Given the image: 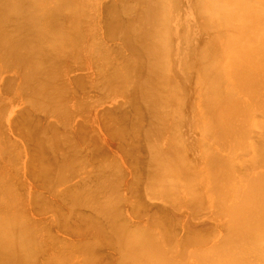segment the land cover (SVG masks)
<instances>
[{
  "label": "bare ground",
  "instance_id": "6f19581e",
  "mask_svg": "<svg viewBox=\"0 0 264 264\" xmlns=\"http://www.w3.org/2000/svg\"><path fill=\"white\" fill-rule=\"evenodd\" d=\"M84 1V0H83ZM104 1H108V0H104ZM120 1V0H119ZM122 2H123V0H121ZM143 2V4H142V2L141 3H137V2ZM243 2H244V0H242ZM248 1H250V0H246V4H243L240 0H239V2L238 3H236V0H138L137 2H136V4H139V6L138 7H140V9L139 8H137V10H139L140 12H134V14L135 13H137L136 15H134L133 16V14H131V13H133V11H134V9H136L135 8V4H134V6H132L133 4L130 2V0L128 1V0H126V1H124L125 3V5L122 3V2H118L117 3V5L116 4H114L113 3V5H115V6H117V7H119V5H120V8H116V9H120V10H123V12H121V16H122V18L121 19H123L124 18V21L123 22H121L122 20H120L119 18L121 17L119 14H118V12H115V11H118V10H116L115 8H113V7H111V8H113V10L115 9V11H113L112 13L111 12H108V11H110V10H107L106 8H104V10L102 11L103 12V14H105V12L107 11V14H105V15H107L106 16V18L109 16V13H110V15L111 16H109V21H108V18L107 19H105V20H107V21H105V23H106V27L102 30V32H104L105 31V29H106V31H105V33H102L103 35L105 34L106 35V33H107V31L110 33H107V35H108V37H111L110 35H113V34H111L112 33V31L113 30H117L116 32H118L119 30V32L118 33H121L120 34V36L122 35V37H123V42H124V44H123V46H124V49H125V47H127L126 49L128 50V52H130V53H128L127 51H125V53L122 51H120L119 50V48H121L120 46H119V44H115V46L117 45V47H115V48H118V50H119V54L118 55H116V56H121L122 57V60L119 62L121 65H122V67H121V65L119 66L118 64H115L114 65V63L113 64H111L112 65V70H111V65H110V63H112V62H109L110 60H109V58H107L106 57V55L109 57V55L107 54V52L105 53V52H103V54H104V56H105V58L103 59L104 61V63L103 62H100L99 63V65H102L101 67H103V66H105V65H103V64H106V68H108L109 69V67H110V69L109 70H107V73H105L104 72V67H103V71L102 72H104L105 74L103 75V77L105 78V79H108V77L107 76H109V79H108V81H109V85H111V88H112V86H116L119 90H121V91H124V89H125V86H127V84H125V82L124 81H126L127 79H125V74L127 75V77L126 78H128L131 74H132V76H130L129 77V79H130V82H131V87L130 88H128V87H126V88H128V89H130V92H128L129 90H127V93H125V94H129V96L131 97L130 99H133L134 101V105L136 104V105H141V109L140 110H137V108L135 109L137 112H135V113H133V115H134V119H136L137 120V118H136V114H138V112H139V114L141 113H144V112H146V115L147 114H149L150 116H149V118H150V121H148L150 124L145 128L146 129V131H145V129H144V125L142 126L143 128L142 129H144V131H145V134H144V136L146 135V136H149V138L150 137H152L154 134L155 135H157V133L161 136V132H160V130L162 129V133L163 132H165L166 131V135L170 132V135L173 133V128L171 129V131H170V129L168 128V126H167V122L166 123H164L165 122V120H167V117H169L168 116V114H169V112L168 111H166L165 109H167L168 107H167V105H169V110L172 112V113H174L172 116H170L171 118L170 119H175L176 120V122H180V124L181 125H183L184 126V128H182L181 130H182V135H184L185 134V136H186V138L184 139V143L182 144L181 142H180V139H178V134H175V132L173 133V134H175L174 135V137L177 135V141L176 142H178V140H179V144L177 145L178 147H179V145H182L183 147H180V149H179V154H178V151H176L177 149L176 148H174V146H173V149H172V147H170L171 145H170V143L169 142H167V140L169 141V139H165L164 138V142H165V140H166V142H165V144L167 143H169L168 145H169V149H167L166 150V148H164L165 149V151H163V150H161V153L163 154H161V155H156L155 156V154H160V150H157L159 153H154V152H151L150 151V149H148L149 147H150V145L149 144H147V142H151L150 144H152V145H155V146H152V147H155L156 148V144L157 143H159L160 141H158V140H156V141H154V139L155 138H157V136H155V138H154V136L152 137V138H154L153 139V141H150V140H145L146 139V137H145V139H143V142L145 143V141H146V143H145V147H147V149L145 148V151L147 150H149V156H150V152H151V154L153 153V155L152 156H150L149 157V159L151 160V162L153 163V166H152V164H149L148 165V167H146L147 166V164L148 163H145V169L147 168V169H149L150 168V170H148V172H147V175H145L146 174V172L145 173H143L146 177H148V178H145L144 180H147V181H150V179L152 180V181H150L149 183L147 182L146 183V187H145V185H144V187L145 188H147V189H149L150 191H149V193H151V195L149 196L147 193V200H151L152 201V199L151 198H155V195H153L152 196V194L154 193V194H156L157 196H160L161 194H159V192H157V193H155V191H153V190H155V186L157 185V183H156V181L160 184V182L161 183H164L165 185H162L163 187H165L164 189H166L167 187H166V184L168 185L169 183L170 184H172L173 186H174V188H177V187H185V188H187V192L189 193V195H190V199L192 198L193 200H189V198L187 199V198H185L183 201H185L186 199L187 200H189V201H193L194 203H195V201H200L201 199H202V201L203 200H205V194L206 193H208L209 192V195L211 194V197H209V198H211V201H208L209 203L207 204L208 206H211V203H212V201L213 200H215V197H216V207L217 208H219L220 209V211H221V214L225 217L224 219H223V227L225 228V230H224V234L221 232V234H222V236H220V238L218 239V240H212L211 242H212V244H211V246L207 249V251H199V249H201V250H203V249H205V247L203 248V247H201V240H202V238L200 237V234H199V238L201 239V240H199L200 241V244L199 243H197V242H199V241H195L196 242V244H199L198 246L199 247H201V248H199V247H195L196 248V250H197V252L196 253H193V251L195 250V248H193L192 247V245H191V249L193 248L194 250L192 251V250H189L188 251V254H190V255H187V256H189V257H191L192 255L193 256H195V254H197L198 252H200L201 253V257L203 258V256H204V254H205V260H204V264H264V129L262 128V126L264 127V114H262V112L264 113V104H262L263 102V98L262 99H260V101L258 100V98L257 97H264V95H261L262 94V92H263V94H264V87L262 88V87H260L261 85H263V83H264V81L261 79V77H259L258 75V73L256 72V73H254L256 76H254L253 77V71H257V69H258V67L260 68H263L264 69V64H261V65H259L260 63H262V59H263V57H264V41L262 42V44L260 43V39L262 38V37H258V39L256 40V43L258 42V44L257 45H263L262 47H260V46H255V49L258 51V54H260L259 56L258 55H256V50H253V48H254V45H253V41H254V44L256 45V43H255V40H251L252 42L251 43H249V41L248 40H245V45H244V47L247 45V47H245V48H248V51L249 52H246L247 51V49L244 51V49H243V51L242 50H240V49H242L241 47H239V46H241L242 45V43L244 42V40H242V38L245 36V35H247V38L246 37H244L245 39H248V37H249V40H250V36H251V32H253L254 30H253V28L251 27L252 26V23L254 22V20H253V22L251 23V21H252V19H251V17H249L248 18V13H247V15L246 14H244L245 16H247L246 18H248L247 20H245L246 18H244V15H243V13H242V10H243V6L246 8V6H247V8L250 6V5H252L251 3H249ZM252 1V3H253V5L252 6H254L255 4H257L260 0H251ZM258 1V2H257ZM261 1H263V3L262 4H264V0H261ZM73 2H77V5H78V7L76 8V7H73L74 5H72V4H74ZM86 2V1H85ZM94 1H92V3H93ZM97 2V1H96ZM95 2V3H96ZM103 2V1H102ZM111 2H113V1H110V3ZM79 3V4H78ZM109 3V2H108ZM109 3V4H110ZM123 4V6L122 7H124V8H121V5ZM134 3H135V1H134ZM260 3V4H261ZM88 3H86V5H87ZM91 3L89 2V5H90ZM94 4V3H93ZM127 4V5H126ZM131 6V7H134V8H132L133 9V11L131 10V7H129L128 8V6L129 5ZM132 4V5H131ZM142 4V5H141ZM76 4H75V6H77ZM84 8V7H86L84 4H82V2H80V1H77V0H0V60L1 61H3L4 59V61H6L7 63H8V65H7V63H5V64H3L4 62H0L1 64H0V66H1V68H2V66L3 65H5V66H8V68H9V64H13V66L11 65L10 67L12 68V67H14V65L16 66V68L19 66V67H21V69L20 68H17V70H16V68H14L15 69V71H17V73H19V72H21V73H23V75H24V73H26L25 75L26 76H21V73H19L20 74V76H19V81L18 82H20L22 79H23V81H21V82H28V81H30L29 79H32L31 81H35V84H37L39 81H47V80H49L50 79V77H52V75H53V72L55 71V70H57V69H62L59 65L57 66V64H56V66L58 67H56L55 66V64L54 63H52L54 60H53V57H55L54 59H55V63H58L59 62V64H61V66L63 65V60L65 59V60H69L70 59V57L69 58H67L68 56L65 54V53H67V54H72V53H77V52H81L82 50H81V47L78 49V47L79 46H81V44L79 45L78 44V47H77V44H75L74 42L75 41H77V43L79 42L78 41V39H79V37L83 34H85L84 32H86V31H88L87 29L90 27L87 23H86V25L87 26H89V27H87V28H85L84 29V27L83 26H86L85 25V22L87 21V16H85V22H84V24L82 23H79V20H77L78 21V23H76L75 21H74V16L75 15H78L79 13H77V12H79V10L82 8L81 6ZM98 5V4H97ZM112 5V6H113ZM141 5V6H140ZM258 5V4H257ZM257 5L256 6H254L255 8L257 7ZM71 6V7H70ZM110 6H111V4H110ZM114 6V7H115ZM79 7H81V8H79ZM97 7V9H98V6H96ZM95 7V8H96ZM125 7H126V9H129V11L127 10V11H125L126 9H125ZM251 7V6H250ZM79 8V9H78ZM81 9V10H88L87 8L85 9ZM93 8V7H92ZM246 8V9H247ZM253 7H251V9H252ZM259 8V7H258ZM89 9H91V8H89ZM96 9V10H97ZM257 9V8H256ZM256 9L254 10V13H255V11H256ZM68 10V11H67ZM112 10V9H111ZM120 10H119V12H120ZM253 10V9H252ZM251 10V11H252ZM65 11H67L68 12V14L70 15V16H68V14H66V12ZM132 11V12H131ZM136 11V10H135ZM251 11H249V12H251ZM64 12H65V16H66V21H67V19H68V17H69V20H70V23H68V22H66V24H67V28H64L63 26V24H65V23H63V22H60V20H62V16H64V15H62V13L64 14ZM100 12H101V10H100ZM100 12H99V14H100ZM114 12L116 13L115 15H117L116 17L114 16ZM126 12V13H125ZM130 12V14H131V17H128V15H130V14H128ZM125 13V14H124ZM138 13H139V18H138ZM262 13H264V12H262ZM81 14V13H80ZM123 14H124V16H123ZM128 14V15H127ZM260 14V16L262 17V15H261V12L260 13H258V15ZM60 15H62V16H60ZM82 15V14H81ZM101 15V14H100ZM119 15V16H118ZM257 15V14H256ZM83 16V15H82ZM103 16V15H102ZM126 16H127V18H130V19H128V21H129V23L127 22V23H125L127 20L125 19L126 18ZM136 17L137 16V18H134L133 19V17ZM249 16H252V14L250 13V15ZM259 16V17H260ZM61 17V18H60ZM100 17V16H99ZM103 17H105V16H103ZM115 17V18H114ZM119 17V18H118ZM59 18H60V20H59ZM77 18L79 19V18H82V17H80V16H77ZM88 18H89V16H88ZM118 18V19H117ZM253 18V17H252ZM258 17H256V19H257ZM263 19H264V17H262ZM100 19H101V17H100ZM100 19H98V20H100ZM113 19V20H112ZM132 19V20H131ZM135 19L137 20V21H135ZM250 19V21H248ZM260 19V18H259ZM12 20V21H11ZM64 20H65V18H64ZM97 20V21H98ZM131 20V21H130ZM134 20V21H133ZM83 21V20H82ZM81 21V19H80V22H82ZM101 21H103V19L101 20ZM256 21V23H258L257 22V20H255ZM8 22V23H7ZM12 22L13 23H15V25H16V29L15 28H13V27H10V25L12 24ZM75 22V23H74ZM89 22V21H88ZM136 22V23H135ZM5 23V24H4ZM90 23V22H89ZM122 23H125V24H122ZM262 23H264L263 21H262ZM4 24V25H3ZM9 26H8V25ZM62 24V25H61ZM66 24H65V27H66ZM83 25L82 27L79 25L77 28L79 29V27L80 28H82V29H84V31H83V33H81L82 32V30H78L77 28H75L74 26L75 25ZM104 24V23H103ZM247 24H251L250 26H248V27H251V29H249L248 27V30H244V26H246ZM69 25V26H68ZM102 25V24H101ZM8 26V30L7 31H5L3 28L4 27H7ZM103 26L104 25H102V28H103ZM253 26H254V24H253ZM257 26V25H256ZM259 26V25H258ZM262 26H264L263 24H262ZM92 27V26H91ZM10 28V29H9ZM14 30H16L17 32H16V34H14V32L15 31H13V29ZM242 28H243V30H242ZM258 28H260V27H258ZM12 29V31L10 32L9 30H11ZM90 29V28H89ZM119 29V30H118ZM256 29V28H255ZM95 30H97L98 31V29H94L93 30V34H94V32H95ZM251 30V31H250ZM253 30V31H252ZM260 30V29H259ZM48 31H50L51 33H48ZM78 31H80V33L78 32ZM96 31V32H97ZM246 32L247 34H244V32H243V36L240 34V32ZM247 31H250V35L248 34L249 32H247ZM115 32V31H114ZM12 33V34H11ZM19 33H22L21 35H19ZM97 33H99V32H97ZM253 33H256V32H253ZM92 34V32L90 31V35ZM82 35V36H83ZM89 35V36H90ZM102 35V36H103ZM106 35V36H107ZM236 35H241L242 36V38H239V37H237V38H239V39H241V41H243V42H240V44L239 45H237L236 44V47L238 48V49H234V47L232 46V45H235L234 44V41L237 39V38H234V36L236 37ZM249 35V36H248ZM261 35V34H260ZM82 36L80 37V38H82ZM88 36V35H87ZM98 36H100V34L98 35ZM114 36V35H113ZM112 36V37H113ZM232 36H233V39H232ZM240 36V37H241ZM263 36V35H262ZM84 37H85V35L83 36V39H84ZM91 37V36H90ZM95 37V36H94ZM122 37H120V38H122ZM254 37H255V34H254ZM89 38V37H88ZM106 38V37H105ZM115 38V37H114ZM114 38H112L113 40H114ZM119 38V39H120ZM251 38H253V37H251ZM260 38V39H259ZM83 39H81V40H83ZM93 39L94 38H92V41H93ZM97 39H100L101 40V38H97ZM104 39V38H103ZM109 39V38H108ZM111 39V38H110ZM111 39V40H112ZM239 39H237V40H239ZM255 39V38H254ZM264 39V38H263ZM81 40H80V42H81ZM100 40H98V42H97V44H100V45H98V48H95L96 50L97 49H101L102 50V47H101V41ZM232 40H234V41H232ZM260 40V41H259ZM71 41V42H70ZM106 41V40H105ZM247 41H248V43H247ZM114 42V41H113ZM235 42H237V41H235ZM95 43V42H94ZM106 43V42H105ZM118 43V42H117ZM120 43H122V41L120 42ZM97 44H94V46L95 45H97ZM110 44V43H109ZM244 44V43H243ZM74 45H76V46H74ZM103 45V44H102ZM105 45H107V44H105ZM253 46V48H251L250 46ZM72 46H73V49H72ZM92 47H93V45H91ZM108 46V45H107ZM113 46V45H112ZM119 46V47H118ZM250 48H249V47ZM91 47V48H92ZM97 47V46H96ZM109 48H110V46H108ZM114 47V46H113ZM112 47V48H113ZM232 47H233V49H232ZM243 47V46H242ZM69 48V49H68ZM77 48V51L75 50ZM94 48V47H93ZM110 49V50H112L113 52H115L114 51V49L115 48H113V49ZM258 48H260V49H258ZM231 49H232V51H235V50H237V53L236 52H234L236 55H232L231 53H232V51H231ZM251 49V50H250ZM80 50V51H79ZM88 50H90V48L88 49ZM96 50H94V52H96ZM101 50H100V52H101ZM104 50V49H103ZM121 50H123V49H121ZM241 52V56L243 57L244 56V58H246V59H244V58H242L241 56H239L240 55V52ZM91 51V50H90ZM90 51H88V52H90ZM99 51V50H98ZM97 51V52H98ZM231 51V53H230V55L231 56H235V57H233V59H231V57L229 58V56H228V58H229V60L230 61H226L225 60V62H227L228 63V65L229 64H232L233 66L235 65V63L237 62V61H239L238 59V57H240L241 59H242V61H239V63H241V64H239L238 62V64L241 66H239V65H235L234 66V68H233V66H230L231 67V70H229V72L230 71H232V72H230V74H228V75H230V76H232L233 77V75H234V78L236 79H234V78H232V82H235V81H237V82H235V84L233 83H231V82H229V83H227V82H225V80L223 79L224 78V76H223V73L225 74V72H226V70L223 72V70L224 69H226L225 67H226V65H225V67H223L222 68V65H220V62L221 61H223L222 59L224 58L223 57V55H225L226 56V58H227V53L228 52H230ZM252 51V52H251ZM254 51V52H253ZM262 52V53H260V52ZM121 52V53H120ZM238 52H239V54H238ZM243 52V53H242ZM248 53V54H246V53ZM116 53H117V51H116ZM116 53H114L113 55L115 56V54ZM233 53V54H234ZM244 53H245V55H244ZM250 53H255V55H256V57L254 56V54L252 55V54H250ZM56 54V55H55ZM60 54V55H59ZM67 56V57H64L65 55ZM74 54H73V57H74ZM82 54V53H81ZM100 53H98L97 55H98V57L99 56H101V55H99ZM101 54H102V52H101ZM102 54V55H103ZM120 54H130V55H120ZM131 54H133V56L131 55ZM62 55V56H61ZM77 55H79V54H77ZM94 55V54H93ZM248 55V56H247ZM252 55V56H251ZM9 58H8V57ZM53 56V57H52ZM76 56V55H75ZM80 56H82V55H80ZM96 56V55H95ZM132 57V58H130V57ZM260 56H262V57H260ZM60 57H61V59H62V57H63V60H61V63H60V61H58V60H60ZM124 57V58H123ZM220 57H223V58H220ZM249 57V59H247ZM252 57V58H251ZM257 58L255 61L253 60V58ZM259 57H260V59L261 60H258L259 59ZM7 58V59H6ZM28 58V60H26ZM34 58H36V60H33ZM52 58V59H51ZM57 58H59V59H57ZM67 58V59H66ZM71 58H72V56H71ZM77 58H80V57H77ZM103 58V57H102ZM101 58V59H102ZM114 58H116V57H114ZM235 58L237 59V61L235 60ZM3 59V60H2ZM8 59H11L12 60V62H11V60H9L10 61V63H9V61H8ZM33 60L32 62H37V61H39V62H37L36 63V67H35V69L33 70V64H32V62H29L30 60ZM38 59V60H37ZM82 59V58H81ZM97 59V58H96ZM108 59V61L107 62H109V64H107V62H106V60ZM118 59H119V57H118ZM252 59V60H251ZM26 61V63L27 62H29L28 63V65H25L24 64V62L23 61ZM50 60L52 61V62H50ZM56 60H57V62H56ZM80 60V59H79ZM84 60V59H83ZM94 60V59H93ZM232 60H233V63H231L232 62ZM259 61V64H258V61ZM73 61V60H72ZM74 61H75V59H74ZM100 61V60H99ZM236 61V62H235ZM244 61V62H243ZM245 61L247 62V63H245ZM252 61H254V62H252ZM261 61V62H260ZM43 62H46V65H45V63H43ZM47 62H49V63H47ZM69 62H71V61H69ZM76 62L77 63H79V61H77L76 60ZM75 62V63H76ZM80 62H81V60H80ZM83 62V61H82ZM82 62L80 63V64H82ZM85 62V61H84ZM83 62V63H84ZM22 63H23V65H24V67H23V65H22ZM30 63H31V65H30ZM38 63H39V65H38ZM44 64V66H43V64ZM76 63V64H77ZM95 63V62H94ZM93 63V64H94ZM96 63H98L97 61H96ZM95 63V65L97 66V64ZM221 63H224V62H221ZM245 63V64H244ZM248 63L250 64V63H252V64H250V65H253V67H254V65H255V63H256V67H254V68H252V69H256V70H252V71H250L249 72V69L252 67V66H250V65H248ZM254 63V64H253ZM264 63V62H263ZM40 64H42V65H40ZM50 64V65H49ZM52 64H54V67H51V65ZM66 64H68V62L66 63ZM32 67V69H31V67ZM107 65H108V67H107ZM110 65V66H109ZM118 65V68L116 67ZM227 65V66H228ZM245 65V69H244V67L243 66ZM246 65L247 66H249V67H246ZM26 66H27V68H29V69H26ZM44 68H43V67ZM48 66V68H54L55 69V67H56V69L55 70H53V71H51L52 72V75L50 76H48V74L49 73H51L50 72V69H46V67ZM67 66H69V64L67 65ZM140 67V69H141V71L143 72V68H144V70L146 69V73H144L145 74V76L143 77V75H142V78L139 76V77H137V75H135V71L134 70H136V71H139L140 69H139V67ZM39 67V68H38ZM120 67V68H119ZM229 67V66H228ZM236 67V68H235ZM240 67V68H239ZM0 68V69H1ZM10 68V69H11ZM40 68H43V69H40ZM106 68H105V70H106ZM135 68H137V69H135ZM261 68L259 69L261 72H262V74H260V75H262V77H263V73H264V71H263V69L261 70ZM10 69H9V71H10ZM18 69H20L19 71H18ZM24 69V71L25 72H22V70ZM38 69V70H37ZM40 69V70H39ZM45 69H46V71H45ZM65 69V68H64ZM67 69V68H66ZM102 69V68H101ZM131 69H133V70H131ZM223 69V70H222ZM228 69V68H227ZM233 69V70H232ZM234 69H235V71H236V69H241V71H239V73L240 72H242V73H240V75H239V73H238V71L237 72H235L234 71ZM248 69V70H247ZM5 70V67H4V69L3 70H1V71H4ZM8 70V69H7ZM29 70V71H28ZM33 70V71H32ZM43 70H44V72H43ZM47 70H49L48 72H47ZM60 70H57V72L58 73H60L59 71ZM96 70V69H95ZM110 70H111V74H110ZM121 70H123L122 72H124V73H122L121 72ZM128 70H131V73H129L128 72ZM243 70V71H242ZM258 70V71H259ZM31 71V72H30ZM37 71V72H36ZM40 71H42L43 72V75H45L44 77H40L41 75H38V74H41L40 73ZM100 70H98V72H99ZM132 71H134L133 73H132ZM141 71H139L140 73H141ZM245 71H247V72H249V74L247 73V72H245ZM46 72V73H45ZM61 72H62V70H61ZM94 72H97V71H94ZM97 72V73H98ZM108 72H109V75H107L108 74ZM139 72H136V74H138L139 75ZM235 72V74H237V76L235 75V74H233ZM245 72V73H244ZM1 73V72H0ZM34 73H35V76H31V77H29V75H34ZM37 73V74H36ZM54 73H56V72H54ZM63 73V72H62ZM129 75H128V74ZM143 73H141V74H143ZM231 73H232V75H231ZM253 75H252V74ZM64 74H65V77H66V71H64ZM64 74H62V75H64ZM96 74V73H95ZM122 74H124V76L122 75ZM226 74V75H227ZM248 74V75H247ZM258 74V75H257ZM6 75V74H5ZM37 75H38V79L39 78H43L42 80H38L37 79ZM47 75V76H46ZM56 75H57V73H56ZM56 75H55V78H58V76L56 77ZM62 75H59V78H60V76H62ZM97 75H99V74H97ZM101 75V74H100ZM99 75V76H100ZM135 75V80L136 81H131V80H133L134 79V76ZM227 75V76H228ZM241 75H243V76H245V77H240ZM246 75L248 76V77H250L251 75V77L249 78V79H247L248 77H246ZM77 76L78 75H76V76H74V77H76V78H74L75 80L77 79ZM81 76H82V74H81ZM99 76L97 77V79H98V81H100L101 80V78H102V76H100V78H99ZM236 76V77H235ZM13 75H12V79H13ZM22 77V78H21ZM33 77V78H32ZM46 77V78H45ZM84 77V74H83V76L82 77H80V78H83ZM91 77V76H90ZM93 77V76H92ZM95 77V76H94ZM93 77V78H94ZM107 77V78H106ZM229 77V76H228ZM227 77V78H228ZM237 77H238V79H237ZM240 77V78H239ZM253 77V78H252ZM257 77H259V79H261L262 81H263V83H257ZM25 78V79H24ZM28 80H27V79ZM53 79H54V75H53V77H52ZM50 79L51 81H47L46 82V84H48V83H51V84H53L54 82L55 83H57V80H53V79ZM63 78V76L61 77V79ZM79 78V77H78ZM79 78V79H80ZM85 78V77H84ZM96 78V77H95ZM95 78L93 79V80H95ZM103 78V80H101L102 82H104V79ZM230 78V77H229ZM243 79V82L244 81H246V79H247V81L248 82H242V79ZM256 79V82H255V84L257 83L258 85H260V86H255L254 87V83H253V80L252 79ZM10 79V80H9ZM9 79H8V77H7V80L8 81H12V79L9 77ZM16 79V78H15ZM14 79V80H15ZM21 79V80H20ZM69 78H67V80H68ZM74 79L72 80V81H74ZM125 79V80H124ZM225 79H226V77H225ZM235 81H234V80ZM241 79V80H240ZM245 79V80H244ZM251 79V81H249ZM6 80V79H5ZM54 82H53V81ZM60 80V79H59ZM59 80H58V82H59ZM66 80V81H67ZM92 80V81H93ZM224 80V82H222ZM227 80V79H226ZM3 81V80H2ZM7 81V82H8ZM63 81V80H62ZM85 81V80H84ZM97 81V80H96ZM95 81V83H94V85L96 86V87H98L99 85V83L98 82H96ZM127 81H129V80H127ZM127 81H126V83H127ZM231 81V80H230ZM242 82V85L245 87L244 89H241L239 86H241L240 84H239V82ZM6 82V83H7ZM53 82V83H52ZM124 82V83H123ZM129 82V83H130ZM135 84V88H133L134 87V85L132 86V84L133 83ZM252 83V84H250V87H252V91L253 90H255V91H253L254 93L257 91V89H255L256 87H260L261 88V90H262V92H261V90L258 88V92H261V93H259L260 95L258 96V93H257V96H256V94H254L255 96V98H257L256 100H255V98H254V101H253V99H251V98H253L252 96H251V100L254 102V104H255V101H259V105L260 104H262L263 105V107H261L260 108V106H262V105H256L255 104V106H259L257 109H256V107H254V105L253 106H251V104L253 103H251V101H250V106H249V100L248 101H246L248 98H246L244 101H245V103H244V101H241L242 103L241 104H243L244 103V105L243 106H240L241 107V109H243V111L242 110H240V108H239V100L236 98V96H237V93L241 90V91H243V90H245L246 89V91H248V93L249 94H247V92H246V97H250V94H252L253 95V92L250 90V92H249V90H247V88H246V86L248 85L247 83ZM261 82V81H260ZM5 83V84H6ZM12 83V82H11ZM10 83V85H12ZM55 83H54V85H55ZM60 83V82H59ZM75 83V82H74ZM79 83V82H78ZM78 83H77V85H76V87L78 86H80L82 83L80 82V84L78 85ZM96 83H97V85H96ZM108 82H105V85H103V83L101 84V86H102V89H103V87L105 86V88L107 89V87H106V84H107ZM125 84V86L123 85V84ZM4 84V85H5ZM8 84H9V82H8ZM7 84V85H8ZM23 83H20V85H22ZM65 84V83H64ZM64 84L62 85V83L61 84H56L55 86L57 87H59V86H63V88H64ZM70 84V83H69ZM73 83H71V85H72ZM83 84H87V81H86V83L84 82ZM91 84V83H90ZM229 84V85H228ZM238 84H239V86H238ZM256 84V85H257ZM1 85V84H0ZM14 86H15V83L13 84ZM12 85V86H13ZM17 85V84H16ZM42 85H44V84H40V85H38V87L36 88V90H34L35 88H33L32 86H29L28 87V89H30V90H32V92L29 90V92H28V94L27 93H25V94H22V95H29L28 97L30 98V99H26V102L27 101H29L30 100V104H32V102H34V103H36V104H39V105H41V106H44L45 108L46 107H53L54 106V103H56V104H58L59 103V105H61V103H60V101H62V102H64V101H66V99L64 98L63 100L61 99L60 100V98L62 97H59V92L61 91V92H63L62 90H61V88H62V86L61 87H59L60 89H58L57 90V88H56V90H57V94H56V92L54 93V92H51V90H52V88H48V89H50V93H48L46 90H48V89H46V90H44L45 92H43V91H41V90H39L38 88L40 87V88H42ZM66 85L68 86V84L66 83ZM65 85V86H66ZM93 85V84H92ZM123 85V86H122ZM2 86V85H1ZM0 86V87H1ZM13 86V87H14ZM25 85L23 84L22 86H20V88H22V87H24ZM26 86H28V84L26 85ZM46 86V85H45ZM72 86H74V85H72ZM81 86H83V85H81ZM235 86V87H234ZM237 86V87H236ZM5 86H3V88H4ZM9 87V86H8ZM8 87H5L4 89H6L7 88V91H8ZM13 87H11V88H13ZM16 87H18V86H15V88L14 89H17ZM123 87V88H122ZM247 87H249V86H247ZM2 88V89H3ZM11 88H9V91H10V89ZM25 88V89H24ZM24 88H22L23 90H27V88L26 87H24ZM33 88V89H32ZM62 88V89H63ZM66 88V89H65ZM64 89H65V91H67V89H69V86H68V88L67 87H65ZM73 88V87H72ZM71 88V89H72ZM75 88V87H74ZM101 88V87H100ZM133 88V89H132ZM237 88V89H236ZM238 88H240V89H238ZM243 88V87H242ZM1 88H0V90H2ZM22 89H21V91H22ZM38 89V90H37ZM70 89V90H71ZM77 89H79V88H77ZM76 89V90H77ZM113 89V88H112ZM123 89V90H122ZM251 89V88H250ZM79 90H82V89H79ZM78 90V91H79ZM105 90V89H104ZM117 90V89H116ZM2 91H5V90H2ZM15 91V90H14ZM25 91H22V92H25ZM36 91V92H35ZM38 91H41L42 92V95H43V93H44V96H45V94H46V92H47V95H51V93L52 94H56L55 96H57V97H53L54 95H51L52 96V99H50V100H52L51 102L49 101H47L46 99H44V101H42L43 99H41V98H43V96L41 95V92H39L40 94H38V95H41V96H37L36 94H37V92ZM53 91H55L54 89H53ZM65 91H64V93H65ZM78 91H76V92H74L75 94H76V97H78V95H77V93H78ZM240 91V92H241ZM6 92V91H5ZM11 92H12V90H11ZM30 92H31V94H30ZM71 92V91H70ZM80 92V91H79ZM125 92H126V90H125ZM215 92V93H214ZM219 92V93H218ZM244 92V91H243ZM244 92V93H245ZM1 93H3V92H1ZM7 93V92H6ZM13 93V92H12ZM11 93V94H12ZM34 93H36V94H33ZM218 93V94H217ZM243 93V94H244ZM9 94V93H8ZM239 94V96H237V97H239V98H241L240 97V95L242 94V92L241 93H238ZM15 95V94H14ZM33 95V96H32ZM35 95H36V97H35ZM60 95H61V93H60ZM62 95H64L65 96V94H62ZM67 95V94H66ZM73 95V94H72ZM245 95V94H244ZM247 95H249V96H247ZM49 96H47L48 98H50ZM128 96V95H127ZM127 96H126V98H127ZM14 97V96H13ZM12 97V98H13ZM27 96H25V98H26ZM27 97V98H28ZM31 97H33V98H31ZM34 97H35V99H34ZM37 97H41L40 99H38ZM70 98H71V96H69ZM69 97H67V98H69ZM23 98V97H22ZM39 100V101H42V103L40 104V103H38V102H36L37 101V99ZM54 98H56L57 99V101L55 102V99ZM74 98V97H73ZM216 99V102L214 101L215 99ZM235 98V99H234ZM243 98V97H242ZM14 100H15V98H13ZM31 99H32V101H31ZM58 99L60 100V101H58ZM130 99H128V101H130ZM214 99V100H213ZM13 100V101H14ZM35 100V101H34ZM49 100V99H48ZM69 100V99H68ZM74 99H72V101H73ZM79 99H77V100H75V101H78ZM80 100H82V99H80ZM85 100V99H84ZM96 100V99H95ZM121 100V99H120ZM220 101L221 100V102H218V101ZM242 100V99H241ZM1 101V100H0ZM3 101V100H2ZM1 101V102H2ZM25 101V100H24ZM47 102V106L46 105H43V104H45V103H43V102ZM94 101V100H93ZM99 101V100H98ZM124 101H126V102H128L127 100H125L124 99ZM211 101H213V102H215L214 103V105H213V103L211 102ZM235 101H237V105H236V103H235ZM258 101L256 102V103H258ZM83 103H84V101H82ZM89 102V101H88ZM87 102V103H88ZM96 102H97V100H96ZM117 102V101H116ZM133 102H132V104H133ZM222 102H223V104H222ZM246 102H247V104H246ZM261 102V103H260ZM6 103V102H5ZM27 103H29V102H27ZM48 103H50L49 104V106H48ZM66 103V102H65ZM68 103V102H67ZM67 103L65 104V105H63L62 104V106L64 107V108H66L67 107ZM83 103L82 104H80V101L78 102V107H79V104L80 105H83ZM121 103L123 104V103H125V102H122V100H121ZM131 103V101L129 102V104ZM212 103V104H211ZM219 103H221L222 104V107L223 108H225V107H227L228 108V110L229 109H232L233 107L232 106H235L236 108H234V110L235 111H237V109H238V112H239V110L242 112V115L243 116H239V118H238V115L240 114V112H239V114H237V112L234 114L233 113V116H231L232 115V113H231V117H229L230 119L231 118H233V120L235 119V117H237L238 118V120H237V122H235V123H237V125H232V124H234V121L232 122H230L229 121V119L227 118V115H228V113L227 112H229V111H227L226 112V114L227 115H223L222 116V111H224L223 109H222V107L220 106L221 104H219ZM29 104V105H30ZM52 104V105H51ZM84 104H86V103H84ZM114 104V103H113ZM117 104V103H116ZM121 104V105H122ZM127 104V109H126V111L128 110V103H126ZM213 105L214 107H212L211 105ZM219 104V105H218ZM1 105V104H0ZM7 105V104H6ZM59 105H55V109H56V111H57V108L59 107L60 108V106ZM69 105V104H68ZM74 105H75V103H74ZM120 105V106H121ZM125 104H123V106H124ZM135 105V106H136ZM164 105H166V106H164ZM218 105V106H217ZM225 105V106H224ZM228 105H232L231 107L229 106L228 107ZM247 105V106H246ZM8 106V105H7ZM23 106V105H22ZM33 106V105H32ZM40 106V107H41ZM61 106V107H62ZM77 106H75V107H77ZM126 106V105H125ZM131 106V108H133L134 109V107H132L133 105H130ZM129 106V107H130ZM201 108H200V107ZM221 107V109H222V111H221V109L219 108H217V107ZM238 106V107H237ZM1 107V106H0ZM2 107H3V105H2ZM1 107V108H2ZM27 107H28V104H27ZM34 107V106H33ZM33 107H29L30 109H32ZM37 107H39V106H37ZM36 107V108H37ZM70 107V106H69ZM75 107H74V111H76L75 110ZM77 107V108H78ZM87 107V106H86ZM85 107V108H86ZM116 106H114V110H118V109H116V108H118V107H116ZM138 107V109L140 108V106H137ZM163 107H166V108H163ZM243 107H245V112L246 111H248L247 113H244V108ZM248 108V110H247V108ZM5 108V107H4ZM29 108H26L25 107V109L26 110H28ZM35 108V109H36ZM58 108V109H59ZM68 108V107H67ZM76 108V109H77ZM104 108V107H103ZM109 108V107H108ZM110 108H111V106H110ZM109 108V109H110ZM119 108H121V107H119ZM131 108H129V111L128 112H124V115L125 116H122V114L123 113H121V112H118V113H115V111L114 110H112L114 113L112 114V112L110 113L112 116H114V115H116L117 116V122H116V120H113V121H115L117 124L119 123V119L120 120H127L128 121V118L132 115L131 114V112H130V109ZM212 108H213V111H212ZM217 109L216 111H215V109ZM227 108H225L226 110H227ZM252 108V109H251ZM3 109V108H2ZM25 109H23V107H22V109L21 108H19L17 111H19V110H21V115H23V111H25L24 112V114L27 112ZM40 109V108H39ZM43 110H44V108H42ZM71 109V107L68 109V110H70ZM80 109H82V108H80ZM83 109H84V107H83ZM99 109V108H98ZM100 109H102V108H100ZM105 109H107L106 107L103 109V110H105ZM109 109H107V110H109ZM111 109H113V107L111 108ZM124 110H125V108H123ZM133 109H131V111L133 110ZM255 109V110H254ZM1 110V109H0ZM23 110V111H22ZM51 110H53V108L51 109H49V112H51ZM72 110V109H71ZM79 110V109H78ZM107 110H105V112L107 111ZM122 110V109H121ZM143 110V111H142ZM234 110H232V112L234 111ZM250 110V111H249ZM251 110H252V112H251ZM258 110H261V112L260 111H258ZM35 111L36 110H34V113H35ZM41 111V110H40ZM58 111H63L62 109L61 110H58ZM58 111L55 113L56 115H59L58 114ZM83 111V110H82ZM87 111H88V107H87ZM206 111H208V114L210 113V111H212V113L213 114H215L216 116H214L215 117V120H214V118H213V116L211 115V116H209V117H212L213 119H212V121H211V119L209 120V117L207 116V114H205V112ZM218 111H220L221 112V114L218 112ZM234 111V112H235ZM256 111H258V112H256ZM1 112H2V110H1ZM37 112V111H36ZM45 112V111H44ZM49 112L47 113V114H49ZM54 111H52V113H53ZM65 112H67V114H70L67 110L65 111ZM78 112V111H77ZM80 112V111H79ZM85 112H86V110H85ZM85 112H81V113H85ZM98 112H99V110H98ZM101 113H102V110L100 111ZM107 112H109V111H107ZM117 112V111H116ZM167 112H168V114H167ZM215 112V113H214ZM259 113L258 115L259 116H263V117H261L262 119V121L260 120V118H258L257 116L258 115H256V113ZM5 113V112H4ZM28 113H29V115H30V112H27L26 114L28 115ZM38 113H39V111H38ZM43 113V112H42ZM74 113V112H73ZM80 113V114H81ZM87 113V112H86ZM85 113V114H86ZM100 113V114H101ZM119 113H121V116L119 117ZM126 113H127V115L129 116V114L128 113H130L131 115L127 118V115H126ZM165 113V114H164ZM180 113V115L178 116V114ZM203 113H204V115H206L208 118H207V121L206 122H212V124L209 122L208 123V125L210 126V124H211V127L212 128H210L209 127V130L210 129H212L210 132H212L213 131V133H215L216 132V129L215 128H219V129H217V133H215L213 136H214V138L216 139V138H218L219 139V141L220 140H222L221 142H222V144L223 143H226V145L229 143V145H228V147H230L232 144V139L233 138H235V139H233V144H234V142L237 140V138H238V142H239V144L237 145L238 146V148H239V152H241V155L240 154H237L236 153V151L238 152V148H237V146H236V144L234 145V147L233 146H231L232 147V150H234V149H236V151L233 153L232 152V150H231V147L230 148H227V146L226 145H222V146H224V148L221 146V142H219L220 144H217L218 143V139L217 140H215V139H212V137L213 136H211L213 133H211V135L209 134V136H211V140H210V143H208V145L206 144V142H208V139L207 140H205L206 142H204V141H201L202 140V138H201V140H200V136H198V135H195V137H194V134L195 133H199V134H201L202 133V135H204L203 134V132H205V118H204V116H203ZM207 113V112H206ZM211 113V114H212ZM245 115H244V114ZM255 113V114H254ZM16 114H17V116H19L18 115V113H15V114H13L14 115V118H13V122H15V121H17L18 120V122H20V121H22L21 119V115L19 116V117H17L16 116ZM32 114V113H31ZM45 114V113H44ZM61 114H64L63 112L61 113ZM99 114V113H98ZM102 114H105L104 113V111H103V113ZM109 114V113H108ZM109 114V115H110ZM118 114V115H117ZM139 114H138V116H139ZM218 114V115H217ZM220 114V115H219ZM223 114H225L224 112H223ZM237 114V115H236ZM251 114V115H250ZM28 115V117H32V116H29ZM33 115V114H32ZM39 115V114H38ZM38 115H36V116H38ZM83 115V114H82ZM110 115V116H111ZM132 115V116H133ZM145 115V116H146ZM164 115H166L167 117H166V119H164L165 118V116ZM234 115H235V117H234ZM241 115V114H240ZM248 115H250V116H248ZM256 115V116H255ZM2 116V115H1ZM15 116H16V118H15ZM34 116H35V114H34ZM60 116H66V115H59V118H60ZM69 116H71V114L69 115ZM69 116H67V117H69ZM101 116V115H100ZM106 116H108V115H106ZM105 116V117H106ZM115 116V117H116ZM218 116V117H217ZM221 116H222V118H223V120L224 119H227L228 121L226 122V120H224V123H229V124H231V126H233V127H235V128H230L232 131H230L231 132V134L233 133V131H235V129L237 130V134H234V135H236L235 137H234V135L233 136H230L231 134H229L230 132H228L230 129H228L229 128V126L228 125H226V124H224L223 123V120H222V118H221ZM23 117V116H22ZM27 117V118H28ZM52 117V116H51ZM53 117H54V115H53ZM86 117V116H85ZM115 117H114V119H115ZM121 117H126V119L124 118V119H122ZM142 117H143V115H142ZM141 117V118H142ZM147 117V116H146ZM173 117V118H172ZM218 118V121H217V118ZM244 117H245V119H244ZM247 117V118H246ZM249 117L250 118H252V119H249ZM255 117H257V118H255ZM18 118V119H17ZM19 118H21V119H19ZM42 118V117H41ZM46 118V117H45ZM49 118V117H48ZM62 118V117H61ZM70 118V117H69ZM236 118V119H237ZM241 118V119H240ZM11 119H12V116H11ZM10 119V120H11ZM15 119V120H14ZM25 119V121H23V122H20L21 124H22V126L20 125V123H18V122H16L17 123V126L15 127V123H14V127L17 129V131H18V129H21V127L23 128V130L24 131H18V133H17V131H16V135H18L19 134V132H20V134H21V132L23 133H26V132H28V133H26L27 134V137L26 136H23V138L25 139V137H26V140H28V139H30L29 138V136H31L32 135V137H33V135H34V132H36L37 134V136L39 135L38 134V132H37V130L36 129H38V127H39V125H38V127L35 129V125H33V124H29V122H30V120H31V122L30 123H32V122H37V120L39 119H36L35 121L33 120L34 119V117H32V118H29V119H26V115H25V118H23V120ZM51 119V118H50ZM55 119H56V117H55ZM54 119V120H55ZM82 119H83V116H82ZM86 119V118H85ZM103 119V118H102ZM106 119V118H105ZM235 119V120H236ZM248 119V122L247 123H245L246 121L245 120H247ZM255 119H257V122H256V120ZM1 120V119H0ZM20 120V121H19ZM29 122H28V121ZM43 120V119H42ZM47 120H49V119H47ZM46 120V121H47ZM62 120L64 121V120H66V118H62ZM62 120H60L61 122H62ZM67 120H68V118H67ZM70 120H71V118H70ZM108 120V119H107ZM107 120H103V121H107ZM110 120V119H109ZM129 120H130V118H129ZM209 120V121H208ZM250 120V121H249ZM253 122H252V121ZM261 121L262 122V125H261V123L259 122V121ZM12 121H11V123H12ZM45 121V122H46ZM50 121H52V120H49V122ZM57 121V120H56ZM55 121V122H56ZM102 121V120H101ZM111 121H112V119H111ZM138 121V120H137ZM24 122H28V126H27V124H26V126L25 127H23V125H25L24 124ZM48 121H47V125H49V127L47 126H45L46 124L43 122V124H44V127H46L47 128V131L48 130H50V129H48V128H51L52 130H50V132L52 131V132H54V129L57 127H54L53 125V123H52V126H50V124H48L49 123ZM58 122V121H57ZM57 122H56V125H57ZM67 122H69V120L67 121ZM66 122V123H67ZM79 122V121H78ZM82 121H80L79 123L80 124H82L81 123ZM84 122H85V120H84ZM136 122V121H135ZM216 122V123H215ZM242 122H244L243 124H242ZM254 122H256V123H254ZM4 123V122H3ZM87 123V122H86ZM102 123V122H101ZM111 123V122H110ZM116 123H112L113 125H115ZM121 123H123L122 121H121ZM127 123V122H126ZM130 123H132L131 121L128 123L129 124V126L128 127H130L131 125H130ZM213 123H215V124H219V126L220 127H218V125H217V127H215V124H213ZM221 123H222V125L223 126H227V130L226 129H224L223 128V126H221ZM250 123H252V124H258V125H256L255 127H253L254 129H252L251 128V125L252 124H250ZM13 124V123H12ZM36 125L38 124V122L37 123H35ZM65 124V123H64ZM63 124V125H64ZM71 124V123H70ZM70 124H68L69 126H70ZM75 124V123H74ZM78 124V123H77ZM108 124H109V122H108ZM108 124L106 125V127L108 126ZM117 124H116V127H114V129H112V127L110 128L109 126V128L110 129H112V130H115L114 132H119V134L118 135H122L123 133H125V132H127V131H125V130H127V124L125 125V126H123L124 125V123L123 124H121V125H118L119 126V128H120V130H117V128H118V126H117ZM141 124V123H140ZM139 124V125H140ZM148 124V123H147ZM245 124V125H244ZM249 125V126H247V125ZM0 125H1V123H0ZM3 125V124H2ZM1 125V129H4V127ZM9 126L11 125V124H8ZM62 125V130L65 128L66 129V127L65 126H63ZM66 125V124H65ZM67 125V126H68ZM72 125V124H71ZM87 125V124H86ZM139 125H138V127H139ZM170 125H171V122H170ZM5 126V125H4ZM20 128H19V127ZM30 126H31V128H33V126H34V129H31L30 128ZM41 126V125H40ZM59 126V125H58ZM76 126V125H75ZM84 126H85V123H84ZM112 126V125H111ZM133 129L135 128V126L137 127V124L135 125V123H133ZM258 126V127H257ZM260 126H261V128L263 129H261L260 128ZM13 127V129H11V131H12V133L13 132H15L14 131V128ZM26 127H28V128H26ZM54 127V128H53ZM59 127H61V126H59ZM73 127V126H72ZM79 127H80V125H79ZM86 127V126H85ZM107 127V128H108ZM170 127V126H169ZM171 127H173V125L171 126ZM177 125L176 126H174V131H177ZM248 127V128H247ZM259 128V130L258 131H256L257 130V128ZM11 128V127H10ZM26 128V129H25ZM46 128H42V126H41V129H40V127H39V133H41V131L44 129L45 130V135L47 136V137H49V135H50V137L49 138H52V137H54V141L57 139L58 140V138L60 139L61 137H62V135L60 134V136L59 137H56V136H58V135H54V136H51L52 134H50V132L48 131V133H49V135H47L48 133H46ZM76 128V127H75ZM82 128H83V126H82ZM81 128V129H82ZM118 128V129H119ZM121 128H123V130L121 131ZM126 128V129H125ZM131 128V127H130ZM130 128H129V132L131 131L130 130ZM161 128V129H160ZM208 128V127H207ZM207 128H206V131H207ZM256 128V129H255ZM0 129V130H1ZM15 129V130H16ZM31 131H30V130ZM68 129V128H67ZM74 129V128H73ZM81 129L79 130L78 128H76V130L78 131L79 130V132L81 131ZM213 129H215V132H214V130ZM224 129V130H223ZM250 129V130H249ZM28 130V131H27ZM32 130H33V134L32 133H30V132H32ZM34 130H36V131H34ZM44 130H43V132H44ZM71 129H68V132H67V130H63V131H66L67 133H71V131H70ZM83 130V129H82ZM87 130V129H86ZM91 130H93V129H91ZM225 130H226V132L229 134L228 136H227V133L225 134L224 132H225ZM262 130V131H261ZM3 131V130H2ZM30 131V132H29ZM56 131V130H55ZM59 131V130H58ZM84 131V130H83ZM121 131V132H120ZM125 131V132H124ZM135 131V130H134ZM143 131V130H142ZM167 131H168V133H167ZM179 131L180 130H178V132L177 133H179ZM224 131V132H223ZM251 131V132H250ZM253 131L255 132V133H257L256 135H260V136H258V137H260V138H258L259 139V141L257 140V142H255L254 141V139H252V141H254L257 145H255L254 146V142L252 143V141L251 140H248V135H251L252 133H253ZM1 132V131H0ZM42 132V134H44ZM85 132V131H84ZM87 133H88V131H86ZM91 132V131H90ZM90 132H89V135H90ZM93 132H94V130H93ZM113 132V133H114ZM123 132V133H122ZM137 132V131H136ZM139 132H140V130H139ZM160 132V133H159ZM209 132V133H210ZM240 133V135H239V133ZM248 132L249 133H251V134H248ZM262 133V134H260V133ZM1 133H4V131L3 132H1ZM23 133V134H24ZM75 134H76V132H74ZM86 133V134H87ZM120 133H122V134H120ZM14 134V133H13ZM19 134V135H20ZM22 134V135H23ZM29 134H31V135H29ZM42 134H40V137H41V139L43 138V136H41ZM54 134V133H53ZM57 134H59L58 132H57ZM72 134V133H71ZM82 134H84V133H82ZM85 134V135H86ZM109 134V133H108ZM107 134V135H108ZM129 134V133H128ZM245 134H248L247 136L245 135ZM2 136H3V140H4V138H7L6 136V134H5V136H4V134H1ZM15 135V136H16ZM22 135H21V138H22ZM25 135V134H24ZM29 135V136H28ZM36 135H34V137L35 138H38ZM77 135H79V133L77 134ZM81 135V134H80ZM79 135V136H80ZM88 135V136H89ZM92 135V134H91ZM90 135V136H91ZM96 135V134H95ZM125 135V134H124ZM123 135V136H124ZM126 135H127V133H126ZM136 135V134H135ZM139 134H137V136H138ZM142 135H143V133H142ZM158 135V136H159ZM181 135V134H180ZM179 135V136H180ZM206 135V134H205ZM239 135V137H237ZM245 135V136H244ZM256 135H254V136H256ZM2 136H0V138L2 137ZM46 136H44V138L42 139V141L45 139V141H46V146H45V143H41L43 146H45V148H48L47 146H49L50 147V145L51 146H54V145H52V144H55L56 143V145H55V147H57V148H59V145L61 144V145H64L63 143H67L68 141H71V140H69V138L67 139V137H65L64 135V138L62 137L61 138V140H60V142L61 141H64V142H62V143H60V144H57V142H52L51 141V139H50V142H52V144L51 143H49V138H46ZM97 136V135H96ZM112 135H110V137H111ZM131 136V135H130ZM133 136H134V132H133ZM140 136V135H139ZM143 136V137H144ZM159 136V137H160ZM163 136V135H162ZM161 136V137H162ZM207 137H208V134L206 135ZM215 136H217V137H215ZM225 136H226V139H227V141L226 142H223V141H225ZM229 136L231 137V138H229ZM241 136V137H240ZM244 136V137H243ZM252 136H253V134H252ZM19 137V136H18ZM40 137L38 138L39 139V141L38 140H36V142L38 141V142H41V140H40ZM75 137V136H74ZM98 137V136H97ZM116 137V136H115ZM161 137L159 138V139H161ZM204 137V136H203ZM229 138V140H228V138ZM8 138H9V135H8ZM7 138V139H8ZM28 138V139H27ZM80 138H82V136H80ZM130 138V137H129ZM129 138H128V141H129ZM208 138H210V137H208ZM243 138V139H242ZM245 138H247L246 139V141L248 140V142H246V144H244V140H245ZM252 137L250 136V138L249 139H251ZM254 138V137H253ZM256 138V137H255ZM2 139V138H1ZM7 139L6 140H4V143L3 142H1V143H3V144H5L6 142H7ZM23 139V140H24ZM48 139V140H47ZM63 139V140H62ZM77 139H78V136H77ZM92 139H93V137H92ZM98 139V138H97ZM96 139V140H97ZM116 139V138H115ZM123 139V138H122ZM140 139V138H139ZM151 139V138H150ZM158 139V138H157ZM203 139H206V138H203ZM3 140H1V141H3ZM9 140H10V138H9ZM9 140H8V142H9ZM26 140L24 141V142H26ZM33 140H34V138L32 139V142H33ZM79 140V139H78ZM86 140V139H85ZM84 140V141H85ZM95 140V139H94ZM93 140V141H94ZM145 140V141H144ZM214 140V141H213ZM231 140V141H230ZM235 140V141H234ZM14 141V140H13ZM31 140H29V141H27L24 145V149H27V147H28V145H26L28 142L29 143H31L32 144V142H30ZM88 141V140H87ZM86 141V142H87ZM90 141H91V137H90ZM101 141V140H100ZM117 141V140H116ZM120 141V140H119ZM134 141V140H133ZM132 141V142H133ZM175 141V140H174ZM35 141H34V143H36ZM72 142V141H71ZM70 142V143H71ZM125 142V141H124ZM132 142H131V144H132ZM142 142V141H141ZM152 142H154V143H152ZM211 142H214L213 144L215 145H212V143ZM231 142V143H230ZM251 142V143H250ZM0 143V144H1ZM9 143H11V145H12V141H10ZM66 143H65V145H64V148L63 149H65V147H66ZM69 143V142H68ZM67 143V144H68ZM84 143V142H83ZM92 143V142H91ZM95 143V142H94ZM97 143V142H96ZM95 143V144H96ZM120 143V142H119ZM118 143V144H119ZM126 143H128L127 141H126ZM138 143V142H137ZM172 144H173V142H171ZM181 143V144H180ZM241 143V144H240ZM247 143H248V146H250L251 144H252V147L254 146V147H258V149L256 148V151H257V153L255 152V148L254 149H252V147L250 146V147H248L247 146ZM259 143V144H258ZM3 144H1V145H3ZM16 144V143H15ZM18 144V143H17ZM41 144H38V145H36V144H32V147H33V145L34 146H36V147H38V146H41ZM72 145H74L75 143L74 142H72L71 143ZM103 144V143H102ZM121 144V143H120ZM125 144V143H124ZM134 144V143H133ZM216 144L218 145V146H216ZM243 144V145H242ZM6 145H8V144H6ZM6 145L4 146V147H6ZM13 145H14V143H13ZM30 145V144H29ZM58 145V146H57ZM68 145H70V144H68ZM71 145V146H72ZM76 146L78 145V144H75ZM75 145H74V147H75ZM91 145H93V147L95 146L93 143L91 144ZM127 145V144H126ZM125 145V146H126ZM138 145V144H137ZM144 145V144H143ZM143 145L141 146V147H143ZM158 145H161V143H159V144H157V146ZM167 145V146H168ZM240 145V146H239ZM244 145H246V146H244ZM16 146V145H15ZM27 146V147H26ZM40 147V149L42 150V152H41V150L39 149V147L38 148H35V150L37 149V150H40V153H39V151H35L34 152V150H33V152L34 153H31V148H30V152L29 153H31V154H34L33 156L34 157H36V158H34L33 156H31L29 153H27V155L29 154L31 157H26V158H28L29 159V163H30V161H31V159L34 161V160H39L40 159V157H41V159H43L44 157H46L45 155H47V153L49 152V151H51L50 149H53V151H54V149H56V150H58L57 148H51L50 147V149H45L44 147ZM68 147V150L70 149V148H72V147ZM209 146H213L214 148L215 147H217V149L219 148V146H220V149L221 150H223V152L224 151H226L225 153H226V155L224 156L223 154V152H221L222 153V155L224 156V157H221L222 155L221 154H219V150L220 149H214L213 147V149H214V151L213 150H211L210 148H209ZM236 146V147H235ZM243 146H244V148H243ZM4 147H2V148H4ZM10 144H9V147L7 146V148H4V151L7 149V151H8V149H10ZM20 147V146H19ZM78 147V146H77ZM77 147H75L74 149H76ZM97 147H99L98 145H97ZM122 147V146H121ZM133 147V146H132ZM245 147L247 148H249V150L248 149H245ZM15 147L13 146V149H14ZM47 150V152L44 150ZM80 148H81V146H80ZM80 148H78V150H81ZM86 148H88V147H86ZM94 148H96V146L94 147ZM119 149H120V146L118 147ZM127 148V147H126ZM125 148V150L124 151H122V152H125L127 149ZM130 148H131V146H130ZM16 149V148H15ZM14 149V150H15ZM20 149H21V147H20ZM28 149H29V147H28ZM28 149H27V151H28ZM32 149H34V148H32ZM85 149V148H84ZM83 149V150H84ZM97 149V148H96ZM122 149V148H121ZM120 149V150H121ZM134 148H132L131 149V151L133 150ZM173 150V152H172V150ZM226 149H229L228 151L226 150ZM240 149H242V151L240 150ZM245 149V150H244ZM49 150V151H48ZM56 150H55V152H56ZM71 150V149H70ZM72 150H73V148H72ZM87 149H85L84 151H86ZM90 150V149H89ZM92 150H94V149H92ZM136 150V149H135ZM144 150V149H143ZM249 151L250 153L252 152V155H254V157H253V160H254V158H255V162L254 161H252L251 159H252V157L251 158H248V157H250V156H252V155H250V153H248L250 156H248V154H246L244 151ZM251 150V151H250ZM253 150H254V154H253ZM4 151H2L3 153H4ZM6 151V152H7ZM26 151V150H25ZM62 151H64V150H62ZM65 151H67L66 149H65ZM102 151V150H101ZM130 151V150H129ZM182 151V152H181ZM216 151L218 152V154H216ZM246 151V152H247ZM6 152H5V154H6ZM18 152V151H17ZM44 152H46L45 154H44ZM52 152V151H51ZM57 152H59V151H57ZM69 153H71L70 155H71V157H72V159H70V155L69 156H67L66 154H65V152H63L64 154H65V157L67 156L68 158H69V161L70 160H72V161H75L76 159H78V158H76V157H74V154L76 153L77 155H80L81 154V151L79 152V154L77 153V152H75L74 153V150H73V154H72V152L71 151H68ZM91 152V151H90ZM139 152H140V149H139ZM143 151H141V153H142ZM228 152V153H227ZM238 152V153H239ZM36 153L38 154V156H39V154H40V156H39V158H38V156H36ZM54 153V152H53ZM52 153V154H53ZM59 153H60V155H59ZM59 153H57V156L59 157V159L61 158H64V156H63V154L61 153V152H59ZM93 153H97V151L96 152H94L93 151ZM93 153L91 154V157H93V158H95L96 156H98V155H96L95 157L94 156H92L93 155ZM128 153V152H127ZM147 153V152H146ZM229 153H230V155H229ZM233 153V154H232ZM236 153V155H234ZM242 153H245L244 155L242 154ZM50 154V152L48 153V155ZM51 154V155H52ZM54 154H56V153H54ZM53 154V156L55 157V155ZM145 154V153H144ZM185 155V157L186 158H184L182 155ZM255 154L257 155L256 157H255ZM26 155V156H27ZM42 155H44V157L42 156ZM47 155V156H48ZM73 155V156H72ZM82 155V154H81ZM88 155H90V154H88ZM95 155V154H94ZM100 155V154H99ZM103 155V154H102ZM112 155V154H111ZM128 155V154H127ZM134 155H136V154H134ZM141 155V154H140ZM143 155V154H142ZM141 155V156H142ZM146 155V154H145ZM237 155H240L241 156V160L243 161V160H245V158L244 159H242V157L243 156H245V155H247L246 156V159H249V161L251 162H254V163H250L249 164V166L248 165H246V164H244L242 161V164H244V165H241V163H239L240 162V157L238 158V156ZM2 156H4V155H2ZM6 156V155H5ZM17 156V155H16ZM53 156H51L50 157V164H51V166H52V164L53 163H55V161L57 162L58 160H56L57 158H55L54 159V157ZM56 156V157H57ZM63 156V157H62ZM85 156V155H84ZM83 156V157H84ZM137 156V155H136ZM187 156L190 158V162L188 161L187 162ZM235 156V157H234ZM10 157H12V155L10 156ZM9 156L7 157V158H10ZM13 157H15L14 155H13ZM53 157V158H52ZM73 157H74V160H73ZM78 157V156H77ZM81 157V156H80ZM80 157H79V159L78 160H80ZM83 157H81V159L83 158ZM113 157V156H112ZM135 157V156H134ZM237 157V158H236ZM16 158V157H15ZM68 158H66L67 160H68ZM100 158H101V156H100ZM114 158V157H113ZM118 158V157H117ZM116 157H115V159H117ZM145 159H147L146 157H144ZM3 159H4V157H3ZM40 159V160H41ZM45 159V158H44ZM47 159L49 160V158L47 157ZM51 159L54 161H51ZM65 159V158H64ZM64 159H62V161H64ZM65 159V161H67ZM109 159H110V157H109ZM112 159V158H111ZM131 159V158H130ZM141 159V158H140ZM149 159L147 160V161H149ZM239 160V162H238V160H237V162L239 163H237L235 160ZM5 160H6V157H5ZM14 160V159H13ZM38 161V162H42L43 160H41V161ZM78 160H76L77 161V163L79 162ZM93 160V159H92ZM95 160V159H94ZM113 160V159H112ZM131 160H133V159H131ZM179 160V161H178ZM234 160V161H233ZM9 161H11L12 162V160H9ZM8 161V162H9ZM32 161V162H33ZM37 161H34L33 163L31 162V164L30 165H32V164H34V166H35V164H37L38 162ZM62 161L60 162V160H59V162H57L58 164H56L55 163V165L54 166H59V165H61L62 164ZM72 161L71 162H69L68 164H66L67 162H65V163H63L64 164V166L66 167V165H67V170H68V168H69V164H71L72 163ZM76 161H75V163H76ZM85 160H84V158H83V162H84ZM96 161H99V160H96ZM110 161V160H109ZM115 161H117L118 162V160H115ZM136 161H137V159H136ZM146 161V160H145ZM181 162V163H184L183 165L182 164H180V163H178V165L181 167V168H178L177 167V163L176 162ZM196 161H197V164H196ZM246 161V160H245ZM249 161L247 160L246 162H247V164L249 163ZM15 162V161H14ZM24 162H26L25 163V165L26 164H28V160H26V161H24ZM36 162V163H35ZM45 161H43L42 163L44 164V166H43V164L42 163H38L39 165H40V168H39V165L37 164V166H36V168H38L37 170H39L38 172L37 171H33L34 170V166H33V170H32V166L30 167L29 166V164L28 165H26V167L28 168V169H30L31 168V170H28L29 171V173L28 174H33L32 175V177H33V179H35L36 180V176H38L39 175V177H37L38 179L36 180L38 183H39V186H40V183L42 184V185H44V184H46V186L48 187V185L51 183V181H49L47 178L49 177V179L51 178L52 180H53V178H55L56 179V177L59 179L58 181H61L62 179V181H61V183L60 184H62V183H64L65 181H66V179H65V172L62 170V167H61V169L60 170H58V168L56 167V169L58 170V173H59V175H60V172L62 173V175L63 176H65V177H60L59 178V175L57 174V171L56 170H54L55 169V167H51L50 166V164H48V161H47V163H44ZM53 162V163H52ZM95 162V161H94ZM101 162V161H100ZM99 162V163H100ZM105 162H107V161H105ZM114 162V161H113ZM112 161H111V163H113ZM134 162V161H133ZM132 162V163H133ZM150 162V161H149ZM195 162V163H194ZM61 163V164H60ZM79 163H81V162H79ZM79 163H78V166H79ZM89 162H87V164H88ZM99 163H97V164H99ZM108 163V162H107ZM119 163V162H118ZM189 163H191V164H193L195 167H196V170H194V172H193V170L191 169V171L190 170H188L189 168H191L190 166L189 167H185V172H184V170H183V172H184V174L183 173H180L181 171H182V166H187V164H189ZM234 163H236V164H234ZM10 164H12V163H10ZM45 164H48L51 168H53L52 169V171H49V169H51V168H46V166L47 165H45ZM66 164V165H65ZM73 164V165H72ZM71 165L72 166H74L73 167V169L75 168V166H76V164L74 165V162L72 163ZM117 163H115V165H116ZM237 164L239 165V167H242V166H245L246 168H243V173L242 174H240L239 176H236V178H238V180H240V183L237 185V183H238V180H236V178H235V176L233 177V174L235 175V173L236 172H234L235 170H234V166L236 165L237 166ZM42 165V166H41ZM70 165V166H71ZM81 165V164H80ZM85 165V164H84ZM83 165V166H84ZM88 165H90V164H88ZM94 165H96V162H95V164ZM101 167H103V169H104V167L105 166H107V165H103V162H102V165L101 164H99ZM99 165H98V167H99ZM119 165H120V163H119ZM118 165V166H119ZM152 166V168H151V166ZM241 165V166H240ZM49 166H47V167H49ZM77 166V167H78ZM86 166V165H85ZM91 166V165H90ZM111 166H112V164H111ZM117 166V165H116ZM131 166H133V165H131ZM193 166V167H194ZM210 166V167H209ZM25 167V166H24ZM30 167V168H29ZM82 167V166H81ZM95 167V166H94ZM101 167H99L100 168V171L99 172H101V173H103V174H105L106 173V175H107V173H108V171L107 172H105V170L108 168H106V169H104V170H101ZM109 167H110V163H109ZM192 167V168H193ZM239 167H237L238 168V170H241L242 168H240L239 169ZM247 167H249V169L247 168ZM36 168H35V170H36ZM78 168H80V166L78 167ZM77 168V169H78ZM93 168V165L91 166V169L90 170H93L92 169ZM95 168H97V167H95ZM114 168H115V166H114ZM113 168V169H114ZM135 168V167H134ZM133 168V169H134ZM137 168V167H136ZM176 168V169H175ZM188 168V169H187ZM207 168V169H206ZM211 168H213V172H214V174L213 173H211L210 172V170H211ZM218 170V171H216V169ZM72 169V170H73ZM86 169V168H85ZM84 168L82 169V170H85ZM115 169H117V168H115ZM119 169H122V167L121 166H119ZM118 169V170H119ZM144 169V170H145ZM146 169V170H147ZM174 169H175V171H179V173L177 174V172H175L174 171ZM193 169H195V168H193ZM209 169V170H208ZM231 169V170H230ZM232 169H233V171H232ZM0 172H2L3 170L5 171V169H3L2 170V168H1V166H0ZM26 170V169H25ZM53 170L54 171H56V172H53ZM66 172H67V170H66V168L64 169ZM70 170V169H69ZM76 170V169H75ZM79 170H81V169H79ZM78 170V171H79ZM81 170V171H82ZM89 170V169H88ZM98 170V169H97ZM109 171L110 170H112V167H111V169H108ZM117 170V171H118ZM205 170V171H204ZM248 170V171H247ZM3 171V172H4ZM49 173H48V172ZM95 171H96V169H95ZM103 171V172H102ZM120 171H122V170H120ZM124 171V170H123ZM131 171V170H130ZM134 171V170H133ZM139 171H140V169H139ZM209 171V172H208ZM230 171H232V172H230ZM236 171H237V169H236ZM247 171V172H246ZM6 172V171H5ZM43 172H47V173H43ZM54 174V175H56V177L54 176H51V175H53L52 173ZM71 172V171H70ZM74 172H76V171H73V173ZM83 172V171H82ZM90 172H92V171H90ZM98 172V173H99ZM112 172H114V171H112ZM141 172V171H140ZM206 172V173H205ZM215 172H217V173H215ZM227 172H228V175L229 174H231V176L229 175V176H227ZM244 172H245V174H244ZM8 173H10V172H8ZM25 173H27V172H25ZM36 173H38V175L36 174ZM43 174V176L42 175H40V174ZM56 173V174H55ZM64 173V174H63ZM72 173V172H71ZM77 173V172H76ZM76 173H74V174H76ZM81 173V172H80ZM79 172H78V174H80ZM84 173L85 172H83V175H84ZM87 173V172H86ZM85 173V174H86ZM94 173V172H93ZM96 173V172H95ZM97 173V174H98ZM117 173V172H116ZM124 173V172H123ZM121 174V175H124V174ZM132 173V172H131ZM134 173H135V171H134ZM204 173V174H203ZM240 173V172H239ZM1 174V173H0ZM7 174V173H6ZM12 174V173H11ZM36 174V175H35ZM46 174H47V176H46ZM67 174V173H66ZM89 173H87L86 175H88ZM90 174H92V173H90ZM111 174V172L108 174V176ZM113 174V173H112ZM117 174H119V173H117ZM133 174V173H132ZM132 174H130V176H129V178L130 177H132L131 175ZM138 174V173H137ZM180 174H182V176H180ZM205 174H208L207 176L208 177H211L213 180H211V182L212 181H215V182H213L212 183V186H209V184H210V181H209V179L207 178H204L203 176L205 175ZM211 176H210V175ZM238 174V173H237ZM236 174V175H237ZM3 175V177L5 176V173L4 174H2ZM8 175H10V174H8ZM15 174H13V176H14ZM35 175V176H34ZM49 175V176H48ZM58 175V176H57ZM69 175H73V174H67V176H69ZM81 175V174H80ZM82 175V176H83ZM85 175V176H86ZM93 175V174H92ZM101 175V174H100ZM106 175L104 176V178H106ZM120 175V177H122ZM135 175V174H134ZM141 175V174H140ZM144 175H143V177H144ZM176 175V176H175ZM177 175H179V176H177ZM12 176V175H11ZM29 176H31V175H29ZM44 176H46V177H44ZM61 176V175H60ZM74 176V175H73ZM81 176V177H82ZM90 176V178H91V175H89ZM88 176V177H89ZM96 177L95 178H97V179H102L101 178V176H103V175H101V176H97V175H95ZM107 176V177H108ZM111 176H113V175H111ZM110 176V177H111ZM115 176V175H114ZM113 176V177H114ZM124 176H126V174L124 175ZM206 176V175H205ZM213 176H215V177H213ZM226 176H227V178H226ZM240 176H245V177H243V178H241ZM28 177V176H27ZM31 177V178H32ZM70 177V176H69ZM76 177H78V176H76ZM80 177V179H83V178H85V177H83V178H81ZM99 177V178H98ZM117 177V176H116ZM115 177V179H116V181L118 180L117 178L119 177H117L116 178ZM136 177V176H135ZM158 178V179H155V178ZM229 177H231L233 180H235L233 183H231L233 180L231 179V178H229ZM14 178V177H13ZM13 178L11 179V178H9V179H11V181L13 180ZM30 177H28V179H29ZM30 178V179H31ZM44 178V179H43ZM48 180V183H47V180ZM62 178V179H61ZM67 178V177H66ZM70 178H75V177H70ZM79 178V177H78ZM90 178H89V180H90ZM94 178V177H93ZM103 178V181L101 180V182L99 183L98 181L99 180H97V182H96V184L97 185H99V188H106V190L107 189H109V186H107V178L106 179H104ZM239 178H241V179H239ZM29 179V180H30ZM32 179V180H33ZM50 179V180H51ZM65 179V180H64ZM69 179V178H68ZM78 180V182L79 181H81V180ZM87 179V177L85 178V181H87L86 180ZM109 180H111V179H113V180H115L114 178H108ZM132 179L133 178H130V180L132 181ZM138 179H140V178H138ZM154 179L156 180V181H154ZM227 179H230L229 180V182L230 183H227L228 181H227ZM39 180V181H38ZM41 180H44V181H41ZM88 180V181H89ZM93 180V179H92ZM104 180H106L105 182H104ZM113 180H112V182H109L108 184H110L111 186L113 185V184H118L119 182L117 181H115L116 183H113ZM143 180V181H144ZM232 180V181H231ZM41 181V182H40ZM83 181H84V179H83ZM84 181V183L81 181L80 183H81V186L82 185H84L86 182ZM94 181V180H93ZM92 181V182H93ZM122 181V180H121ZM142 181V180H141ZM155 183H154V182ZM160 181V182H159ZM209 181V182H208ZM46 182V183H45ZM53 182V181H52ZM68 182V181H67ZM76 182H77V179H76ZM92 182H90V183H92ZM102 182H104V184H106V185H104ZM130 182V181H129ZM133 182V181H132ZM151 182H153V184L151 183ZM54 183V182H53ZM71 183V182H70ZM69 183V184H70ZM79 183V184H80ZM83 183V184H82ZM89 183V182H88ZM88 183H86L87 185H88ZM89 183V184H90ZM113 183V184H112ZM136 183V182H135ZM140 184L142 183V182H139ZM139 183H137L136 185H139V186H141ZM144 183V182H143ZM143 183H142V185H143ZM150 183H151V185H153V188H152V186H150ZM209 183V184H208ZM236 184V185H234L233 186V184ZM57 184H59V182H56V185ZM68 184V185H69ZM72 184H73V182H72ZM76 184H78V183H76ZM104 185L103 187H102V185ZM127 184H129V183H127ZM130 184H131V182H130ZM154 184H155V186H154ZM158 184V185H159ZM11 185V184H10ZM55 185V186H56ZM67 185V184H66ZM86 185V186H87ZM115 185H113V187H115ZM45 185L44 186H41V187H43V188H46L47 189V187H46ZM74 186H76V187H80V186H78V185H75V184H73V187H71V189L67 186V189L70 191H66V192H69L70 193V195L69 194H66V197L65 198H70V196H71V194H72V188H74ZM110 186V187H111ZM128 187H129V185H127ZM148 186H150L151 188H149ZM162 186L160 187L161 189H162ZM8 187H9V185L6 183V182H4L3 180H2V177L0 178V202L2 201V206L4 205V204H6V206L5 207H0L1 208V210L3 209V208H7L6 209V211L3 213L2 212V216H0V264H38V261H40V259L38 258V261H37V259H36V256H35V252L37 251V250H39L38 248H39V246L40 245H38V240H37V238L35 237V235H34V232H38L37 230H36V227L34 226V228H35V230L36 231H33L29 226H27V224H26V222H25V220H27V219H24L23 218V214L25 213V211H23V213H22V210L24 209H22L21 210V205H20V209L19 208H15V207H11V208H9L10 206H8V205H11L12 203H10V200H9V198H8V194H9V192L10 191H8ZM63 187H65V186H63ZM88 187V186H87ZM90 187V186H89ZM96 187V186H95ZM98 187V186H97ZM96 187V188H97ZM108 187V188H107ZM168 187H169V185H168ZM207 187H208V192L206 191L207 190ZM49 188H50V186H49ZM78 188H75V190L77 191V192H75V190L73 191V192H75V193H73V194H75L76 195V193L78 194V195H80L81 194V192H79L78 193ZM86 188V187H85ZM93 188H94V186H93ZM93 188H91L92 190H93ZM99 188H97V189H99ZM118 189H119V187H117ZM130 188H131V186H130ZM134 188V187H133ZM145 188H143V189H145ZM157 188V187H156ZM211 188L214 190H211ZM51 189H52V187H51ZM53 189H55V187L53 188ZM62 189V188H61ZM61 189L59 190V193L61 192ZM66 189V188H65ZM64 189V190H65ZM66 189V190H67ZM80 189H82L81 187H80ZM91 189L88 191L87 189H86V191L85 192H87L88 191V195H86L87 197L85 198L84 196L82 197V196H78V199H76V196L75 195H73L72 194V198H70V200H69V203H70V201H71V199H73V198H75V199H73L71 202L74 204V200H75V202L76 201H79L80 203H82L83 204V202H81L82 201V199L84 200V198L87 200H89V198H91V199H94V201H95V197L94 198H92V197H89V195L90 196H93V195H91L90 194V192H91ZM112 189H115V191H116V188H112ZM117 189V190H118ZM161 189H157V190H161ZM164 189H162V191H163V193L165 192L164 191ZM168 189H170V190H173V189H171L170 187L169 188H167L166 189V192H168V193H164V195H163V193H162V195H163V197H161L160 196V198H162V200L163 201H168V204L166 205H164V204H162V202H161V205H159V206H161V207H158V205H156L155 204V206H157V208L155 207V206H153L152 207V209L155 207L156 208V210L155 211H153L152 209L151 210H149L148 212H145L144 211V213L143 214H145L144 216H142V215H140L141 214V212L139 211L138 213H140L139 215L141 216V217H144V219L146 218V216L149 214V212L151 211V213L148 215V217L146 218V219H151V223H153L154 224V222L156 221V220H158L159 221V219L161 220L162 218H164V220L165 219H167V217H168V219H167V222L168 223H166V224H169V225H166L164 222H166V220L163 222L162 220L161 221H159V222H162L163 223V225H166L167 227L168 226H171L172 227V225H173V227L176 225V224H178V226H179V224H180V222H181V227L183 226V228H185L186 227V230L188 231V230H190L191 229V227H189L188 225H187V223L189 224V221L186 223V222H184L183 223V221H182V218H181V216H182V214H178L179 212L180 213H184L185 211L184 210H182V209H184V206H185V202L183 203L184 204V206H183V204H182V199L185 197V196H183V198L181 199V197L177 194H175V192H174V190L173 191H169ZM178 189V188H177ZM176 189V190H177ZM64 190H62V192H64ZM83 190V189H82ZM110 190H111V188H110ZM130 190V189H129ZM132 190V189H131ZM142 190V189H141ZM156 190V191H157ZM168 190V191H167ZM12 191V190H11ZM51 191V190H50ZM50 191H49V193H50ZM101 191V190H100ZM122 191V190H121ZM120 191V192H121ZM136 191V190H135ZM135 191H133L134 193H138V192H135ZM146 191H148V190H146ZM146 191H144V193L142 192V194H145V192ZM153 191V192H152ZM179 191V190H178ZM186 191V190H185ZM212 191H213V194H212ZM217 192L216 194L217 195H215V193L214 192ZM32 192V190H30V193ZM52 192V191H51ZM62 192L60 193L61 195H59L60 197L62 196ZM102 192V191H101ZM105 192V191H104ZM110 191H108V193H109ZM113 192H114V190H113ZM140 192V191H139ZM92 193V192H91ZM93 193H94V191H93ZM118 193H119V191H118ZM128 194H129V192H127ZM132 193V192H131ZM14 194V193H13ZM12 194V195H13ZM34 194V193H33ZM53 194V193H52ZM95 194V193H94ZM104 194V193H103ZM110 194H112V193H110ZM114 194V193H113ZM117 193L115 192V195H116ZM184 194H186V192H184ZM10 195V194H9ZM55 195L56 194H54L53 196L55 197ZM64 195H65V193H64ZM67 195H69V196H67ZM97 195V194H96ZM106 195V194H105ZM105 195H104V198H105ZM108 195V194H107ZM106 195V196H107ZM208 194H206V196H207ZM208 195V196H209ZM214 195H215V197H214ZM32 194H31V198L30 199H32L31 201H33L32 203H31V201L29 202V203H31V204H33V203H35V204H37L38 202H35L36 200H37V198L35 197V199L36 200H34V196H37L36 194H34V196H33V198H32ZM74 196V197H73ZM99 196V195H98ZM100 196H102V194L100 195ZM114 196V195H113ZM117 196V195H116ZM115 196V197H116ZM125 196H127V195H125ZM130 196V195H129ZM134 196V195H133ZM136 196V195H135ZM144 196H146V195H144ZM204 196V197H203ZM218 196V197H217ZM10 197V196H9ZM44 197V196H43ZM54 197H53V199H54ZM89 197V198H88ZM109 197V199H110V197L111 196H108ZM142 197H143V195H142ZM149 197H151L150 199H149ZM213 197V198H212ZM15 198H17L16 196H15ZM41 198H42V196H41ZM57 198V199H56ZM55 198V200H58L59 199V197H56ZM62 198H64L63 196H62ZM64 198V199H65ZM79 198H82L81 199V201L79 200ZM99 199H100V197H98ZM101 198H103V197H101ZM117 198V197H116ZM130 198V197H129ZM133 198V197H132ZM144 198V197H143ZM153 198V199H154ZM160 198H158L157 197V199H159L160 200ZM201 198V199H200ZM204 198V199H203ZM11 199V198H10ZM46 199H48V198H46ZM108 200V198L106 197L104 200ZM111 199H112V197H111ZM114 199V198H113ZM118 199V198H117ZM119 199H122V198H119ZM118 199V200H119ZM128 199V198H127ZM18 200V199H17ZM39 200H41L40 198H39ZM45 200V199H44ZM60 200V199H59ZM68 200V199H67ZM66 200V201H67ZM85 200V201H86ZM98 200V199H97ZM102 200V199H101ZM116 200V199H115ZM118 200H117V202H118ZM137 200H138V198H137ZM137 200H135V201H137ZM146 200V201H147ZM179 200H181V206H179L178 205V201ZM210 200V199H209ZM12 201V200H11ZM47 201V200H46ZM62 201L63 200H60V202H61V204H63L65 201H63V203H62ZM90 201H92V200H89V201H86L85 203L87 204L88 202L89 203H91ZM94 201H93V203H94ZM99 201V200H98ZM110 202L111 201H113V200H109ZM109 201H107V202H105V201H103L104 203H107L108 205H109ZM119 201H121V200H119ZM145 201V200H144ZM143 201V202H144ZM178 203H177V202ZM189 201L188 202H186V203H189ZM201 201V202H202ZM15 202H16V199H15ZM18 202V201H17ZM47 202H49V201H47ZM60 202L59 203H57L56 202V205H58V204H60ZM77 203L76 202V204H79V206H81L82 204H80V203ZM96 202V201H95ZM99 202H101V201H99ZM116 202V201H115ZM114 202V204L112 203V204H110V205H114L113 207H114V210L116 209V208H118V206H116V203ZM122 202V201H121ZM128 202V201H127ZM132 202V201H131ZM142 202V203H143ZM149 202V201H148ZM148 202L147 203H145L146 205H149L148 204ZM176 202V203H175ZM189 203V205L188 206H193L192 204H194V203ZM200 202V203H201ZM203 202H205V201H203ZM214 202V201H213ZM39 203L40 204H44L43 203V200H42V202H40L39 201ZM50 203V202H49ZM48 203V204H49ZM52 203V202H51ZM68 203V202H67ZM66 203V206L68 205L69 206V208L70 207H72V206H74L72 203H70V205L69 204H67ZM88 203V204H89ZM93 203L92 204H90V206L92 205L93 206ZM133 203V202H132ZM136 203H138V202H136ZM158 203V202H157ZM199 202H198V206H201V208H202V205L200 204ZM40 204L38 205V206H40ZM47 203H45V205H46ZM53 204V203H52ZM60 204V207H64V206H62ZM65 204V203H64ZM87 204V205H88ZM144 204V203H143ZM191 204V205H190ZM203 204V203H202ZM210 204V205H209ZM0 205H1V203H0ZM12 205H14V204H12ZM34 205V204H33ZM32 205V208H33V210L35 211V209H37L35 206H37V205H35V206H33ZM94 205H98V204H94ZM101 205H103V208H101L102 206ZM133 205V204H132ZM154 205V204H153ZM164 205V206H163ZM176 205L178 206V207H181L180 208V210H182V212L180 211V210H172V209H175L176 208ZM204 205V204H203ZM206 205V204H205ZM205 205L203 206V209H204V207H205ZM14 206H16V204L14 205ZM19 206V205H18ZM17 206V207H18ZM37 206V207H38ZM67 206V207H68ZM78 206V205H77ZM86 206V205H85ZM99 206V205H98ZM100 206L101 207H94V210L97 208H101V210H102V213H104V212H106L105 210H106V204L104 205V204H101L100 203ZM121 206V205H120ZM120 206H119V208H120ZM123 206V205H122ZM129 206V205H128ZM140 206H142V205H140ZM198 206H196V207H198ZM22 207H24V204H23V206ZM25 207H26V205H25ZM34 207H35V209H34ZM49 207H51V206H49ZM47 208V209H50V208ZM66 207V208H67ZM74 207H76V205L74 206ZM70 208V211H69V208H68V211H69V213L70 212H72V213H75L76 214V211L78 210V212H80L81 213V211L82 212H86V210L84 211V210H81L80 208H78L77 209V207L76 208ZM106 207V208H105ZM109 207V206H108ZM112 206H110V208H111ZM129 207H132V206H129ZM151 206H149V208H150ZM195 207V206H194ZM32 208H30V209H32ZM56 208V207H55ZM65 208V209H66ZM91 208V207H90ZM105 208V209H104ZM119 208L118 209H116V211L118 210V213L116 214V212L113 210V208H111L112 210V214H114L113 213V211L115 212V216H117V215H119ZM134 208V207H133ZM136 208V207H135ZM191 208H193V207H190V209ZM206 208H208V207H205V209ZM21 211H19V210ZM39 209H42V206L40 207V208H38L36 211H39ZM45 209V208H44ZM44 209H42V210H44ZM74 209H76V211L74 210ZM79 209H80V211H79ZM86 209V208H85ZM92 210H93V208H91ZM96 209V210H97ZM177 209V208H176ZM179 209V208H178ZM26 210V209H25ZM42 210H40V211H42ZM56 210H60V209H57L56 208ZM56 210H54V211H56ZM63 210V209H62ZM59 211V212H61V216H63V217H65L66 218V220L65 219H62V220H65V221H67L68 220V217H69V215H68V212L67 213H65V210L64 211ZM72 210V211H71ZM96 210L94 211V212H96ZM172 210V212L174 211V213L175 214H172L171 213V215L169 214L170 213V211ZM193 209H191V213H189V212H186V215H192V213L193 212H195V208H194V210L192 211ZM209 210H211V207H210V209ZM209 210H206V211H203V212H205V214H206V212L208 211L209 212ZM3 211H4V209H3ZM33 211V212H34ZM35 211V212H36ZM45 211V210H44ZM49 211H52V210H49ZM74 211V212H73ZM87 211H89V210H87ZM104 211V212H103ZM108 211H109V209H108ZM124 211V210H123ZM147 211V210H146ZM175 211H177V214H176V212ZM184 211V212H183ZM198 211H200L201 212V210H198L197 209V213H198ZM65 213V214H67V216L68 217H66L65 215H62V213ZM77 212V213H78ZM91 212V211H90ZM99 212H101L100 210H99ZM122 212V211H121ZM120 212V213H121ZM132 212V211H131ZM207 212V213H208ZM58 213V212H57ZM80 213H78V214H74L75 215V217L77 216V215H79L80 217L82 216V214H83V217H84V213H82L81 215H80ZM110 213V212H109ZM157 213L159 214L158 215V217L157 218H159V216H160V218L159 219H157L155 216L157 215ZM187 213H189V214H187ZM196 212H195V214H197ZM212 213V214H211ZM211 213H210V215H213V213L214 212H212V210H211ZM53 214V213H52ZM56 214V213H55ZM90 214V213H89ZM96 214V213H95ZM95 214H93V216L95 215ZM111 214V216H113ZM123 214V213H122ZM125 214V213H124ZM161 214V215H160ZM194 213H193V215H195ZM202 214V213H201ZM204 214V215H205ZM0 215H1V211H0ZM71 215V214H70ZM73 215V214H72ZM97 215V214H96ZM100 215H103V214H100ZM107 215V214H106ZM106 215H104L105 217H106ZM121 215V214H120ZM134 215V214H133ZM169 215H170V217L172 218L174 215H179V218H176V216H174L173 217V219L174 220H178L179 221V219L181 218V221L179 222V223H177L176 221L173 223L172 222V220L173 219H171V222H169L170 220V218H169ZM173 215V216H172ZM192 215V216H193ZM199 215H200V213H199ZM199 215H198V217H199ZM204 215H202V216H204ZM209 214L207 215V216H209V217H212V219L214 218V220H215V218H216V216H218V214L217 213H215L214 214V216H210ZM220 215V214H219ZM56 216V215H55ZM55 216H54V218H55ZM58 216V215H57ZM79 216L77 217V218H79ZM88 216V215H87ZM108 216H109V214H108ZM124 216H126V215H124ZM138 216V215H137ZM137 216H136V218H137ZM152 216V217H151ZM206 216V215H205ZM203 217V219H205L206 217ZM25 217V216H24ZM62 217V218H63ZM83 217H81V218H83ZM99 217V216H98ZM114 217V216H113ZM119 216H117V222H119V224L117 223V222H115V225H111V228L113 227V229H112V231L111 230H109L110 231V237L109 238H112V240L113 241H116V244H117V242H119V244H118V247L117 248H119V252H120V255H121V260H119L118 258H117V260L119 261L118 262V264H125V263H127V264H129V262H132V260H128V258H132V259H134L135 260V257L133 256V255H141V256H145L146 258H148V257H150L151 255L153 256L154 254L157 256V253H155V252H157L155 249H161V251H160V255L161 254H163L166 250H167V252H170L171 251V249H172V247H173V249L172 250H177V249H179L178 247H180L181 245H178V242H179V240L181 239L182 240V237L180 238L179 236V238L178 239H176V236H177V233H175V232H177V230L180 228H178V226L176 225L175 226V228L174 229H172L173 230V232L174 233H172V231H167V229L168 228H171V227H166L165 226V229L163 230L164 231V233H161L160 234V236H161V238L163 237L162 236V234L164 235V234H166V232H167V234L166 235H164V236H167V235H169V236H171L172 234H174V237H173V240H172V242H171V237L169 238L168 236H167V238L165 237H163L164 239H166V242L164 241V243H166L165 244V247H164V245L162 246V248L160 247L159 248V246H158V244H159V242H158V240L159 241H161V238L160 239H158V236L157 235H159V232H158V234H157V232L156 231H153V229H151L152 227L155 229V227L157 228L156 230H158V228L160 229V227L163 229V225H160L161 223H159V222H157V223H159V225H157V224H154V226L150 223V221H149V219H148V221H149V225H152V227L151 228H149V226L148 225H146L145 226V228H142L140 231H138L137 230V228H136V230L138 231V234L139 235H135V237L133 236L134 235V233H133V235H132V237L131 236H126L127 234H132V233H126V232H128L127 230H125L126 228H127V224H124V222H125V217L124 218H121V217H123V216H121V217H119ZM128 217V216H127ZM134 217V216H133ZM155 217V218H154ZM186 217V216H185ZM195 217V216H194ZM51 218V217H50ZM60 218V219H59ZM59 218H58V220H59V224H60V220H61V217L59 216ZM70 218V217H69ZM72 218V217H71ZM89 218V217H88ZM91 218V217H90ZM88 219L87 220V218L85 219V221H84V219H82L83 221H84V223L85 222H90V220H91V223H92V225L94 224V222H95V219H94V221H92L93 219L91 218V219ZM96 218V217H95ZM100 218V217H99ZM102 218V217H101ZM110 218V217H109ZM115 218V217H114ZM138 218H140V217H138ZM187 218H189V216L187 217ZM186 218V219H187ZM193 218V217H192ZM220 218V217H219ZM219 218L218 219H216L215 221H217V220H219ZM57 219V218H56ZM55 219V220H56ZM73 219V218H72ZM76 219V218H75ZM80 219V218H79ZM97 219V218H96ZM124 221H123V220ZM145 219V220H146ZM185 218H183V220H184ZM185 219V220H186ZM190 219V218H189ZM188 219V220H189ZM195 220H196V218H194ZM194 219H192V220H194ZM200 219H201V215H200ZM202 219V220H203ZM57 220V221H58ZM61 220V221H62ZM101 219H99V221H100ZM120 220H122L123 221V225L124 226H126V228L124 229L123 228V226H121L122 224H121V222H120ZM128 220L130 221V219L128 218ZM140 220H142V219H140ZM140 220H139V222H140ZM169 220V221H168ZM184 220V221H185ZM191 220V219H190ZM201 220V221H202ZM206 221L208 220V221H211L210 220V218H208V219H205ZM57 221H55L56 223H57V225H58V222ZM112 221H113V219H112ZM111 221V222H112ZM135 221V220H134ZM187 221V220H186ZM197 221V220H196ZM195 221V222H196ZM64 222V221H63ZM62 222V223H63ZM69 222L70 223H72L70 220L69 221H67V223L69 224ZM76 222V221H75ZM97 222V221H96ZM96 222H95V225H97L96 224ZM102 222V223H101ZM101 222H97L98 224H103V222H104V220L103 221H101ZM114 222L112 223V224H114ZM131 222V221H130ZM155 222V223H156ZM199 222V221H198ZM63 224L61 227H63L64 225H67L66 227H68V224ZM91 223H89V225L91 224ZM110 223V222H109ZM127 223V222H126ZM134 223V222H133ZM133 223H131V224H133ZM137 223H138V220H137ZM171 223V224H170ZM173 223V224H172ZM186 223V224H185ZM191 223V222H190ZM208 223H210V222H208ZM214 223V221H212L211 222V224H213ZM30 224V223H29ZM46 224V223H45ZM74 224V223H73ZM86 224V226H88L87 224L88 223H85ZM107 224H108V222H107ZM106 224V225H107ZM129 224V223H128ZM175 224V225H174ZM185 224V225H184ZM42 225V224H41ZM40 225V226H41ZM56 225V224H55ZM71 224H69V226H70ZM77 225V224H76ZM83 225V224H82ZM82 225H81V227H82ZM91 225V226H92ZM104 225V224H103ZM106 225H104V227L106 226ZM117 225V226H116ZM121 227H120V226ZM135 225V224H134ZM139 225V224H138ZM138 225H137V227H138ZM156 225V226H155ZM188 226V228H187V226ZM216 225V224H215ZM31 226V225H30ZM32 226V227H33ZM71 226H75V225H71ZM70 226V227H71ZM78 226H80V223L78 224ZM91 226L90 227H85L84 225H83V227H85L86 229H87V231H88V228L89 229H91ZM94 226V225H93ZM115 226V227H114ZM119 226V227H118ZM159 226V227H158ZM163 226V227H162ZM213 226H214V224H213ZM217 226V225H216ZM215 226V228H217ZM51 227V226H50ZM95 227V226H94ZM109 227V226H108ZM130 227V226H129ZM135 227V226H134ZM176 227L178 228V229H176ZM208 227H210L211 228V226H208ZM38 229H39V227H37ZM47 228V227H46ZM64 228H65V226H64ZM64 228H62V229H64ZM69 228V227H68ZM68 228H66V230L68 229ZM79 228L80 227H78V230H79ZM99 228H100V226H99ZM103 228V227H102ZM106 229H108L107 227H105ZM139 228V227H138ZM167 228V229H166ZM209 228V229H210ZM70 229V230H69ZM68 230L69 231H71V228H69ZM77 229V228H76ZM76 229H74V230H76ZM81 229H83L84 230V228H81ZM80 229V230H81ZM93 229V228H92ZM91 229V230H92ZM96 229V228H95ZM94 229V231H96ZM104 229V228H103ZM102 229V230H103ZM126 231H124V230ZM146 229H147V231H149L150 232V230H151V232L150 233H148L147 231H146ZM150 229V230H149ZM192 229H194L195 230V228L193 227ZM46 230H48V229H46ZM45 230V231H46ZM67 230V231H68ZM73 230V229H72ZM78 230H76V231H78ZM102 230H100V231H102ZM135 230V229H134ZM142 230H145V231H143V232H141ZM161 230V229H160ZM160 230H158V231H160ZM185 230V229H184ZM185 230V231H186ZM196 230H197V228H196ZM203 230V229H202ZM201 230V231H202ZM103 231H105V230H103ZM131 230H129V232H130ZM162 231V230H161ZM160 231V232H161ZM162 231V232H163ZM185 231H184V233H185ZM205 231V230H204ZM209 231V230H208ZM213 231L215 232L216 231V229L215 230H213V229H211V233H213ZM41 231L39 230V233H40ZM49 233L51 232L50 230L48 231ZM90 232V231H89ZM96 232H98V229H97V231ZM169 232H171L170 234H169ZM190 231H188V233H189ZM192 232V231H191ZM190 232V233H191ZM194 232V231H193ZM199 232V231H198ZM203 232V231H202ZM39 233L37 234V235H39ZM72 233V232H71ZM76 233H78V232H76ZM75 233V234H76ZM80 233V232H79ZM82 233V232H81ZM80 233V234H81ZM92 233V232H91ZM94 233V232H93ZM152 233V234H151ZM156 233V234H155ZM205 233V232H204ZM46 234V233H45ZM51 234V233H50ZM74 234V235H75ZM84 234H85V230H84ZM87 232H86V236H84L83 234V239L81 238V240L80 241H78V242H81V241H84V239H87L86 237H87ZM95 234H97V233H95ZM99 234V233H98ZM101 234H103V232L101 233ZM106 234V233H105ZM154 234V235H153ZM202 234V233H201ZM42 235V234H41ZM41 235H39V236H41ZM44 235V234H43ZM185 235H186V233H185ZM185 235H183V240L185 241L187 238H188V235H190V234H187V236H185ZM198 235V234H197ZM207 235V234H206ZM206 235L205 236H202V237H204V240H205V237H206ZM212 235V234H211ZM38 236V237H39ZM78 236V235H77ZM92 236V235H91ZM95 236V238L94 239H97L96 238V235H94ZM93 236V237H94ZM155 236H157V237H155ZM159 236V237H160ZM185 236V237H184ZM193 236V235H192ZM191 236V237H192ZM212 236H214V233H213V235ZM42 237H44V236H42ZM54 238H55V236H53ZM88 237H90V236H88ZM98 237V236H97ZM102 237V236H101ZM129 237H130V239H129ZM134 237V238H133ZM187 237V238H186ZM194 237V236H193ZM192 237V238H193ZM198 237V236H197ZM45 238H46V236H45ZM79 238H80V236H79ZM91 239H92V237H90ZM104 238H106V237H104ZM162 238V239H163ZM170 239L169 241H167V239ZM184 238H186V239H184ZM191 238V239H192ZM57 239V238H56ZM91 239H88V240H85L84 242H82L83 244H87L86 242H88L89 240H91ZM99 239H100V237H99ZM103 239V238H102ZM101 239V240H102ZM127 239H129L130 241H129V243H131V240H133V242L131 243V244H128V240ZM163 239V240H164ZM174 239H176V240H174ZM196 239V238H195ZM194 239V240H195ZM206 239H208V241H209V239L210 238H208V236H207V238ZM40 240H43V238L41 239V237H40V239H39V241ZM60 240V239H59ZM75 240H77V238L76 239H74V241ZM98 240V239H97ZM107 240V239H106ZM105 240V241H106ZM127 240V241H126ZM163 240H162V242H160V244L161 243H163ZM180 241L179 242V244H181V243H183L184 244V241ZM187 240H190V239H187ZM186 240V241H187ZM193 240V239H192ZM194 240H193V242H194ZM203 240V241H204ZM46 241L47 240H45V242L43 241V243H46ZM55 241H57V240H55ZM67 241V240H66ZM92 241V242H91ZM91 241H89V242H91V243H94L95 241L94 240H91ZM94 241V242H93ZM109 241V240H108ZM125 241L127 242V246L125 245L126 243H125ZM173 241L174 242H176L177 243V247L175 246L176 244L175 243H173ZM60 241H58V242H54L55 244H56V246H58V248H59V243ZM68 242H70L71 243V241H68ZM110 242H112V241H110ZM168 242V243H167ZM169 242H171V245L169 244ZM188 242V241H187ZM190 242H192L191 240H190ZM193 242H192V244H193ZM210 242V241H209ZM40 243H42V242H40ZM39 243V244H40ZM43 243H42V245H43ZM52 243V242H51ZM57 243H59V244H57ZM75 243V242H74ZM99 242H97V243H95L96 245L98 244ZM101 243L102 244H100V246H102L103 245V242L101 241ZM106 243H107V241H106ZM125 243V244H124ZM203 243V242H202ZM64 243H62V245H63ZM108 244V243H107ZM110 244H112V243H110ZM114 244V243H113ZM159 244V245H160ZM167 244H169V246L167 247L166 245ZM173 244H175L174 246L177 248H175L174 246H173ZM46 244H44V246H45ZM48 246H49V244H47ZM61 244H60V247L62 246ZM67 244H65L64 245V248L66 247V249H67V247L70 245H67ZM96 245H94V247H98L99 246V244H98V246H96ZM162 245V244H161ZM160 245V246H161ZM188 245H189V242H188ZM203 245H205L204 243L202 244V246ZM43 246V247H44ZM47 246V247H48ZM52 246V245H51ZM51 246H49V247H51ZM81 246V245H80ZM80 246H79V249H78V247H77V245H75V248L73 247V245H72V248H74V250L75 249H78L79 251H80V253L82 252V249H83V252H89V253H91L92 252V248L94 249V247H90V244L88 245H86V246H83L82 245V247H85V248H82V249H80ZM88 246V247H87ZM91 246H93V245H91ZM99 246V247H100ZM112 246V245H111ZM170 246H171V249H170ZM182 246H184V245H182ZM42 247V248H43ZM47 247L45 248V251H47V250H49V249H47ZM69 247H71V246H69ZM68 247V248H69ZM108 247V246H107ZM164 247V248H163ZM189 247H190V245H189ZM40 248H41V246H40ZM54 248V249H53ZM57 248V247H56ZM63 248V247H62ZM86 248H89L90 250H86ZM95 248V249H96ZM112 248V247H111ZM115 248V247H114ZM175 248V249H174ZM61 249V248H60ZM94 249V250H95ZM98 249V248H97ZM104 249V248H103ZM102 249V250H103ZM108 249H110V248H108ZM162 249H166V250H163L162 251ZM168 249H170L169 251H168ZM190 249V248H189ZM205 249V250H206ZM41 250V249H40ZM42 250H44V249H42ZM52 253L53 252H58L59 253V251L58 250H55V247H52ZM55 250V251H54ZM70 250H72L71 248H70ZM158 250V251H159ZM180 251H181V249H179ZM50 251V250H49ZM63 251H65L64 249H63ZM78 251V252H79ZM97 251L98 250H96V253H97ZM110 251V250H109ZM115 251H116V248H115ZM155 251V252H154ZM178 251V250H177ZM180 251H178V252H180ZM182 251H184V248L182 249ZM181 251V252H182ZM192 251V252H191ZM41 252H43V251H40L38 254L39 255H42V253ZM62 252V251H61ZM69 252H71V251H69ZM77 252V250H76V253H78ZM81 253L80 255H82V254H85V253ZM100 252H101V250H100ZM100 252H99V254H100ZM118 252V253H119ZM162 252V253H161ZM175 251H173V253H174ZM176 253L177 254V258L176 259H178L180 256H185V255H181V254H183V253ZM191 252V253H190ZM195 252V251H194ZM202 252H204V253H202ZM41 253V254H40ZM44 253H46V252H44ZM43 253V255H45ZM51 253V254H52ZM58 253H56V254H58ZM66 253V252H65ZM110 252H108V254H109ZM113 253V252H112ZM116 253V252H115ZM47 254V253H46ZM48 254H50V252L48 253ZM50 254V255H51ZM55 254V255H56ZM68 254V253H67ZM72 253H69V255H70V257L73 255H71ZM75 254V253H74ZM88 254V253H87ZM92 254V253H91ZM95 254V253H94ZM99 254H97L96 256H99ZM107 254V253H106ZM169 254V253H168ZM171 254V255H170ZM170 256H169V261L168 260H166V258L163 256V259H159V258H157V257H155V255H154V257H155V259H156V264H177L176 262H173V261H176L175 260V256L176 255H173L172 254V252H170ZM178 254H180L179 256H178ZM199 254V253H198ZM197 254V255H198ZM53 255H54V253H53ZM54 255V256H55ZM63 255V254H62ZM68 255V256H69ZM79 255V254H78ZM79 255V256H80ZM89 255V254H88ZM87 255V259H85V261H87V260H91V259H89V256ZM150 255V256H149ZM159 254H158V257L160 256ZM164 255V254H163ZM173 255V256H172ZM54 256H52V257H54ZM57 256V255H56ZM78 256V257H79ZM85 256H86V254H85ZM85 256H83V257H85ZM152 256L150 257V258H152ZM168 256V255H167ZM173 257V258H171L172 259V261H170L171 259H170V257ZM199 256V255H198ZM198 256H196V257H198ZM38 257V256H37ZM42 257V256H41ZM47 257V256H46ZM52 257H51V260H52ZM57 257H59V255L57 256ZM57 257H55V259L57 258ZM60 257H65V255H63V256H60ZM69 257V258H70ZM75 257V256H74ZM91 257V256H90ZM101 257V256H100ZM103 257V256H102ZM113 257H114V255H113ZM120 257V256H119ZM186 257V256H185ZM185 257L183 258V257H180L178 260H181L182 262L180 263V264H183V261L184 260H187V259H185ZM69 258H67V256L63 259V260H65V261H63L62 262V259H60L61 260V264H65V263H67V260L66 259H68V260H72V259H69ZM86 258V257H85ZM95 258V257H94ZM98 258V257H97ZM104 258V257H103ZM108 258V257H107ZM141 258V257H140ZM150 258H149V260H150ZM165 258V259H164ZM194 258V260L191 258L190 260H193V261H191L193 264H198L197 262H194V261H196L195 259V257H193ZM50 259V258H49ZM78 259V258H77ZM99 259V258H98ZM98 259H96V260H98ZM136 259H137V256H136ZM139 259V258H138ZM144 259V257L140 260V262L139 263H141V261ZM153 259V258H152ZM151 259V260H152ZM154 259V260H155ZM159 259V260H158ZM43 260H45V259H43ZM96 260H95V263H96ZM108 260H111V261H115L113 258H111V259H108ZM107 260V261H108ZM149 260H147L146 259V261L145 260H143V261H145V264L147 263L148 264V262H149V264H150V262H151V260L149 261ZM177 260V261H178ZM42 261V260H41ZM47 261V260H46ZM46 261H42V262H46ZM50 261V260H49ZM77 261V260H76ZM80 261V260H79ZM101 261V260H100ZM60 262V261H59ZM58 262V263H59ZM74 262V261H73ZM106 262V261H105ZM104 262V263H105ZM110 262V261H109ZM121 262V263H120ZM135 262V261H134ZM187 262V261H186ZM99 263V262H98ZM115 263H116V261H115ZM137 263V262H136ZM144 263V262H143ZM142 263V264H143ZM152 263H155V261H152ZM178 263V264H179ZM185 263V262H184ZM200 263V262H199ZM39 264H41V262L39 263ZM45 264V263H44ZM47 264H51L50 262L48 263L47 262ZM55 264H56V260H55ZM68 264V263H67ZM73 264V263H72ZM78 264V263H77ZM81 264H82V262H81ZM100 264H101V262H100ZM108 264V263H107ZM110 264H113L112 262L110 263ZM135 264V263H134ZM187 264H188V262H187ZM201 264V263H200Z\"/></svg>",
  "mask_w": 264,
  "mask_h": 264
},
{
  "label": "rangeland",
  "instance_id": "374dc122",
  "mask_svg": "<svg viewBox=\"0 0 264 264\" xmlns=\"http://www.w3.org/2000/svg\"><path fill=\"white\" fill-rule=\"evenodd\" d=\"M77 1L82 2V4H84V5L86 6V7H84V8H85V9L87 8L88 10H81V9L83 8V7H82L83 5H82V6L80 5L82 8L79 7V8H81V9L79 10V12H77V13H79V14L74 16V17H75V18H74V21H75L76 23H78L77 20H79V23H81V24L83 23V24H84V22H85V19H84V18H85V16H87V17H86V18H87V21L85 22V25H86V23H87V24L90 26V27L87 26V25H86V26H83V25H80V24H79L81 27L83 26L84 29L87 28V27L90 28V29H89V28L87 29L88 31L84 32V33H85V34H84V35H85L84 39H83V36H84V35L82 34V35H83V36L81 35L82 38H80V37H81V36H80L79 39H78L79 42H78V43H77V41L74 42L75 44H77V47H78V44H79V45L81 44V46H79L78 49L81 47V50H82V51H81V52H77V53H75V54L72 53V54H70V55L67 54V53H65L68 57H67L65 54H64V55H65L64 57H67V58L70 57V59L68 60V59L66 58L67 60H65V59L63 60V57H62V59H61V57H60V60H58V61H60V63H61V60H63V61H62V62H63V65H62V66H61V64H59V62H58V63H55V59H54L55 57L52 56L54 61L52 62V61L50 60V62L54 63L55 66H56V64H57V66L59 65V66L62 68L61 70H62V72H63V73H62L60 69H57V70H60V71H59L60 73H58L57 70H55L57 66L55 67V69L52 68L53 70H55L54 72L57 73V75H56V73L53 72L54 79L57 80V83H55V82L53 81L54 79L52 78L53 75H52V72H51V71H53V70H52L51 68H48V66L46 67V69H47V68L50 69V72H51V73H49L48 76H49L50 74L52 75V77H50V79H51V78L53 79L52 81L55 83V85H56V84H61V83H62V85H63V84L65 83V84H64V88H65V87L68 88V86H69V89H67V91H65L66 88L64 89L63 86L61 85L62 88H63V89L61 88V90H62L63 92H61V91L59 92V97L62 96V97L60 98V100H61V99L63 100L64 98L66 99V101H64V102H62V101H60V100L58 99V101H60L61 105H59V103L56 104V103H54L52 100H50V99H52V96H51V95H54L53 97H57V96H55V95L58 93L57 90L60 89L59 87H61V86H59V87L57 86V87H58V88H57V87L54 85L53 82H52L53 84H51V83L46 84L47 81H51L50 79L47 80L46 82H45V81H39L37 84H35V81H36V80H35V81H34V80L31 81L32 79H29L30 81H28V82H27V81H26V82H21V81H23V79H22V80L20 79L21 81L18 82V81H19V76H20L19 73H21V72L17 73V71H15L14 68H16L17 65H16V66L14 65V67L11 68L10 66H11V65L13 66V64H9L10 66H9V68H8V66H5V65H6L5 63H7V62H6L7 60H6V61H4L5 59H4V60L2 59L3 61L0 60L1 63L4 62L3 64H5V65L2 66V68H1V66H0V68H1V69H0V72H1V73H0V84L2 85V86L0 85V86H1L0 88L2 89L3 86H5V87H8V86H9V87H8V91H7V88L4 89L5 87L2 89V90H5L7 93H6L5 91L0 90V100H1V101L3 100L2 102L0 101V104H1L0 106L2 107V105H3V107H2L3 109L0 107V109L2 110V112H1V110H0V119H1V120H0V123H1V125L3 124L2 126L4 127V129H1V125H0V129H1L0 131H1V132L4 131V133H1V132H0V136H2L1 134H4V136H5V134H6V135H7L6 137L8 138V135H9V138H10V140H9V138H8V139H7V138H4V140L7 139V142H6L5 144H3V143H4L3 136L1 137L2 139L0 138V143L3 142V143H1V144H3L4 146H5L6 144H8V145H6V147H4L3 145L0 144V166H1L2 170L5 169V171H6V172H5V171L3 170L4 172H3V171L0 172V173H1V174H0V178L2 177V180H3L4 182H6V183L9 185V187H8V191H10V192H9L10 195L8 194V198H9V200H10V203H12V204H14V205L16 204V206H14V205H12V204H11V205H8V206H10L9 208H11V207L19 208L20 205L22 204L20 208H21V210L24 208V209L22 210V213H23V211H25V213L23 214V218H24V219H27V220H25L27 226H29L33 231H36V230L38 231V232H34V235H35V237H36L37 240H38V245L41 246V248H40V246H39V248H38L39 250H37V251L35 252V256H36V255L38 256V257L36 256L37 261H38V258L40 259V261H38V264H39L40 262H41V264H44V263L47 264V262H48V263L50 262L51 264H55V260H56V264H61L63 261H65V260H63V259H64L66 256H67V258L70 257L69 253H72L73 255L71 254L72 256L69 258V259H72V260H68V259H66L68 264H72V263H73V264H77V263H78V264H81V262H82V264H100V262H101V264H107V263L110 264L111 262H112L113 264H118L119 261L117 260V258H118L119 260H121V259H120V258H121V255H120V252H119V248H117L119 242H117V244H116V241H113L112 238H109L110 235H111L109 230L112 231V229H113V227L111 228V225H115V222H117V221L119 220V219H118V220L116 219L117 216H119V217L123 216V217H121V218H124V217H125V218H124V219H125L124 224H127V225H128L127 228H126V226H124V225L122 224L123 221H124L123 219H122L123 221L120 220V222H121V224H122L121 226H123L124 229L126 228L125 230H127L128 232H126L124 229H123V230H124L126 233H132V232L134 233V235H133V233H132V234H130V235L127 234L126 236H127V237H128V236H131V237H132V235H133V236L135 237V235H136V236L139 235V234H138V231H140L142 228H145L146 225H148L149 228H151L152 225L154 226V224L159 225V223H161L160 225H163L162 222H159V221H161L162 219H163V220H162L163 222L166 220V222H164L165 224L168 223V222H167L168 217H167V219H165V220H164V218H162V219L160 220V219H159L160 216H159V218H157L158 215H159V214L157 213V215H156L155 217H156L157 219H159V221L156 220V221L159 222V223H157V222L155 221L156 223L154 222V224H153V223H151V219L148 218L149 221H150V223L152 224V225H149L150 223H149L148 219H146V218H147L148 215L151 213V211H150L149 214L146 216V218H145L146 220L144 219V217H145L144 215H145L146 213L143 214L144 211H145V212H148L149 210H151L152 207L155 206V204H156V205H158V204L161 205V202H162V204H164V205H165V204H166V205L168 204V201H163L162 198H160V196L163 197V195H164V193L166 192V189H167V188L170 187V188L173 189V190L175 189V190H174L175 194L177 193V194L181 197V199L183 198V196H185V197L182 199V201H183L185 198H187V199L189 198V200H193L192 198L190 199V195H189V193L187 192V188H185V187H177V188H178V189H177V188H174V186H173L172 184L169 183V184H168L169 187H168V185L166 184V187H167V188L164 189L165 187H163L162 185H165V184H164V183H161L160 181H159V182H160V184H159V183L157 182V181L159 180L157 177L155 178V179H158L157 181L154 179V181H156V183H157L156 186H155V184H154V186H155V190L152 189V188H153V185H151V183L153 184L154 181L150 183V186H152V188H151L150 186H148V187L151 188L153 191H155V193L159 192V194H161V195H160V196H157L156 194L153 193L152 196L155 195V198L153 197V198H154V199H153V198L149 197V199L151 198L152 201H151V200H147V199H148V198H147V194L149 193L150 190L147 189V188H145V187L147 186L146 183H147V182L149 183V182L152 181L153 179H152V180L150 179V181L144 180L145 178H148V177H146L145 175H147L148 170H150V168H149V169L146 168L147 170L145 169V167H144V166H145V163H148L146 167H148L149 164H152V166H153V163H152L151 160L149 159V157L153 155V153L151 154V152L159 153L157 150H160V154H155V156H156V155H161V154H162V153H161V150L165 151L164 148H166V147H167L166 150L169 149V148H168V147H169L168 144L170 143V145H171L170 147H172V149H173V146H174V148L177 149L176 151H178V154H179V152H180L179 149H180V147H183V146H182V145H179V147L177 146V145L179 144V140H178V142H176V141H177V139H176V138H177V135H176L175 137H174V135H175V134H178V139H180V142H181L182 144L184 143V139L186 138V136H185V134L182 135L183 132H182L181 129L184 128V126L181 125L180 122H176V120H175L173 117H172L173 119H170V118H171L170 116H172L174 113H172V112L169 110V105H167L168 108L165 109L166 111L169 112V114H168V112H167V114H168L169 117H167L166 115H164V116H165L164 119H166V117H167V120H165L164 123L167 122V123H166L167 126H168V125L170 126V127L168 126V128L170 129V131H171V129L173 128L172 130H173V133L175 132V134L172 133V134L170 135V132L168 133V131H167L168 134L166 135V131L162 133V129L160 128V129H161V130H160V132H161V136L163 135L162 137H161L158 133H157V135H155V134L153 135L154 138H155V136H157L158 139H157V138H155V139L152 138L153 136L150 137L151 139L149 138V136H146V135L144 136L145 131H146V129L148 128L147 126L150 124V123L148 122V121H150V118H149L150 115H149V114L146 115V112H144V113H142V114H141V113L139 114V112H140V111H139V112H138L139 116H138V114L135 115L138 121H137L136 119H134L135 117H134L133 113L137 112V111L135 110L136 108H137V110H140V109H141V105H136V104H135V105H136V106H135V105H134V102H133L134 100H133V99H130L131 97L129 96V94H125V93H127V90H129L128 92H130V89H128V88L131 87V86H130V85H131V82H130L129 77L132 76V74H131L128 78H126L127 75L125 74V76H126L125 79H127V80H129V81L126 80L127 83H126V81H124L125 84H127V86H125V84H123L124 82L122 83V84L125 86L124 91L119 90L116 86H112V88H113V89H112V88H111V85H109V81H108L109 76H107L108 79H105V78L103 77V75H104L105 73H107V70L110 69V67H109V69L105 67L106 64H103V65H105V66H103V67H104V72H105V73H104V72H102V71H103V67H101L102 65H99L100 62H103V61H104V60H103V59L105 58L104 54L107 52V54L109 55V57H108L107 55H106V57L109 58V60H110L109 62H112V63H110V65L113 64V63L115 62L114 65H115V64H118V65L120 66V65H121V64H120V63H121L120 61L122 60V57H121V56H116V55L119 54V53H118L119 50H120L121 52L123 51L124 53H125V51L128 52V50H129V49H128V50L126 49L127 47H125V49H124V46H123V44H124V42H123V37H122V35L120 36L121 33H118V32L120 31L119 29H118V30H119L118 32H116L117 30H113L111 34H113L114 36H113V35H110L111 37H108V35H107V33L110 32L109 30H108L109 32L107 31V33H106L107 36H106L105 34H104V35L102 34V33H105V31H106V29H105V31L102 32V30L106 27V23H105V21H107V20H105V19L108 18V21H109V16H111V15L113 14L112 12L115 11L116 8H120V5H119V7H117V6L113 5V3L117 5L118 2L120 3V2H122V1H121V0H120V1H119V0H108V1H104V0H84V1H83V0H77ZM85 1H86V2H85ZM92 1H94V2H93L94 4L92 3ZM96 1H97V2H96ZM102 1H103V2H102ZM110 1H113V2L110 3ZM124 1H126V0H123V2H122L123 4L125 3ZM128 1H129V0H128ZM134 1H135V3H134ZM137 1H138V0H130V2L133 4V5L131 4L132 6H134V4H135V8H136V9H134V11H133V9H132V8H134V7H131V6L128 4V5H129L128 8L131 7V10L133 11V13H131V14H133V16L137 14V13L134 14V12H140L139 10H137V8L140 9V7H138L139 4H136ZM240 1H241L243 4H246V0H244V2H243L242 0H240ZM89 2L91 3L90 5H89ZM95 2H96V3H95ZM108 2L111 4V6H110V4H109ZM141 2H142V1H141ZM141 2L139 1V2H137V3H141ZM238 2H239V0H236V3H238ZM248 2L251 3V4L253 5V3H252L251 0L248 1ZM257 2H258V1H257ZM261 2L263 3V1L260 0V1L257 3L258 5H257V4L254 5V6L257 5V7H256L257 9H256L254 6L250 5L251 7H253V8H252L253 10L251 9L250 6H249L248 8H247V6H246L247 9L243 6L242 13H243V15H244V14L247 15V13H248V15H247L248 18L251 17V19H252L251 23H252L253 20H254V22L252 23V26H251V27H252L253 30H254V31H253V30H252V31H253V32H256V33L251 32V33H252V34H251V33H250L251 30H250V31H247V32H249V33H248L249 35L251 34V36H250V40H249V37H248V39H245V38H244V37L247 38V35H245V36L242 38V36H243L244 34H247V33L244 32V31H243L244 34H243L242 31L240 32V34L242 33V34H241L242 36L240 35L241 37H240L239 35H236V37L234 36V38L239 37V38H242V40H244V42L241 41V39H239V38H237V39H239V40H237V39L235 40V41H237V42H235L234 40H232V41H234V44H235V45H232L233 47L235 46L234 49H235V48L238 49V48H237L238 46L236 47V44L239 45L240 42H243L244 44L242 43V45L239 46V47L242 48V49H240V50L243 51V49H244L245 47H247V45H248V44H247V45L244 47V45L246 44V43H245V40H248L249 43H251L253 40H255V43H256V40L258 39V37H262L261 39L259 38V39L261 40V41H260V40H259V41H260L261 44H262V42L264 41V39H263V38H264V26H262V24L264 25V23H262V21L264 22V19L262 18V17H264V13H262V12H264V4H262ZM73 3H74V4H72V5H74L73 7H76V8H77V7H78L77 2H73ZM86 3H88V4L86 5ZM122 3H121V4H122ZM260 3H261V4H260ZM75 4H76L77 6H75ZM78 4H79V3H78ZM97 4H98V5H97ZM123 4L121 5V8H124V7H122ZM142 4H143V2H142ZM142 4H141V5H142ZM112 5H113V6H112ZM124 5H125V4H124ZM126 5H127V4H126ZM141 5H140V6H141ZM96 6H98V9H97ZM101 6H102L103 8H102ZM114 6H115V7H114ZM70 7H71V6H70ZM92 7H93V8H92ZM95 7H96V8H95ZM111 7L115 8V9L113 10V8H111ZM258 7H259V8H258ZM79 8H78V9H79ZM84 8H83V9H84ZM89 8H91V9H89ZM101 8H102L103 10H104V8H106L107 10H110V11H108V12H111L112 14L110 15V13H109V16L106 18V16L108 15V14H107V11L105 12V14H107V15H105V14H103V12H102L103 10H102ZM96 9H97V10H96ZM111 9H112V10H111ZM125 9H126V7H125ZM255 9H256V11H255V13H254V10H255ZM100 10H101V12H100ZM116 10H118V9H116ZM119 10H120V9H119ZM119 10H118V11H115V12H118V14H119V13L121 14V12H123V10H120V12H119ZM127 10L129 11V9H126L125 11H127ZM135 10H136V11H135ZM251 10H252V11H251ZM67 11H68V10H67ZM67 11H65L66 14H68ZM132 11H131V12H132ZM249 11H251V12H249ZM65 12H64V14L62 13V15H64V16L60 15V16H62V20H60L61 17L59 18V20H60V22H63V23H65V24H66V22L70 23L69 17H68V19H67V21H66V16H65L66 14H65ZM99 12H100L101 15L99 14ZM115 12H114V16L116 17L117 15H115V14H116ZM246 12H247V13H246ZM260 12H261V15L263 14L262 17L260 16V14L258 15V13H260ZM80 13H81L83 16H82ZM125 13H126V12H125ZM125 13H124V14H125ZM250 13L252 14V16H249ZM120 14H119V15H120ZM124 14H123V16H124ZM128 14H130V12H129ZM128 14H127V15H128ZM131 14L128 15V17H131ZM256 14H257V15H256ZM102 15L105 16V17H103ZM119 15H118V16H119ZM68 16H70V15L68 14ZM77 16H80V17H82V18H79V19H78ZM88 16H89V18H88ZM99 16L101 17V19H100ZM120 16H121V15H120ZM133 16H132V17H133ZM247 16L244 15V18H246ZM259 16H260V17H259ZM115 17H114V18H115ZM252 17H253V18H252ZM256 17H258V18L256 19ZM64 18H65V20H64ZM118 18H119V17H118ZM118 18H117V19H118ZM121 18H122V16H121L119 19L122 20L121 22H123V21H124V18H123V19H121ZM134 18H137V16H136V17H133V19H134ZM138 18H139V13H138ZM138 18H137V19H138ZM248 18H246L245 20H247ZM259 18H260V19H259ZM76 19H77V20H76ZM80 19H81V21H82V20H83V21L80 22ZM98 19H100V20H98ZM102 19H103V21H101ZM125 19L127 20L125 23H127V22L129 23L128 19H130V18H127V16H126ZM97 20H98V21H97ZM112 20H113V19H112ZM131 20H132V19H131ZM131 20H130V21H131ZM255 20H257V22H258V21H259V22L256 23ZM11 21H12V20H11ZM88 21H89L90 23H89ZM108 21H107V22H108ZM133 21H134V20H133ZM135 21H137V20L135 19ZM248 21H250V19H249ZM75 22H74V23H75ZM7 23H8V22H7ZM68 23H67V24H68ZM103 23H104V24H103ZM125 23H122V24H125ZM135 23H136V22H135ZM4 24H5V23H4ZM4 24H3V25H4ZM65 24H63V25H64L63 27H64V28H67V24H66V27H65ZM101 24L104 25L103 28H102V25H101ZM129 24H130V23H129ZM253 24H254V26H253ZM7 25H8V24H7ZM61 25H62V24H61ZM74 25H75V24H74ZM79 25H75L74 27L77 28ZM250 25H251V24H247L246 26H244V30H245L248 26H250ZM256 25H257V26H256ZM258 25H259V26H258ZM8 26H9V25H8ZM8 26H7V27H4L3 29H4L5 31H7V30H8ZM68 26H69V25H68ZM91 26H92V27H91ZM10 27H13V28L16 29V25H15V23L12 22V24L10 25ZM83 27H82V28H83ZM245 27H246V28H245ZM251 27H248V28L251 29ZM258 27H260V28H258ZM13 28H12V29H13ZM82 28L79 27V29H78V28H77V29H78V30H82L81 33H83L84 29H82ZM95 28L98 29V31L95 30V32H94V34H93V30H94ZM248 28H247L246 30H248ZM255 28H256V29H255ZM9 29H10V28H9ZM12 29L9 30V31L11 32ZM259 29H260V30H259ZM16 30H17V29H16ZM16 30L13 29V31H15L14 34H16V32H17ZM85 30H86V29H85ZM242 30H243V28H242ZM246 30H245V31H246ZM13 31H12V32H13ZM90 31L92 32L91 35H90ZM96 31L99 32V33H97ZM114 31H115V32H114ZM78 32L80 33V31H78ZM48 33H51V32L48 31ZM11 34H12V33H11ZM21 34H22V33H19V35H21ZM99 34H100V36H98ZM109 34H110V33H109ZM254 34H255V37H254ZM260 34H261V35H260ZM87 35H88V36H87ZM89 35H90L91 37H90ZM102 35H103V36H102ZM249 35H248V36H249ZM262 35H263V36H262ZM94 36H95V37H94ZM112 36H113V37H112ZM88 37H89V38H88ZM105 37H106V38H105ZM114 37H115V38H114ZM120 37H122V38H120ZM251 37H253V38H251ZM92 38H94L93 41H92ZM97 38H101V40H100V39H97ZM103 38H104V39H103ZM108 38H109V39H108ZM110 38H111V39L114 38V40H113V39L111 40ZM119 38H120V39H119ZM254 38H255V39H254ZM81 39H83V40H81ZM232 39H233V36H232ZM80 40H81V42H80ZM98 40L101 41L100 43H101L102 50H101V49H97V50L95 49V48H98V45H100V44H97ZM105 40H106V41H105ZM251 40H252V41H251ZM113 41H114V42H113ZM121 41H122V43H120ZM248 41H247V43H248ZM70 42H71V41H70ZM94 42H95V43H94ZM105 42H106V43H105ZM117 42H118V43H117ZM109 43H110V44H109ZM114 43H115V44H119V46H120L121 48H119V50H118V48H115V47H117V45L115 46ZM252 43H253V45H254V48H253V46H250V45H249V46H250L251 48H253V50H256V49H255V46H260V47L263 46V45H262V46H261V45H257L258 42L256 43V45L254 44V41H253ZM94 44H97V45L94 46ZM102 44H103V45H102ZM105 44H107L108 46H110V48H109L107 45H105ZM91 45H93L94 48H93ZM112 45H113L114 47H113ZM74 46H76V45H74ZM96 46H97V47H96ZM119 46H118V47H119ZM242 46H243V47H242ZM249 46H248V47H249ZM91 47H92V48H91ZM112 47L115 48V49H114L115 52H113L112 50H110ZM233 47H232V49H233ZM250 47H249V48H250ZM89 48H90L91 51L88 50ZM113 48H112V49H113ZM68 49H69V48H68ZM72 49H73V46H72ZM103 49H104V50H103ZM121 49H123V50H121ZM232 49H231V51H232ZM234 49H233V50H234ZM246 49H247L246 52H249V51H248V48H245L244 51H245ZM258 49H260V48H258ZM75 50L77 51V48H76ZM94 50H96V52H94ZM98 50H99V51H98ZM100 50H101L102 54H103V52H105V51H106V52L102 55L101 52H100ZM250 50H251V49H250ZM260 50H261V49H260ZM79 51H80V50H79ZM88 51H90V52H88ZM97 51H98V52H97ZM116 51H117V53H116ZM231 51L227 53V58H226V56H225L226 54L223 55L224 58H223V57H220V58H223V59H222L223 61H221V62H224V63H221V62H220V65L223 64V65H222V68L225 67V65H226V67H225L226 69H224V68H223L224 70L222 69L223 72L226 70L225 74L223 73V76H224L223 79L225 80V82H227V81L229 80L227 83L231 82L232 84H233V83L235 84V82H237V81H235L236 79L234 78V75H233V77L230 76V75H228V74H230V72H232V71L229 72V70H231V67H230V66H233V65H232V64H229V65H228V63L225 62V60H226V61H227V60L230 61V60H229L230 57H231V59H233V57H235V56H231V55H230ZM238 51H239V50H238ZM121 52H120V53H121ZM234 52L237 53V50L232 51L231 54H232V55H236ZM239 52H240V51H239ZM239 52H238V54H239ZM246 52H245V53H246ZM251 52H252V51H251ZM253 52H254V51H253ZM256 52H257L256 55L259 56L260 54H258V51H257V50H256ZM259 52H260V51H259ZM263 52H264V51H263ZM81 53H82V54H81ZM98 53H100L99 55H101V56L98 57V55H97ZM114 53H116L115 56L113 55ZM128 53H130V52H128ZM233 53H234V54H233ZM242 53H243V52H242ZM245 53H244V55H245ZM260 53H262V52H260ZM73 54H74V57H73ZM77 54H79V55H77ZM93 54H94V55H93ZM246 54H248V53H246ZM250 54H252V53H250ZM253 54H254V56L256 57L255 53H253ZM253 54H252V55H253ZM55 55H56V54H55ZM59 55H60V54H59ZM75 55H76V56H75ZM80 55H82V56H80ZM95 55H96V56H95ZM120 55L123 56V55H127V54H120ZM128 55H130V54H128ZM128 55H127V56H128ZM131 55L133 56V54H131ZM229 55H230V56H229ZM248 55H249V54H248ZM248 55H247V56H248ZM252 55H251V56H252ZM61 56H62V55H61ZM71 56H72V58H71ZM228 56H229V58H228ZM236 56H237V55H236ZM239 56H241V52H240V55H239ZM7 57H8V56H7ZM77 57H80V58H77ZM102 57H103V58H102ZM114 57H116V58H114ZM118 57H119V59H118ZM129 57H130V56H129ZM241 57H242V56H241ZM255 57L253 58L254 61L257 59V58H255ZM260 57H262V56H260ZM260 57H259L258 60H261V59H262V58L260 59ZM8 58H9V57H8ZM81 58H82V59H81ZM96 58H97V59H96ZM101 58H102V59H101ZM123 58H124V57H123ZM130 58H132V57H130ZM238 58H239V59H238L239 61H242V59H241L240 57H238ZM242 58H244V56H243ZM251 58H252V57H251ZM6 59H7V58H6ZM32 59H33V58H32ZM51 59H52V58H51ZM57 59H59V58H57ZM74 59H75V61H74ZM79 59L81 60V62H82V61H83V62L85 61V62H84V63L82 62V64H80L81 62H80ZM83 59H84V60H83ZM93 59H94V60H93ZM244 59H246V58H244ZM247 59H249V57H248ZM9 60H11V59H8V61H9ZM26 60H28V58H27ZM29 60H30V59H29ZM33 60H36V58H34ZM33 60H30L29 62H32ZM37 60H38V59H37ZM72 60H73V61H72ZM76 60L79 61V63H77ZM99 60H100V61H99ZM233 60H234V59H233ZM233 60H232L231 63H233ZM235 60L237 61L236 58H235ZM251 60H252V59H251ZM258 60H257V61H258ZM262 60H263V61H262V63H260V64H259V61H258V64H259V65L264 64V63H263V62H264V57H263ZM69 61H71V62H69ZM96 61H97L98 63H96ZM107 61H108V59L106 60V62H107ZM118 61H119L120 63H119ZM236 61H235V62H236ZM239 61H237V62L239 63ZM254 61H252V62H254ZM11 62H12V60H11ZM23 62H24L25 65H28V63H29V62L26 63L25 60H24ZM37 62H39V61H37ZM37 62H32V64L34 63V64L36 65ZM56 62H57V60H56ZM67 62H68V64H69V66H67V65H68V64H66ZM75 62H76L77 64H76ZM94 62L97 64V66L95 65ZM104 62H105V61H104ZM104 62H103V63H104ZM109 62H107V64H109ZM237 62L235 63V65H236V64H237V65L241 64V63L238 64ZM243 62H244V61H243ZM260 62H261V61H260ZM1 63H0V64H1ZM9 63H10V61H9ZM12 63H13V62H12ZM39 63H40V62H39ZM39 63H38V65H39ZM43 63H45V65H46V62H43ZM43 63H42V64H43ZM47 63H49V62H47ZM93 63H94V64H93ZM245 63H247V62L245 61ZM245 63H244V64H245ZM34 64H33V65H34ZM42 64H40V65H42ZM54 64H52L51 67H54ZM100 64H101V63H100ZM233 64H234V63H233ZM250 64H252V63H250ZM250 64L248 63V65H250ZM253 64H254V63H253ZM258 64H257V65H258ZM1 65H2V64H1ZM7 65H8V63H7ZM22 65H23V63H22ZM30 65H31V63H30ZM30 65H29V66H30ZM35 65L33 66V67H34L33 70H34L35 67L37 66V65H36V66H35ZM49 65H50V64H49ZM110 65H109V66H110ZM118 65L116 66L117 68H118ZM227 65H228L229 67H228ZM235 65H234V66H235ZM237 65H236V66H237ZM255 65H256V63H255ZM255 65H254V67L257 66V65L255 66ZM19 66H20V65H19ZM19 66H18L17 68H20V69H21V67H19ZM31 66H32V65H31ZM31 66H30V67H31ZM43 66H44V64H43ZM43 66H42V67H43ZM234 66H233V68H234ZM239 66H240V65H239ZM242 66H243V65H242ZM250 66H252V67L249 69V72L252 71V70H256V69H252V68H254L253 65H250ZM263 66H264V65H263ZM4 67H5V70H4V71H1V70L4 69ZM23 67H24V65H23ZM107 67H108V65H107ZM121 67H122V65H121ZM138 67H139V66H138ZM240 67H241V66H240ZM240 67H239V68H240ZM243 67H244V69H245V65H244ZM246 67H249V66L246 65ZM10 68H11V69H10ZM17 68H16V70H17ZM36 68H37V67H36ZM38 68H39V67H38ZM43 68H44V67H43ZM43 68H40V69H43ZM57 68H58V67H57ZM64 68H65V69H64ZM66 68H67V69H66ZM101 68H102V69H101ZM105 68H106V70H105ZM119 68H120V67H119ZM144 68H145V67H144ZM144 68H143V72L146 73V69L144 70ZM227 68H228V69H227ZM235 68H236V67H235ZM256 68H257V67H256ZM260 68H261V67H260ZM260 68L258 67L257 71H253V74L257 72V73L259 74V75H258V74H257V75H258L259 77H261V79L264 81V75H263V77H262V75H260V74H262V72L259 70ZM7 69H8V70H7ZM9 69H10V71H9ZM20 69H18V71H19ZM26 69H29V68H27V66H26ZM31 69H32V67H31ZM40 69H39V70H40ZM46 69H45V71H46ZM95 69H96V70H95ZM135 69H137V68H135ZM139 69H140V67H139ZM251 69H252V70H251ZM262 69H263V68H261V70H262ZM33 70H32V71H33ZM35 70H36V69H35ZM37 70H38V69H37ZM98 70H100V71L98 72ZM111 70H112V65H111ZM111 70H110V74H111ZM131 70H133V69H131ZM131 70H128V72L130 71L129 73H131ZM137 70H138V69H137ZM232 70H233V69H232ZM247 70H248V69H247ZM258 70H259V71H258ZM28 71H29V70H28ZM48 71H49V70H47V72H48ZM64 71H66V77H65ZM94 71H97L98 73H97V72H94ZM122 71H123V70H121V72H122ZM134 71H135V72H134ZM134 71H132V73L134 72L135 75H137V77L140 76V77L142 78V75H143V77L145 76V74L141 71V69H140L139 71H141V73H143V74H141L139 71H136V70H134ZM234 71H235V69H234ZM237 71H238V73H239V71H241V69H239V70L236 69L235 72H237ZM242 71H243V70H242ZM263 71H264V69H263ZM22 72H25L24 69L22 70ZM30 72H31V71H30ZM36 72H37V71H36ZM43 72H44V70H43ZM43 72L40 71L41 74H38V75H41L40 77H44L45 75H43ZM136 72H139V75L136 74ZM235 72H234L233 74H235ZM245 72H247V71H245ZM245 72H244V73H245ZM249 72H247V73L249 74ZM45 73H46V72H45ZM95 73H96V74H95ZM122 73H124V72H122ZM227 73H228V74H227ZM238 73H237V74H238ZM240 73H242V72H240ZM240 73H239V75H240ZM5 74H6V75H5ZM25 74H26V73H24V75H23V73H21V76H22V75H23V76H26ZM36 74H37V73H36ZM62 74H64V75H62ZM81 74H82V76H83V74H84V77H85V78H84V77H83V78H80V77H82ZM97 74H99V75L101 74V75H100V76H102L101 80H103V78H104V79H105L104 82H102L101 80L98 81L97 77H98L99 75H97ZM127 74H128V73H127ZM226 74H227L230 78H229ZM237 74H235V75L237 76ZM248 74H247V75H248ZM251 74H252V73H251ZM253 74H252V75H253ZM263 74H264V73H263ZM12 75L14 76L13 79H12ZM18 75H19V76H18ZM38 75H37V79H38ZM51 75H50V76H51ZM55 75H56V77L58 76V78H55ZM59 75H62L63 78L61 79L62 76H60V78H59ZM76 75H78V76H77V79L75 80L74 78H76V77H74V76H76ZM107 75H109V72H108ZM122 75L124 76V74H122ZM128 75H129V74H128ZM135 75L133 76L134 79L131 80V81H133V82L137 80V79L135 80ZM231 75H232V73H231ZM247 75H246V77H248ZM252 75H251V76H252ZM31 76H35V73H34V75H33V74H32V75H29V77H31ZM46 76H47V75H46ZM90 76H91V77H90ZM92 76H93V77H94V76L96 77V78L94 77L95 80H93L94 78H93ZM100 76H99V78H100ZM236 76H235V77H236ZM251 76H250V77H251ZM254 76H256V75L254 74L253 77H254ZM7 77H8V79H9V77H10V78L12 79V81H8V80H7ZM78 77H79L80 79H79ZM107 77H106V78H107ZM225 77H226L227 80L225 79ZM227 77H228V78H227ZM231 77L235 79V80L233 79L235 82H232V78H231ZM240 77L243 78V77H245V76L241 75ZM240 77H239V78H240ZM250 77H248L247 79H249ZM253 77H252V78H253ZM259 77L256 78V79L258 80L257 83H258V82H259V83H263V81H262L261 79H259ZM15 78H16V79H15ZM21 78H22V77H21ZM32 78H33V77H32ZM45 78H46V77H45ZM67 78H69V79L67 80ZM130 78H131V77H130ZM242 78H241V79H242ZM252 78H251V79H252ZM5 79H6V80H5ZM14 79H15V80H14ZM24 79H25V78H24ZM26 79H27V78H26ZM42 79H43V78H42ZM42 79L39 78L38 80H42ZM59 79H60V80H59ZM73 79H74V81H72ZM125 79H124V80H125ZM142 79H143V78H142ZM237 79H238V77H237ZM241 79H240V80H241ZM247 79H246V81H244V82H248ZM251 79H250L249 81H251ZM256 79H255V80L252 79V80H253V83H254V84H253L254 87H255V86H260V85H258L257 83H256L257 85L255 84ZM2 80H3V81H2ZM9 80H10V79H9ZM27 80H28V79H27ZM43 80H44V79H43ZM58 80H59L60 83L58 82ZM62 80H63V81H62ZM66 80H67V81H66ZM84 80H85V81H84ZM92 80H93V81H92ZM96 80H97V81H96ZM224 80H223L222 82H224ZM230 80H231V81H230ZM244 80H245V79H244ZM7 81L9 82V84H8ZM86 81H87V84H83L84 82L86 83ZM95 81L99 83V84H98L99 86H98L97 83H96V85H97L98 87H96V86L94 85ZM260 81H261V82H260ZM6 82H7V83H6ZM11 82H12V83H11ZM36 82H37V81H36ZM74 82H75V83H74ZM78 82H79V83H78ZM80 82L82 83L81 85H83V86L80 85L79 87H78V86L76 87L77 83H78V85H79ZM93 82H94V83H93ZM105 82H108V83L106 84L107 89L105 88V86H104L103 89H102L101 84L103 83V85H105ZM129 82H130V83H129ZM133 82H132V83H133ZM242 82H243V79H242ZM242 82L240 81L239 84L241 83V84H240L241 86H239V84H238V86H239L241 89H244L245 87L242 85ZM244 82H243V83H244ZM5 83H6V84H5ZM10 83H11L12 85L15 83V86H18V87H16L17 89H14L15 86L13 85V86H14V87H13L12 85H10ZM20 83H23V84L25 85L24 87L27 88L26 91L22 89V88H24V87L20 88V86L23 85V84L20 85ZM41 83L44 84V85H42V88H40V87H41V86H40V87L38 88L39 90L45 92L44 90H46V89H48V88H52L51 92H54V93L56 92V94H52V93H51L50 96L47 95V92L50 93V89L46 90L47 92H46L45 96H44V93H43V95H42V92H41V91H38L37 94H36V93H34V94H36L37 96H41V95H42L43 98H41L42 96L40 97L41 99H43L42 101H44V99H46L48 102H49V101H50V102L52 101V102L54 103V106H53V107L50 106V107H46V108H45L44 106H41V105L36 104V103H34V102H32V104H30V103H31L30 100L27 101V102H29V103L26 102V99H27V100L30 99V98H29L30 96L27 95V94H28V92H29V90H30L31 88L28 89V87H29V86H32L33 88H35L34 90H36V88L38 87V85H40ZM66 83L68 84V86L66 85ZM69 83H70V84H69ZM71 83H73L72 85H74V86H72ZM90 83H91V84H90ZM100 83H101V84H100ZM4 84H5V85H4ZM7 84H8V85H7ZM16 84H17V85H16ZM27 84H28V86H26ZM92 84H93V85H92ZM129 84H130V85H129ZM247 84H248L247 86H249V87L246 86L247 90H249V92H250V90L252 91V87H253V86L250 87V84H252V83L250 82V83H247ZM45 85H46V86H45ZM65 85H66V86H65ZM123 85H122V86H123ZM133 85H134L133 88H135V84H134V83L132 84V86H133ZM228 85H229V84H228ZM235 85H236V84H235ZM129 86H130V87H129ZM11 87H13V88H11ZM72 87H73V88H72ZM74 87H75V88H74ZM100 87H101V88H100ZM126 87H128V88H126ZM234 87H235V86H234ZM236 87H237V86H236ZM242 87H243V88H242ZM260 87L263 88V87H264V83H263V85H261ZM260 87H256L255 89H257V91L254 93L253 91H255V90H253V91H252V92H253V95L250 94V97H246V92H247V94H249L248 91H246V89L243 90L244 92L246 91L245 93H244L243 91L240 90V91L242 92V94L240 95V97L242 96L243 98H242V97H241V98L237 97V96H239L238 93H241L240 91L237 93L236 98H237L238 100L240 99L239 102H238V103H239L238 106H239L240 110L243 111V109H241L240 106H243V105H244V103H245L244 100H245L246 98H248L246 101L249 100V106H250V104L254 101V98H255V97H254V96H255L254 94H256V96H257V93H258V96L260 95L259 93L262 92V90H261ZM9 88H11L10 91H9ZM33 88H32V89H33ZM56 88H57V90H56ZM71 88H72V89H71ZM77 88L82 89V90H79V89H77ZM122 88H123V87H122ZM133 88H132V89H133ZM240 88H238V89H240ZM250 88H251V89H250ZM258 88L261 90V92H258ZM21 89H22V91H25V92H22ZM24 89H25V88H24ZM38 89H37V90H38ZM53 89H54L55 91H53ZM70 89H71V90H70ZM76 89H77V90H76ZM104 89H105V90H104ZM116 89H117V90H116ZM236 89H237V88H236ZM11 90H12L13 93L11 92ZM14 90H15V91H14ZM78 90H79L80 92H79ZM122 90H123V89H122ZM125 90H126V92H125ZM30 91L32 92V90H30ZM58 91H59V90H58ZM64 91H65V93H64ZM70 91H71V92H70ZM76 91H78V93H77L78 97H76V94L74 93V92H76ZM263 91H264V90H263ZM1 92H3V93H1ZM31 92H30V94H31ZM35 92H36V91H35ZM39 92H41V95H38V94H40ZM8 93H9V94H8ZM11 93H12V94H11ZM25 93H27V94H26V95H22V94H25ZM60 93H61V95H60ZM214 93H215V92H214ZM218 93H219V92H218ZM218 93H217V94H218ZM243 93H244L245 95H244ZM14 94H15V95H14ZM32 94H33V93H32ZM34 94H33V95H34ZM62 94H65V96L62 95ZM66 94H67V95H66ZM72 94H73V95H72ZM33 95H32V96H33ZM36 95H35V97H36ZM127 95H128V96H127ZM261 95H264L263 92H262ZM13 96H14V97H13ZM25 96H27V97L29 96V97H28V98H27V97L25 98ZM47 96H49L50 98H48ZM69 96H71V98H70ZM126 96H127V98H126ZM247 96H249V95H247ZM251 96H252L253 98H251ZM12 97L15 98V100H14ZM22 97H23V98H22ZM35 97H34V99H35ZM67 97H69V98H67ZM73 97H74V98H73ZM31 98H33V97H31ZM37 98L40 99L39 97H37ZM37 98H36V99H37ZM250 98L253 99V101H252ZM257 98H258L259 101H260V99L263 98V101H262L263 103H262V104H264V97H263V96H262V97L260 96V97H257ZM257 98H255V100H256ZM259 98H260V99H259ZM38 99H37L36 102H38V103L41 104L42 101H39ZM48 99H49V100H48ZM54 99H55V102H56L57 99H56V98H54ZM68 99H69V100H68ZM72 99H74V100L72 101ZM77 99H79V100H78V101H75V100H77ZM80 99H82V100H80ZM84 99H85V100H84ZM95 99L97 100V102H96ZM120 99L122 100V102H125V103H123V104H125L126 106H125V105L123 106V104L121 103V100H120ZM124 99L127 100V101H128V99H130L131 103L129 104L130 101L126 102V101H124ZM214 99H215V98H214ZM214 99H213V100H214ZM234 99H235V98H234ZM241 99H242V100H241ZM13 100H14V101H13ZM24 100H25V101H24ZM93 100H94V101H93ZM98 100H99V101H98ZM258 100H257V101H258ZM31 101H32V99H31ZM34 101H35V100H34ZM79 101H80V104L83 103L82 101H84V103H86V104H84V103H83V105H80V104H79V107H78L77 105H78V102H79ZM88 101H89V102H88ZM116 101H117V102H116ZM214 101L216 102V99H215ZM217 101H218V100H217ZM241 101H244V103L241 104V103H242ZM250 101H251V103H250ZM257 101H255V104H256V105H259V101H258V103H256ZM5 102H6V103H5ZM65 102H66V103L68 102V103H67V107H68V108H67V107L64 108V107L62 106L63 103H64L63 105L66 104ZM87 102H88V103H87ZM132 102H133V104H132ZM211 102H212L213 105H214L215 102H213V101H211ZM218 102H221V100L218 101ZM43 103H45V104H43V105H46V104H47L46 101L43 102ZM74 103H75V105H74ZM113 103H114V104H113ZM116 103H117V104H116ZM126 103L129 104V105H128V110H127V111H126V109H127V104H126ZM212 103H211V104H212ZM235 103H236V105L238 104L237 101H235ZM260 103H261V102H260ZM6 104H7L8 106H7ZM27 104H28V107H27ZM29 104H30V105H29ZM49 104H50V103H48V106H49ZM68 104H69V105H68ZM121 104H122V105H121ZM211 104H210V105H211ZM219 104H221V103H219ZM219 104H218V105H219ZM222 104H223V102H222ZM222 104L220 105L221 107H222ZM246 104H247V102H246ZM255 104H254V102H253V103L251 104V106L254 105V107H256V109H257L260 105H262V104H260V105L257 107V106H255ZM22 105H23V106H22ZM32 105H33L34 107H33ZM51 105H52V104H51ZM55 105H59V106H60V108L58 107L59 109L57 108V111H58V110H61V109L63 110V111H58V114H59L60 112H61V113L63 112L64 114H61V113H60L59 115H66V116H64V117H63V116H60V118H59V115H56V114H55V113L57 112L56 109H55V108H56ZM120 105H121V106H120ZM130 105H133L132 107H134V109L131 108ZM213 105H211V106L214 107L215 105H214V106H213ZM218 105H217V106H218ZM247 105H248V104H247ZM247 105H246V106H247ZM37 106H39V107H37ZM40 106H41V107H40ZM46 106H47V105H46ZM61 106H62V107H61ZM65 106H66V105H65ZM69 106L71 107L72 110H71V109L68 110V109L70 108ZM75 106H77L78 108L75 107ZM86 106L88 107V111H87V107H86ZM110 106H111V108L113 107V109H111ZM114 106L118 107V108L115 107V108L118 109V110H114ZM129 106H130V107H129ZM137 106H140V108L138 109ZM164 106H166V105H164ZM220 106L217 107V108H218V109H219V108L221 109ZM224 106H225V105H224ZM229 106L231 107L232 105H228V107H229ZM238 106H237V107H238ZM4 107H5V108H4ZM22 107H23V109H25V107H26V108H29V107L31 108V107H33L32 109L29 108L28 110H26V109H25V110H26L27 112H30V115H29V113H28V115L34 117V119H33L34 121H35L36 119L39 118V119L37 120V122H38L37 125L35 124V123H37V122H35V123H34V122L30 123L32 119L30 120V122L27 120V121L29 122V124H33V125H35V129L38 127L39 124L42 126V128H46L47 126L49 127V125H47V121L49 122V120H52V121H50L48 124H50V126H52V123L54 122V123H53V124H54L53 126H54V127L57 126V127L54 129V132H52V131L50 132V130H52V129H51L52 127H51V128H48V129H50V130H48V131L50 132V134H52L51 136H54V135L56 134V135H58V136H56V137H59L60 134H61L63 138H64V136H65V137H67V139L69 138V140H71V141L74 142L75 144H78V145H77L78 147L74 144L75 147H77L76 149H74L75 147H74V145L71 144L72 142H71V141H68L69 143H68V142H67V143L70 144V145H68V144L65 142V143H66V147H65V149L67 150V151H65V149H63L65 143H63L64 145H61V144H60V143L64 142L65 140L60 142V140H61L62 137H61L60 139L58 138V140L56 139L55 141L53 140L54 137L49 138L50 135H49V133H48V131H47V128H46V133H48L47 135H49V137H47V136L45 135V130H44V129H43L44 132H43V130H42L41 133H39V131H40V130H39V127H40V129H41V126H40V125H39L38 129H36L37 132H38V134H39L38 136L40 137V134H42V132H43L44 134H42L41 136H43V138H44V136H46V138H49V143L52 144V142L54 141V142H57V144H60V145H59V148L55 147L56 143H55V144H52V145H54V146H51V145H50L51 148H52V147H53V148L55 147V148H57L58 150L54 149V151H53V149H50L49 146H47L48 148H45V146H46V144H47L46 141H45V139L42 141L43 138L41 139V137H40L41 142H38V141H39V139H38L39 137L36 135V134H37L36 132H34V135H36L38 138H35L34 135H33V137H32V135L29 134V135H31V136L28 135L29 138H30V139L27 138L28 140H26V137H27V134H26V133H28V132H26V133L23 132L25 135H24L22 132H21V134H20V132H19L20 135H19V134L16 135V134L18 133V131H20V130H21V131H24L23 128L21 127L22 124H21L20 122L25 121V119L23 120V118H25V115H26V119L32 118V117H28V115L26 114L27 112L24 114L25 111H23V110H22V111H23V115H21V114H22V113H21V110L17 111L19 108L22 109ZM36 107H37V108H36ZM74 107H75V110H76V111H74ZM83 107H84V109H83ZM85 107H86V108H85ZM103 107H104V108L106 107L107 109L110 108L109 110L105 109V110H107V111H109V112H107V111L105 112V110H103V109H104ZM108 107H109V108H108ZM119 107H121V108H119ZM199 107H200V106H199ZM232 107H233V108H232V109H229V110H228L227 107H225V108H227V110H226L225 108L222 107V109L224 110V111H222V109H221V111H222V116H223V115H224V116L227 115L226 112L229 111V112H227V113H228L227 118L229 119L230 122H231V121H232V122L234 121V124H232V125H237V123H235V122H237L239 116L241 117V116H243V115H242V112H241L240 110H239V112H240L241 115L239 114L238 109H237V111L234 110V108H236L235 106H232ZM261 107H263V105L260 106V108H261ZM35 108H36V109H35ZM39 108H40V109H39ZM42 108H44V110H43ZM50 108H51V109L53 108V110H51V112H49V109H50ZM76 108H77V109H76ZM80 108H82V109H80ZM98 108H99V109H98ZM100 108H102V109H100ZM123 108H125V110H124ZM129 108L133 109L132 111H131V109H130V112H131V114H132L133 116H132L130 113H128L129 116L131 115V116L129 117V116L127 115V113H126L127 118L129 117L130 120H129V118H128V121H127V120H126V121H125V120L123 121V120H120V119H119V123L117 124V123H116V122L118 121V120H117V116H116V115L112 116V115L110 114L111 112H112V114L114 113L112 110H114L115 113L121 112V113H123L122 116H125V115H124V112H128V111H129ZM163 108H166V107H163ZM200 108H201V107H200ZM243 108H244V113H247L248 111L245 112V110H246L245 107H243ZM246 108H247V107H246ZM248 108H249V107H248ZM248 108H247V110H248ZM78 109H79V110H78ZM121 109H122V110H121ZM214 109H215V108H214ZM251 109H252V108H251ZM34 110H36L37 112L35 111V113H34ZM40 110H41V111H40ZM66 110L71 114V116H69L70 114H67V112H65ZM82 110H83V111H82ZM85 110H86L87 113L85 112ZM98 110H99V112H98ZM101 110H102V113H103V111H104L105 114H102V113L100 112ZM216 110H217V109H215V111H216ZM232 110H234L235 112H234V111L232 112ZM254 110H255V109H254ZM38 111H39V113H38ZM44 111H45V112H44ZM52 111H54V112L52 113ZM77 111H78V112H77ZM79 111H80V112H79ZM116 111H117V112H116ZM123 111H124V112H123ZM134 111H135V112H134ZM142 111H143V110H142ZM212 111H213V108H212ZM212 111H210V113H209L210 115L208 114V111H206L207 113L205 112V114H207V116H208V115H209V116L212 115L213 118H214V120H215V117H214V116H216V115L213 114ZM249 111H250V110H249ZM258 111L261 112V110H258ZM258 111H256V112H258ZM4 112H5V113H4ZM42 112H43V113H42ZM46 112H47V113L49 112V114H47ZM73 112H74V113H73ZM81 112H85L86 114H85V113H81ZM216 112H217V111H216ZM218 112L221 114L220 111H218ZM223 112H224L225 114H223ZM230 112L232 113V115H231ZM236 112H237V114H239V115H238V118L235 117V115H234L235 119H236V118H237V119H236V120H235V119L233 120V118L230 119L229 117L233 116V113L235 114ZM251 112H252V110H251ZM256 112H255V113H256ZM260 112H259V113H260ZM15 113H18L19 116L21 115L20 117H21L22 119H21V118H19V119H21L22 121H20V120H19L20 122H18V120L15 121V122L12 121L13 118H14V115H13V114H15ZM20 113H21V114H20ZM31 113H32L33 115H32ZM44 113H45V114H44ZM80 113H81V114H80ZM98 113H99V114H98ZM100 113H101V114H100ZM108 113H109L111 116H110ZM115 113H114V114H115ZM121 113H119V117L121 116ZM211 113H212V114H211ZM214 113H215V112H214ZM244 113H243V114H244ZM252 113H253V112H252ZM255 113H254V114H255ZM259 113H256V115H258ZM34 114H35V116H34ZM38 114H39V115H38ZM82 114H83V115H82ZM164 114H165V113H164ZM177 114H178V113H177ZM220 114H219V115H220ZM237 114H236V115H237ZM260 114H261V113H260ZM262 114H264V113L262 112ZM262 114H261V115H262ZM1 115H2V116H1ZM36 115H38V116H36ZM53 115H54V117H53ZM100 115H101V116H100ZM106 115H108V116H106ZM117 115H118V114H117ZM142 115H143V117H142ZM145 115H146L147 117H146ZM179 115H180V113L178 114V116H179ZM217 115H218V114H217ZM230 115H231V116H230ZM244 115H245V114H244ZM250 115H251V114H250ZM250 115H248V116H250ZM256 115H255V116H256ZM11 116H12V119H11ZM16 116H17V114H16ZM16 116H15V118H16ZM19 116H17V117H19ZM22 116H23V117H22ZM51 116H52V117H51ZM67 116H69V117L71 118V120H70V118L67 117ZM82 116H83V119H82ZM85 116H86V117H85ZM105 116H106V117H105ZM115 116H116V117H115ZM203 116H204V118H205V123H206V124H205V126H206V127H205V132H203L204 135H202V133H201V134H199V133H195V134H194V137H195V135H198V136H200V140H201V138H202L201 141H204V142H206L205 140L208 139V142H206V144L208 145V143H210L211 136H213L215 133H217V129H219V128H215V129H216V132H215V129H213L215 133H213V131L210 132L212 129L209 130V127L212 128V127H211L212 122H210L209 120L211 119V121H212L213 118L208 116V117H209V120H208V121L211 123L210 126H209V125H208L209 122H206L208 117H207L206 115H204V113H203ZM222 116H221V118H222ZM224 116H223V117H224ZM27 117H28V118H27ZM41 117H42V118H41ZM45 117H46V118H45ZM48 117H49V118H48ZM55 117H56V119H55ZM61 117H62V118H66V120L63 121ZM114 117H115V119H114ZM141 117H142V118H141ZM217 117H218V116H217ZM217 117H216V118H217ZM257 117L260 118V120H261V119H262L261 117H263V116H259V115H258ZM257 117H255V118H257ZM35 118H36V119H35ZM50 118H51V119H50ZM67 118H68L69 122H67V121H68ZM85 118H86V119H85ZM102 118H103V119H102ZM105 118H106V119H105ZM121 118H122V119H124V118L126 119V117H121ZM241 118H242V117H241ZM241 118H240V119H241ZM246 118H247V117H246ZM258 118H257V119H258ZM263 118H264V117H263ZM10 119H11V120H10ZM17 119H18V118H17ZM42 119H43V120H42ZM47 119H49V120H47ZM54 119H55V120H54ZM107 119H108V120H107ZM109 119H110V120H109ZM111 119H112V121H111ZM244 119H245V117H244ZM249 119H252V118L249 117ZM257 119H255L256 122H257ZM14 120H15V119H14ZM46 120H47V121H46ZM56 120H57L58 122H57ZM60 120H62V122H61ZM84 120H85V122H84ZM101 120H102V121H101ZM103 120H107V121H103ZM113 120H116V122L113 121ZM222 120H223V118H222ZM224 120H226V122L228 121L227 119H224ZM224 120H223V123H224ZM11 121H12L13 124L11 123ZM45 121H46V122H45ZM55 121L57 122V125H56V122H55ZM78 121H79V122L82 121V122H81L82 124H80ZM121 121L124 123L123 126H125V125L127 124V125H126L127 127L129 126L128 123L131 121V122H132V123H130V125H131L130 127H131V128L128 127L127 130H125V131H127V132L124 131L125 133L122 132L123 134L120 133V134H122V135H118L119 132H117V131L114 132L115 130H112V129H114V127H116V124H117V126L123 124V123H121ZM135 121H136V122H135ZM217 121H218V118H217ZM245 121H246L245 123H247V122H248V119L245 120ZM249 121H250V120H249ZM251 121H252V120H251ZM253 121H254V120H253ZM253 121H252V122H253ZM258 121H259V120H258ZM261 121H262V120H261ZM261 121H259V122H260L261 125H262V122H261ZM3 122H4V123H3ZM16 122L20 123V125H21V126H20L21 129H18V131H17V129L15 128V127L17 126V123H16ZM28 122H27V123L24 122L25 125H23V127H25L26 124H27V126H28ZM43 122L46 124V125H45L46 127H44ZM66 122H67V123H66ZM86 122H87V123H86ZM101 122H102V123H101ZM108 122H109V124H108ZM110 122H111V123H110ZM126 122H127V123H126ZM170 122H171V125H170ZM230 122H229V123H230ZM256 122H254V123H256ZM14 123H15V127L13 126ZM64 123H65L66 125H65ZM70 123H71L72 125H71ZM74 123H75V124H74ZM77 123H78V124H77ZM84 123H85V126H86V127L84 126ZM112 123H113V124L116 123V124L113 125ZM133 123H135V125L137 124V127L135 126L134 129H133V126H132ZM140 123H141V124H140ZM147 123H148V124H147ZM215 123H216V122H215ZM215 123H213V124H215ZM229 123H224V124H226V125L229 126L228 129H230V128L233 127V126H231V124H229ZM243 123H244V122H242V124H243ZM8 124H11V125L9 126ZM63 124H64V125H63ZM68 124H70V126H69ZM86 124H87V125H86ZM107 124H108V126H109L110 128L112 127V129H110L108 126H107V127H108V128H107V127H106ZM139 124H140V125H139ZM224 124H223V125H224ZM250 124H252V123H250ZM250 124H249V125H250ZM4 125H5V126H4ZM58 125L61 126V127H59ZM62 125L66 127V129L64 128L63 130H67V132H68V129H71L72 131H71V130H70V131H71L72 134H71V133H67L66 131H63V130H62ZM67 125H68V126H67ZM75 125H76V126H75ZM79 125H80V127H79ZM111 125H112V126H111ZM138 125H139V127H138ZM143 125H144V126H143ZM172 125H173V127H171ZM176 125H177V128H178V129L175 127V128L177 129V131H174V126H176ZM217 125H218V127H220L218 123L215 124V127H217ZM223 125H222V123H221V126H223ZM244 125H245V124H244ZM246 125H247V124H246ZM249 125H247V126H249ZM256 125H258V124H252V125H251V128L254 129L253 127H255ZM72 126H73V127H72ZM82 126H83V128H82ZM121 126H122V125H121ZM126 126H125V127H126ZM142 126L144 127V129L147 127V128L145 129V131H144V129H142V128H143ZM10 127H11V128H10ZM13 127L16 129V130L14 129V131H15V132H13L14 134H13L12 131H11V129H13ZM18 127H19V126H18ZM20 127H19V128H20ZM54 127H53V128H54ZM75 127L78 128L79 130L82 128L85 132H84L82 129H81V131L79 132V130L77 131ZM207 127H208V128H207ZM257 127H258V126H257ZM257 127H256V128H257ZM26 128H28V127H26ZM26 128H25V129H26ZM30 128H31V126H30ZM67 128H68V129H67ZM73 128H74V129H73ZM118 128H119V126H118ZM118 128H117V130H120V128H119V129H118ZM129 128H130V130H131L130 132H129ZM206 128H207V131H206ZM223 128L227 130V126H226V127L223 126ZM233 128H235V127H233ZM247 128H248V127H247ZM256 128H255V129H256ZM260 128H261V126H260ZM262 128L264 129L263 126H262ZM262 128H261V129H262ZM31 129H34V126H33V128H31ZM86 129H87V130H86ZM91 129H93L94 132H93V130H91ZM125 129H126V128H125ZM224 129H223V130H224ZM263 129H262V130H263ZM2 130H3V131H2ZM29 130H30V129H29ZM36 130H34V131H36ZM55 130H56V131H55ZM58 130H59V131H58ZM122 130H123V128H121V131H122ZM134 130H135V131H134ZM139 130H140V132H139ZM142 130H143V131H142ZM178 130H180L179 133H177ZM226 130H225V132L223 131L225 134L227 133ZM249 130H250V129H249ZM258 130H259V128H257L256 131H258ZM262 130H261V131H262ZM16 131H17V133H16ZM27 131H28V130H27ZM30 131H31V130H30ZM30 131H29V132H30ZM86 131H88V133H87ZM90 131H91V132H90ZM121 131H120V132H121ZM136 131H137V132H136ZM227 131H228V130H227ZM230 131H232V130L230 129L228 132H230ZM235 131L237 132L236 129H235ZM235 131H233V133H234V134H237ZM256 131H255V132H256ZM57 132H58L59 134H57ZM74 132H76V134H75ZM89 132H90V135L92 134L91 136L89 135ZM113 132H114V133H113ZM133 132H134V136H133ZM160 132H159V133H160ZM171 132H172V131H171ZM209 132H210V133H209ZM250 132H251V131H250ZM255 132L253 131V133H252L253 136H252V134L249 133V132H248V134H251V135L245 134L246 136L248 135V137H247L248 140H251V141H252V139H254L255 142H257V140L259 141L258 138H260V137H258V136H260V135H256L258 132H257V133H255ZM15 133H16V134H15ZM30 133L33 134V130H32V132H30ZM53 133H54V134H53ZM78 133H79V135L81 134L80 136H82V138H80V136L77 135ZM82 133H84V134H82ZM86 133H87V134H86ZM108 133H109V134H108ZM117 133H118V134H117ZM126 133H127V135H126ZM128 133H129V134H128ZM142 133H143V135H142ZM211 133H213V134L211 135ZM233 133L231 134V132H230V133H229V134H231L230 136H233V135H234ZM238 133H239V132H238ZM259 133H260V132H259ZM22 134H23V135H22ZM85 134H86V135H85ZM95 134H96L98 137H97ZM107 134H108V135H107ZM124 134H125V135H124ZM135 134H136V135H135ZM137 134H139L140 136H139V135L137 136ZM180 134H181V135H180ZM205 134H206V135L208 134V137H210V138H208ZM209 134H210L211 136H209ZM229 134L227 133V136H228ZM260 134H262V133H260ZM15 135H16V136H15ZM21 135H22V138H21ZM63 135H64V136H63ZM88 135H89V136H88ZM110 135H112V136L110 137ZM123 135H124V136H123ZM130 135H131V136H130ZM158 135L161 137V139H159L160 137H159ZM179 135H180V136H179ZM239 135H240V133H239ZM239 135H238L237 137H239ZM245 135H244V136H245ZM254 135H256V136H254ZM18 136H19V137H18ZM23 136H26L25 139L23 138ZM74 136H75V137H74ZM77 136H78V139H79V140L77 139ZM115 136H116V137H115ZM143 136H144V137H143ZM203 136H204V137H203ZM230 136H229V138H231ZM235 136H236V135H234V137H235ZM244 136H243V137H244ZM250 136L252 137L251 139H249ZM90 137H91V141H90ZM92 137H93V139H92ZM129 137H130V138H129ZM145 137H146V139H145ZM215 137H217V136H215ZM240 137H241V136H240ZM253 137H254V138H253ZM255 137H256V138H255ZM257 137H258V138H257ZM33 138H34V140H33V142H32V139H33ZM97 138H98V139H97ZM115 138H116V139H115ZM122 138H123V139H122ZM128 138H129V141H128ZM139 138H140V139H139ZM164 138H165L166 140L169 139V141L167 140V142H169L168 144H167V143L165 144L166 140H165V142H164ZM203 138H206V139H203ZM227 138H228V137H227ZM229 138H228V140H229ZM247 138H245V140H244V144H246V142H248V140L246 141ZM23 139H24V140H23ZM50 139H51L52 142H50ZM85 139H86V140H85ZM94 139H95V140H94ZM96 139H97V140H96ZM143 139H145L146 141H147V140L153 141V139H154V141H156V140L160 141V140H161V141L159 142V143H161V145H158V146H157V144H159V143H157V144H156V148H155V147H152V146H155V145L150 144L151 142H147V144L150 145V147H149L148 149H150V151H151V152H150V156H149V155H148V154H149V153H148L149 150H148V151H147V150L145 151V148L147 149V147H145V143H146V141L144 140V141H145V143H144V142H143ZM209 139H210V140H209ZM212 139H215L214 136L212 137ZM217 139H218V138H216L215 140H217ZM233 139H235V138H233ZM233 139H232V143H231V142H230V143L232 144L231 146L234 147L235 144H236V146L239 144V142H238L239 140H238V138H237L236 141L234 140L235 142H234V144H233ZM242 139H243V138H242ZM1 140H3V141H1ZM8 140H9V142L12 141V145H11V143L8 142ZM13 140H14V141H13ZM25 140H26V142L29 141V140H31L30 142H32V144H36V145L41 144V143H42V144L45 143V146H43L42 144H41V146H38L39 149H40V147L43 146L45 149H50V150L52 151V152H51V151L48 150V151L50 152V154L48 155V153H49V152H48V153H47L48 156L45 155L46 157H44V155H42L45 159H44V158L41 159V157H40L41 160L45 161L44 163H47V161H48V164H50V157L53 156L54 153H56V154H54L55 157L53 156L54 159L57 158V159H56V160H58L57 162H59V160H60V162H61L62 159H64V158H65V159L68 158L67 156H69V155L71 154V153H69L68 151H71L72 154H73V150H74V153L77 152L78 154H79V152L81 151V154H82V155H81V154H80V155H77V154L75 153V154H74V157H76V158L79 159L80 156L83 157V156L85 155V156L83 157L85 161L83 162V158L81 159V157H80V160L76 159V160H78L79 162H81V163L78 162V163H79V166H80V168H78L79 166H78V163H77L76 160H75V161H76V163H75V161H72V160L69 161V158H68V160L66 159L67 161H65V159H64V161H62V164L60 163V164L63 166V167H62L61 165H59V166H58V165H57V166H54L55 163H56V164H58V163H57L56 161H55V163H53L54 161L51 159V161H53V162H52V163H53L52 166L55 167L54 170L57 171V174L59 175L58 170H60L61 167H62V170L65 172V176H66L67 178H66L65 176L62 175V173H61L62 171H61V172H60V175H61V176L59 175V178L63 176V177H65L66 181H65L64 183L60 184L61 181H62L63 179L61 178L62 180H61V181H58L59 179L56 177V175H54V174L51 172V173L53 174V175H51V176H53V177L55 176L56 179L53 178V180H52V179H51L52 177H51V178H50L51 180H50L49 177H48L47 179H48L49 181H51V183L48 185V187L46 186V184H44V185L47 187V189H46V188H43V187H41V186H44V185H42V184L40 183V186H39V183L36 181V180L38 179L37 177H39L38 173H36V174L38 175V176H36V180L33 179V177H32V175H33L34 173H33V174H28V173H29L28 170H31L30 167H31L32 165L34 166V164L30 165L31 162H32L33 160L31 159V161H30V163H29V159H28V158L31 157V156H33L34 154H31V153H34L35 151H39V153H40V150H41V149H40V150H37V149L35 150V148H38V147H36V146H34V145H33V147H32V144L28 142V143L26 144V145H28V147H29V149H28V147L26 146L27 149H28V151H27V149H24V148H25V147H24V146H25L24 144L26 143V142H24ZM36 140H38V141L36 142ZM47 140H48V139H47ZM62 140H63V139H62ZM84 140H85V141H84ZM87 140H88V141H87ZM93 140H94V141H93ZM100 140H101V141H100ZM116 140H117V141H116ZM119 140H120V141H119ZM133 140H134V141H133ZM174 140H175V141H174ZM34 141H35L36 143H34ZM86 141H87V142H86ZM124 141H125V142H124ZM126 141H127L128 143H126ZM132 141H133V142H132ZM141 141H142V142H141ZM213 141H214V140H213ZM221 141H222V140L219 141V139H218V143H217V144H220L219 142H221ZM226 141H227V139H226V136H225V141H223V142H226ZM230 141H231V140H230ZM254 141H252V143H253ZM70 142H71V143H70ZM83 142H84V143H83ZM91 142L96 146L97 149L94 148L95 146L93 147V145H91V144H92ZM94 142H95V143L97 142V143L95 144ZM119 142H120L121 144H120ZM131 142H132V144H131ZM137 142H138V143H137ZM171 142H173V144H172ZM255 142H254V143H255ZM13 143H14V145H13ZM15 143H16V144H15ZM17 143H18V144H17ZM102 143H103V144H102ZM118 143H119V144H118ZM124 143H125V144H124ZM133 143H134V144H133ZM152 143H154V142H152ZM181 143H180V144H181ZM211 143H212V145H214V144H213L214 142H211ZM250 143H251V142H250ZM9 144H10V146H11L10 149H8V151H7V149L4 151V148H7V146L9 147ZM29 144H30V145H29ZM126 144H127V145H126ZM137 144H138V145H137ZM143 144H144V145H143ZM176 144H177V145H176ZM217 144H216V146H218ZM223 144L226 145V143H223ZM223 144H222V142H221V146H222ZM240 144H241V143H240ZM258 144H259V143H258ZM15 145H16V146H15ZM71 145H72L73 147H72ZM97 145H98L99 147H97ZM125 145H126V146H125ZM142 145H143V147H141ZM167 145H168V146H167ZM228 145H229V143L226 145L227 148H230L231 146L228 147ZM242 145H243V144H242ZM255 145H257V144L255 143L254 146H255ZM13 146L16 148V149L14 148L15 150L13 149ZM19 146L21 147V149H20ZM57 146H58V145H57ZM67 146H68V147L71 146V147L73 148V150H72V148H70L71 150H70V149L68 150V147H67ZM80 146H81V148H80ZM119 146H120V149L122 148L121 150L118 148ZM121 146H122V147H121ZM130 146H131V148H130ZM132 146H133V147H132ZM214 146H215V145H214ZM236 146H235V147H236ZM239 146H240V145H239ZM244 146H246V145H244ZM244 146H243V148H244ZM247 146H248V143H247ZM250 146L252 147V144H251ZM250 146H248V147H250ZM254 146L252 147V149L255 148L254 150H255V152L257 153L256 148L258 149V147H257L258 145H257L256 147H254ZM2 147H4V148H2ZM62 147H63V148H62ZM86 147H88V148H86ZM126 147H127V148H126ZM210 147H211V146H209V148H210ZM212 147H213V146H212ZM212 147H211V148H212ZM222 147L224 148V146H222ZM248 147H247V148L245 147V149H248V150H249ZM30 148H31V150H30ZM32 148H34V149H32ZM44 148H43V149H44ZM78 148H80L81 150H78ZM84 148L87 149V150L84 151V150H85ZM125 148H126L127 150H126L125 152H122V151L125 150ZM132 148H134V149L131 151ZM211 148H210V149H211ZM213 148H214V147H213ZM213 148L211 149V150H213V151H214V149H215V150L217 149V147H215L214 149H213ZM237 148H238V146H237ZM239 148H240V147H239ZM239 148H238V152H239ZM45 149H44V150H45ZM83 149H84V150H83ZM89 149H90V150H89ZM92 149H94V150H92ZM135 149H136V150H135ZM139 149H140V152H139ZM143 149H144V150H143ZM172 149H171V150H172ZM218 149H220V146H219ZM218 149H217V150H218ZM245 149H244V150H245ZM25 150H26V151H25ZM29 150L31 151V153H29V152H30ZM33 150H34V152H33ZM55 150H56V152H55ZM62 150H64V151H62ZM101 150H102V151H101ZM129 150H130V151H129ZM173 150H174V149H173ZM173 150H172V152H173ZM226 150L228 151L229 149H226ZM231 150H232V147H231ZM240 150L242 151V149H240ZM244 150H243V151H244ZM254 150H253V154H254ZM2 151H4V153H3ZM6 151H7V152H6ZM17 151H18V152H17ZM45 151L47 152V150H45ZM57 151L61 152V153L63 154L64 158H62V159L60 158V159H59L60 156H59V157L57 156V153H59V152H57ZM90 151H91V152H90ZM93 151H94V152L97 151V153H93ZM141 151H143V152L141 153ZM235 151H236V149L232 150L233 153H234ZM246 151H247V150H246ZM246 151H244L246 154L250 153L249 151H247V152H246ZM250 151H251V150H250ZM5 152H6V154H5ZM41 152H42V150H41ZM46 152H44V154H45ZM53 152H54V153H53ZM63 152H65V154H66V155L68 154V155L65 157V154H64ZM127 152H128V153H127ZM146 152H147V153H146ZM181 152H182V151H181ZM214 152H215V151H214ZM221 152H223V150L220 149V150H219V154L222 155ZM225 152H226V151L223 152V153H224V154H223L224 156L226 155ZM238 152L236 151L237 154H240V155H241V152H239V153H238ZM27 153H29L31 156H30L29 154L27 155ZM52 153H53V154H52ZM92 153H93L92 156H94V157H95L96 155H98V156H96L95 158H93V157H91V154H92ZM144 153H145L146 155H145ZM173 153H174V152H173ZM227 153H228V152H227ZM233 153H232V154H233ZM236 153H235L234 155H236ZM245 153H242V154L244 155ZM51 154H52V155H51ZM88 154H90V155H88ZM94 154H95V155H94ZM99 154H100V155H99ZM102 154H103V155H102ZM111 154H112V155H111ZM127 154H128V155H127ZM134 154H136L137 156L134 155ZM140 154H141V155L143 154V155L141 156ZM216 154H218L217 151H216ZM219 154H218V155H219ZM257 154H258V153H257ZM2 155H4V156H2ZM5 155H6V156H5ZM11 155H12V157H10ZM13 155H14L16 158L13 157ZM16 155H17V156H16ZM26 155H27V156H26ZM59 155H60V153H59ZM162 155H163V154H162ZM223 155H222L221 157H224ZM229 155H230V153H229ZM240 155H237L238 158L240 157V162H239L238 159H237V160H238L239 163H241V165L246 164V165L249 166V164H250L252 161L255 160V158H254V160H253L254 155H252V152L250 153V155H252V156H250V155L248 154V156H250V157H248L247 155H245V156L242 157V159L245 158L246 161H247V160L249 161V159H246V156H247L248 158H251V157H252V159H251L252 161H251V162L249 161L248 164H247V162H246L245 160H243V161L241 160V156H240ZM8 156H9L10 158H7ZM36 156H38L37 153H36ZM39 156H40V154H39ZM39 156H38V158H39ZM56 156H57V157H56ZM63 156H62V157H63ZM72 156H73V155H72ZM77 156H78V157H77ZM100 156H101V158H100ZM112 156H113L114 158H113ZM134 156H135V157H134ZM153 156H154V155H153ZM182 156H183L184 158H186L184 154H183ZM226 156H227V155H226ZM256 156H257V155L255 154V157H256ZM3 157H4V159H3ZM5 157H6V160H5ZM26 157H28V158H26ZM33 157H34V156H33ZM47 157L49 158V160L47 159ZM53 157H52V158H53ZM69 157H70V159H72L71 155H70ZM74 157H73V160H74ZM109 157H110V159H109ZM115 157H116V158L118 157V158L115 159ZM144 157H146V158L148 157V158L145 159ZM234 157H235V156H234ZM34 158H36V157H34ZM111 158H112L113 160H112ZM130 158L133 159V160H131ZM140 158H141V159H140ZM150 158H151V157H150ZM236 158H237V157H236ZM13 159H14V160H13ZM40 159H39V160H40ZM92 159H93V160H92ZM94 159H95V160H94ZM136 159H137V161H136ZM148 159H149L150 162L147 161ZM9 160H12V162L9 161ZM26 160H28V164H29V166H30V167H29L30 169H28V168L26 167V165H28V164L25 165L26 162H24V161H26ZM39 160H38V161H39ZM41 160H40V161H41ZM96 160H99V161H96ZM109 160H110V161H109ZM115 160H118V162L120 163V165H119V163H118L117 161H115ZM145 160H146V161H145ZM234 160H235V159H234ZM234 160H233V161H234ZM237 160H235V161L237 162ZM8 161H9V162H8ZM14 161H15V162H14ZM34 161H37V160H34ZM34 161H33V162H34ZM38 161H37V162H38ZM43 161H42V162H43ZM71 161H72V163L74 162V165L76 164V166H75V168L73 169L74 166H72L73 164L71 163L72 165L69 164V168H68V170H67V165H66V164H68V163L71 162ZM94 161L96 162V165H94V164H95ZM100 161H101V162H100ZM105 161H107L108 163L105 162ZM111 161H112V162L114 161V162L111 163ZM133 161H134V162H133ZM178 161H179V160H178ZM178 161L176 162V163H177V164H176L177 167L179 166L178 163H180V164H182V165L184 164V163H181V162H178ZM188 161L190 162V158L187 156V162H188ZM241 161H242L243 163H244V162H245V163L242 164ZM33 162H32V163H33ZM42 162H38V163L40 164V163H42ZM65 162H67V163L65 164L66 167H65L64 164H63V163H65ZM87 162H89L88 164H90L91 166L93 165V168H92L93 170H90V169H91V166L88 165ZM99 162H100V163H99ZM102 162H103V165H107V166L104 167V169H106V168L108 167V168L105 170V172L108 171L107 175H106V173L103 174V173L99 172V171H100V168H99V167H101L99 164L102 165ZM132 162H133V163H132ZM238 162H237V163H238ZM254 162H255V161H254ZM254 162H252V163H254ZM10 163H12V164H10ZM35 163H36V162H35ZM38 163H37V164H38ZM97 163H99V164H97ZM109 163H110V167H109ZM115 163H117V164H116L117 166L115 165ZM194 163H195V162H194ZM239 163H238V164H239ZM252 163H251V164H252ZM37 164H35V166H34V170H33V166H32V170H33L34 172H35V171H37V172L39 171V170H37L38 168H36ZM39 164H38V165H39ZM42 164H43V163H42ZM48 164H45V165L49 166ZM80 164H81V165H80ZM84 164H85L86 166H85ZM111 164H112V166H111ZM196 164H197V161H196ZM234 164H236V163H234ZM238 164H237V166H236V165L234 166V170H235L234 172H236V173H235V175L233 174V177L235 176V178H236V176H239L240 174L243 173V171L245 170V169L243 170V168H246L245 166L239 167ZM70 165H71V166H70ZM83 165H84V166H83ZM98 165H99V167H98ZM118 165L121 166L122 169H119V166H118ZM131 165H133V166H131ZM241 165H240V166H241ZM24 166H25V167H24ZM41 166H42V165H41ZM43 166H44V164H43ZM47 166H46V168H51V167H52L51 164H50L51 167H50V166L47 167ZM77 166H78V167H77ZM81 166H82V167H81ZM94 166L97 167V168H95ZM114 166H115V168H117V169H115ZM150 166H151V165H150ZM152 166H151V168H152ZM189 166H190L191 168H189V169L187 168L188 170L191 171V169H192L193 172H194V170H196V167H195L193 164L189 163V164H187V166H182V171H181L180 173H183V174H184V172H185V170H184L185 167H189ZM193 166H194V167H193ZM56 167H57V168L59 167L58 170L56 169ZM111 167H112V170L109 171L108 169H111ZM134 167H135V168H134ZM136 167H137V168H136ZM192 167L195 168V169H193ZM209 167H210V166H209ZM237 167H239V169H240V168H242V169H241V170H238ZM35 168H36V170H35ZM39 168H40V165H39ZM65 168H66L67 172L64 170ZM77 168H78V169H77ZM83 168H84V169L86 168V169H85V170H82ZM113 168H114V169H113ZM133 168H134V169H133ZM178 168H181V167L179 166ZM247 168L249 169V167H247ZM25 169H26V170H25ZM52 169H53V168L49 169V171H52ZM69 169H70V170H69ZM72 169H73V170H72ZM75 169H76V170H75ZM79 169H81L83 172H85V173L87 172V173H89V174L86 175L87 173H86V174L84 173V175H83V172H82L81 170H79ZM88 169H89V170H88ZM95 169H96V171H95ZM97 169H98V170H97ZM104 169H103V167H101V170H104ZM118 169H119V170H118ZM139 169H140L141 172L139 171ZM144 169H145V170H144ZM175 169H176V168H175ZM175 169H174V171H175ZM206 169H207V168H206ZM215 169H216V168H215ZM236 169H237V171H236ZM54 170H53V172H56V171H54ZM78 170H79V171H78ZM117 170H118V171H117ZM120 170H122V171H120ZM123 170H124V171H123ZM130 170H131V171H130ZM133 170L135 171V173H134ZM183 170H184V172H183ZM208 170H209V169H208ZM212 170H213V168H211L210 172L214 174V172H213ZM230 170H231V169H230ZM0 171H1V170H0ZM70 171H71L72 173H71ZM73 171H76L77 173L74 172V173H76V174H74ZM90 171H92V172H90ZM112 171H114V172H112ZM146 171H147V172H146ZM204 171H205V170H204ZM216 171H218V170L216 169ZM232 171H233V169H232ZM232 171H230V172H232ZM247 171H248V170H247ZM247 171H246V172H247ZM8 172H10V173H8ZM25 172H27V173H25ZM47 172H48V171H47ZM47 172H43V173H47ZM78 172H79V173L81 172V173H80L81 175L78 174ZM93 172H94V173H93ZM95 172H96V173H95ZM98 172H99V173H98ZM102 172H103V171H102ZM110 172H111V174L108 176V174H109ZM116 172L119 173V174H117ZM123 172H124V173H123ZM131 172H132L133 174H132ZM145 172H146V174L144 175L143 173H145ZM175 172H177V171H175ZM191 172H192V171H191ZM208 172H209V171H208ZM239 172H240V173H239ZM241 172H242V173H241ZM4 173H5V176L3 177L2 174H4ZM6 173H7V174H6ZM11 173H12V174H11ZM48 173H49V172H48ZM66 173H67V174H69V173H70V174H73L74 176H73V175H69V176H70V177L72 176V177H75V178H70L69 176H67ZM90 173H92L93 175L90 174ZM97 173H98V174H97ZM112 173H113V174H112ZM122 173H123L124 175L126 174V176L121 175ZM137 173H138V174H137ZM178 173H179V171L177 172V174H178ZM205 173H206V172H205ZM215 173H217V172H215ZM232 173H233V172H232ZM237 173H238V174H237ZM8 174H10V175H8ZM13 174H15V175L13 176ZM36 174H35V175H36ZM55 174H56V173H55ZM63 174H64V173H63ZM100 174L103 175V176H101ZM130 174H132V175H131L132 177H130V178H133V179H132L133 182H132V181L130 180V178H129ZM134 174H135V175H134ZM140 174H141V175H140ZM203 174H204V173H203ZM236 174H237V175H236ZM244 174H245V172H244ZM11 175H12V176H11ZM29 175H31V176H29ZM35 175H34V176H35ZM40 175L43 176L42 173H41ZM58 175H57V176H58ZM82 175H83V176H82ZM85 175H86V176H85ZM89 175H91V178H90ZM95 175H97V176H98V175L101 176L102 179L99 180V179L95 178V177H96ZM105 175H106V178H107V179L104 178ZM111 175H113V176L115 175V176L113 177V176H111ZM120 175H121L122 177H120ZM143 175H144V177H143ZM205 175H206V176H205ZM205 175H204L203 177L206 178V179L208 178L209 181H210V184H209V183H208V184H209V186H212V183L215 182V181H212V182H211V180H213V179L211 178L212 176H211L210 174H209V175H210L211 177H208V176H207L208 174H205ZM229 175L231 176V174H229ZM229 175H228V172H227V176H229ZM245 175H246V174H245ZM27 176L30 177V178L32 177V178H31V179L29 178V179H30V180H29ZM46 176H47V174H46ZM46 176H44V177H46ZM48 176H49V175H48ZM76 176H78L79 178L76 177ZM81 176H82V177H81ZM88 176H89V177H88ZM107 176H108V177H107ZM110 176H111V177H110ZM116 176H117V177L119 176V177L117 178ZM135 176H136V177H135ZM147 176H148V175H147ZM175 176H176V175H175ZM177 176H179V175H177ZM180 176H182V174H180ZM227 176H226V178H227ZM13 177H14V178H13ZM40 177H41V176H40ZM40 177H39V178H40ZM80 177H81V178H83V177L86 178V177H87V179H86L87 181H85V178H83L84 181H85L86 183H88V182L90 183V182H92L93 180H94V181H93L92 183H90V184L88 183V185L85 183L84 185L81 186V183H80V182L82 181V182L84 183V181H83V179H80ZM93 177H94V178H93ZM115 177L120 181V182H119V181L117 180L119 183L116 184V185L113 184V183H116V182H117L116 179H115ZM213 177H215V176H213ZM240 177L243 178V177H245V176H240ZM9 178H11V179L13 178V180L11 181V179H9ZM41 178H42V177H41ZM68 178H69V179H68ZM89 178H90V180H89ZM98 178H99V177H98ZM103 178L107 180V181L104 180V182H105V181L107 182V186H109V189H107V190H106V188H99V185H100V184H99V185H97L98 183L96 184L97 180H99L98 182L100 183L101 180L103 181ZM108 178H110V179H111V178H114L115 180H113V179L109 180ZM138 178H140V179H138ZM229 178H231V177H229ZM241 178H239V179H241ZM32 179H33V180H32ZM43 179H44V178H43ZM45 179H46V178H45ZM47 179H46V180H47ZM65 179H64V180H65ZM76 179H77V182H76ZM79 179H80L81 181L78 182ZM92 179H93V180H92ZM210 179H211V180H210ZM231 179H232V178H231ZM48 180H47V183H48ZM88 180H89V181H88ZM112 180H113V183H112V184L115 185V187H113V185L111 186L110 184H108L109 182H112ZM121 180H122V181H121ZM141 180H142V181H141ZM143 180H144V181H143ZM229 180H230V179H227V181H228L227 183H230ZM232 180H233V179H232ZM232 180H231V181H232ZM236 180H238V178H236ZM38 181H39V180H38ZM41 181H44V180H41ZM41 181H40V182H41ZM52 181H53L54 183H53ZM67 181H68V182H67ZM115 181H116V182H115ZM129 181L131 182V184H130ZM209 181H208V182H209ZM234 181H235V180H233L231 183H233ZM56 182H59V184L56 185ZM62 182H63V181H62ZM70 182H71V183H70ZM72 182H73V184L78 185V186H80V187L83 189V190H82V189H80V187L78 188V187H76V186H74V188H72V191H71L72 194L75 193V192H77V191L75 190V188H78V190H79L78 193L81 192L80 195H78L77 193H76V195L73 194V195L76 196V199H78V196H79V197H80V196L83 197L84 195H85L84 197L86 198V197H87L86 195L89 194L88 191H89L91 188H93V186H94L93 190L91 189V192H92V193L90 192V194L93 195V196H90V195H89V197H92V198L95 197V201H96V202L94 201V199H91V198H89V197H88L89 200H92V201H90L91 203L88 202V203H89V204L87 203L88 205H87L85 202H86V201H89V200H88V199L86 200L85 198H84V200H83L82 198H79L80 201H81V199H82L81 202L84 201L83 204L80 203L79 201H76L77 203L79 202L80 204H82L81 206H79V204H76V202H75L76 199H75V198H73V199H75V200L73 201L74 204L71 202L73 199H71V201H70V203H72L74 206L76 205L77 209L80 208L81 210H84V211L86 210V212H82V211H81V213H80V212H78V210L76 211V209H74V210L76 211V214L80 213V215H81L82 213H84V217H83V214H82V216H81V217H83V218H81L79 215H77V216L75 217V215H76L75 213H72V212L69 213L70 208L72 209L74 206H72V207H70V208H69L68 205H67L68 207L66 206V203H67V202H68L67 204L70 205L69 200H70V198H72V197H71L72 194H71L70 198H68V197L65 198V197H66V194H69V195H70V193H69L70 191H69V190L71 189V187H73ZM104 182H102V183L104 184ZM106 182H105V183H106ZM135 182H136V183H135ZM139 182H142V183L144 182V183H143V185H142V183L140 184ZM235 182H236V181H235ZM45 183H46V182H45ZM69 183H70V184H69ZM76 183H78V184H76ZM79 183H80V184H79ZM83 183H82V184H83ZM127 183H129V184H127ZM137 183H139L141 186L136 185ZM154 183H155V182H154ZM239 183H240V180H238L237 185H238ZM10 184H11V185H10ZM66 184H67V185H66ZM68 184H69V185H68ZM158 184H159V185H158ZM55 185H56V186H55ZM86 185H87L88 187H87ZM101 185H102V184H101ZM104 185H106V184H104ZM104 185H102V187H103ZM127 185H129V187H128ZM144 185H145V187H144ZM234 185H236V184L234 183L233 186H234ZM49 186H50V188H49ZM63 186H65V187H63ZM67 186L70 188L69 190L67 189ZM89 186H90V187H89ZM95 186H96V187L98 186L97 188H99V189H97ZM110 186H111V187H110ZM130 186H131V188H130ZM161 186H162V189H164V191H165L164 193H163L162 189L160 188ZM51 187H52V189H51ZM54 187H55V189H53ZM85 187H86V188H85ZM104 187H105V186H104ZM117 187H119V189H118ZM133 187H134V188H133ZM156 187H157V188H156ZM212 187H213V186H212ZM61 188H62V189H61ZM65 188H66L67 190H66ZM107 188H108V187H107ZM110 188H111V190H110ZM112 188H116V191H115V189H112ZM143 188H145V189H143ZM60 189H61V192H62V190L65 189L64 192H62V196H63L65 199L62 198V196H61V197L59 196V195H61V194H60L61 192L59 193V190H60ZM86 189L88 190L87 192H85ZM117 189H118V190H117ZM129 189H130V190H129ZM131 189H132V190H131ZM141 189H142V190H141ZM157 189H161V190L159 191V190H157ZM176 189H177V190H176ZM11 190H12V191H11ZM30 190H32L31 193H30ZM50 190H51L52 192H51ZM74 190H75V192H73ZM100 190H101L102 192H101ZM113 190H114V192H113ZM121 190H122V191H121ZM135 190H136V191H135ZM146 190H148V191H146ZM156 190H157V191H156ZM168 190H169L170 192L173 191V190H170V189H168ZM168 190H167V191H168ZM178 190H179V191H178ZM185 190H186V191H185ZM209 190H210V189H209ZM209 190H208V187H207V190H206V191L208 192ZM211 190H213V189L211 188ZM49 191H50V193H49ZM66 191H69V192H66ZM93 191H94L95 194L93 193ZM104 191H105V192H104ZM108 191H110V192L108 193ZM118 191H119V193H118ZM120 191H121V192H120ZM133 191L138 192V193H134ZM139 191H140V192H139ZM141 191H142L143 193H144V191H146V192H145V194H142ZM153 191H152V192H153ZM213 191H214V190H213ZM213 191H212V194H213ZM115 192L117 193V194H116L117 196L115 195ZM127 192H129V194H128ZM131 192H132V193H131ZM184 192H186V194H184ZM13 193H14V194H13ZM33 193L36 194L37 196H34ZM52 193H53V194H52ZM64 193H65V195H64ZM87 193H88V194H87ZM103 193H104V194H103ZM110 193H112V194H110ZM113 193H114V194H113ZM146 193H147V194H146ZM162 193H163V195H162ZM166 193H168V192H166ZM214 193H215V195H217V194H216V193H217L216 191H215ZM12 194H13V195H12ZM31 194L34 196V200H36L35 197L37 198V200H36L35 202H38V203H37L38 205L40 204L39 201L42 202V200H43V203H44V204H40V206H38V205L35 204V203H33L34 205L31 204V203L33 202V201H31L32 199H30V198H31ZM54 194H56L55 197L53 196ZM96 194H97V195H96ZM101 194H102V196H100ZM105 194H106V195L108 194V195L106 196ZM149 194L151 195V193H149ZM149 194H148V195H149ZM157 194H158V193H157ZM159 194H158V195H159ZM177 194H176V195H177ZM206 194L209 195V192L206 193ZM206 194H205V197L203 196V197L205 198V200H203V201H205V202H203L202 199L200 198L201 200H200V201H195V203L192 201V202L194 203V204H192L193 206H188L189 203H192V202L186 199L185 201H186V202L189 201V203H186L185 201L182 202V204L185 202V206H184V204H183L184 209H182L181 207H178L177 205H176V208H177V209H176V208H175V209H172V210H177V211H178V210H180V208H181L182 210H184V211H185V212L183 211L184 213H180V212L178 211V212H179V213H178L179 215L182 214L181 218L183 217V218L186 219V218L189 216V218H190L191 220H190L189 218H187V219H186L187 221H186L185 219H184V220H185V221H184L183 218H182V221H183V223H184V222L187 223V222L189 221V224L187 223V225H188L189 227H191V229L188 230V231H190V232L192 231L191 233H190V232L188 233V231L186 230V227H185V228H183V226L181 227V222H180V221H181V218L179 219V221L176 219V220H177V221H176V220H174L175 218L173 219V217L176 216V215H174V216L172 215V216H173L172 218L170 217L171 213H172V214H175L174 211L172 212V210H171L170 213H169V214H170V215H169V218H170L169 220H170V221L168 220L169 222H171V219H173V220H172L173 223H174L175 221H176L177 223L180 222L179 226H178V224H176V225L178 226V228L180 227L179 229L176 227V229H178L177 232H175V233H177L176 239H178L179 237H180V238L182 237V240H183V235H185V233H186L185 236H187V234H190V235H188V238H187V237H186V238H187V239H190L192 242H193V240L196 238V239L194 240L193 244H192V242H190V240H187L186 238H184V239H186V240L189 242L190 247H189L188 242H187L186 240H185V241L183 240V241H184V244H183V243L179 244V242L182 241V240L180 239L179 242H178V245H181V246L178 247V248L181 249V251H182V249L184 248V251H182V252H181L179 249L176 248V247L178 246L177 243H176L177 241H176V242L173 241V243L176 244V245L173 244V246L175 245L176 247H175V246H174V247H175L178 251H180V252H178L177 250H172L173 247H172V249H171V246H172V245H171V242H172V240H173L174 234L171 235V234H170L171 232H169V234H170L171 236H169V235H167V236H168L169 238L171 237V242H169V244L171 245V246H170V249H171L170 252H172L173 255H176V256L174 257L176 261H173V262H176L177 264H178L179 262L181 263V262H182L181 260H182L185 256H186L188 259L185 257V259H187V260H184V261H183V264H187V262H188V264H193V263L191 262V261L194 260L193 257L196 258V259H195L196 261H194V262H197L198 264H200V263H201V264H204V260H205L204 257H205V254H204L203 258H202L200 252H201V251H207V249L211 246V244H212V242H213L212 240H214V241H215V240H218V239L220 238V236H222L221 232L223 233L224 230H225V228L223 227V219H224L225 217L221 214L220 209L217 208L218 206L216 207V203H215V202H216V197H215V195H214L215 200H213L214 202L212 201L211 206H208V205H207V204L209 203L208 201H211V198H209V197H211V194H210L209 196H208V195L206 196ZM69 195H67V196H69ZM98 195H99V196H98ZM104 195H105V198H106V197L108 198V200H107V199L104 200V199H105V198H104ZM113 195H114V196H113ZM125 195H127V196H125ZM129 195H130V196H129ZM133 195H134V196H133ZM135 195H136V196H135ZM142 195H143L144 198L142 197ZM144 195H146V196H144ZM150 195H149V196H150ZM9 196H10V197H9ZM15 196H16L17 198H15ZM33 196H32V198H33ZM41 196H42V198H41ZM43 196H44V197H43ZM108 196H111L112 199H111V197H110V199H109ZM115 196H116L118 199H119V198H122V199H119V200H121L122 202L119 201ZM53 197H54V199H53ZM56 197H59L60 200L65 201V202H64L65 204L63 203V201H62L63 204H61V202H60L59 199H58V200H55ZM73 197H74V196H73ZM98 197H100V199H99ZM101 197H103V198H101ZM129 197H130V198H129ZM132 197H133V198H132ZM157 197L160 198V200L157 199ZM217 197H218V196H217ZM10 198H11V199H10ZM39 198H40L41 200H39ZM46 198H48V199H46ZM113 198H114V199H113ZM127 198H128V199H127ZM137 198H138V200H137ZM204 198H203V199H204ZM212 198H213V197H212ZM15 199H16V202H15ZM17 199H18V200H17ZM44 199H45V200H44ZM56 199H57V198H56ZM67 199H68V200H67ZM97 199H98L99 201H101V202H99ZM101 199H102V200H101ZM115 199H116V200H115ZM209 199H210V200H209ZM0 200H1V199H0ZM11 200H12V201H11ZM46 200L49 201L50 203L47 202ZM66 200H67V201H66ZM85 200H86V201H85ZM109 200H113V201L110 202ZM117 200H118V202H117ZM135 200H137V201H135ZM144 200H145V201H144ZM146 200H147V201H146ZM17 201H18V202H17ZM30 201H31V203H29ZM93 201H94V203H93ZM103 201H105V202L109 201L110 203H109V205H108V204H107L108 202H107V203H104ZM115 201H116V202H115ZM127 201H128V202H127ZM131 201H132L133 203H132ZM143 201H144V202H143ZM148 201H149V202H148ZM177 201H178V200H177ZM177 201H176V202H177ZM201 201H202V202H201ZM51 202H52L53 204H52ZM56 202H57V203L60 202V204H61L62 206H64V207H60V204L56 205ZM114 202L116 203V206H118V208H119V206L121 205L120 208H119V215H117V216H115V215L118 213V210L116 211V209H118V208H116V209L114 210V207H115V206H114V205H115ZM136 202H138V203H136ZM142 202H143L144 204H143ZM147 202H148V204H149V203H150V204H149V205H146L145 203H147ZM157 202H158V203H157ZM176 202H175V203H176ZM178 202H179V203H178ZM178 202H177L178 205L181 206V205H182V204L180 203L181 200H179ZM198 202H199V203L201 202L200 204L202 205V208H201V206H198V205H199ZM0 203H1L0 207H5V206H6V204H4L5 206H4V205L2 206V201H1ZM20 203H21V204H20ZM45 203H47V204L45 205ZM48 203H49V204H48ZM92 203H93V206H92V205L90 206V204H92ZM100 203H101V204H104V205L106 204V207H107V208L105 207V208H106V210H105L106 212L103 211L104 213H102L101 208H103V205H101V206H102V207H101V206H100ZM112 203H113L114 205H110V204H112ZM196 203H197L198 205H197ZM202 203H203L204 205L206 204L205 207H208V208L205 209V207H204V209H203V206H204V205H203ZM23 204H24V207H22ZM94 204H98L99 206H98V205H94ZM132 204H133V205H132ZM153 204H154V205H153ZM187 204H188V205H187ZM18 205H19V206H18ZM25 205H26V207H25ZM32 205H33V206L37 205L38 207L35 206L37 209L40 208V207L42 206V209L45 208V209H44L45 211L42 210V209H39V211H36L37 209H35V207H34V209H35V211H36V212H35V211L33 210V208H32ZM77 205H78V206H77ZM85 205H86V206H85ZM122 205H123V206H122ZM128 205H129V206H132V207H129ZM140 205H142V206H140ZM159 205H158V207H161V206H159ZM164 205H163V206H164ZM190 205H191V204H190ZM209 205H210V204H209ZM17 206H18V207H17ZM49 206H51V207H49ZM70 206H71V205H70ZM108 206H109V207H108ZM110 206H112L111 208H113V210L116 212V214H115V212L113 211V213H114L115 215L111 213V212H112V211H111L112 209L110 208ZM113 206H114V207H113ZM149 206H151V207L149 208ZM194 206H195V207H194ZM196 206H198V207H196ZM46 207H47V208L49 207L50 209H47ZM55 207H56L57 209H60V210H56ZM66 207H67V208H66ZM76 207H74V208H76ZM90 207L93 208V210H92ZM94 207H101V208H100V209H99V208H98V209L96 208L97 210L95 209L96 212H94V211H95V210H94ZM133 207H134V208H133ZM135 207H136V208H135ZM155 207L157 208V206H155ZM155 207H154V208H155ZM190 207H193V208H191V209H193V210H194V208H195V212H196V213H197V209H198V210H201V212L198 211L197 214H195V212H193V213L195 214V215H193V213H192L193 216H192V215H186V212H189V211H190L189 213H191V209H190ZM210 207H211L212 212H214L213 215H210V213H211V210H209ZM20 208H19V209H20ZM30 208H32V209H30ZM65 208H66V209H65ZM68 208H69V211H68ZM85 208H86V209H85ZM105 208H104V209H105ZM154 208H153V209H154ZM156 208H155L154 210H153V209H152V210L155 211ZM178 208H179V209H178ZM3 209H4V211H3ZM3 209L1 210V208H0V211H1V215H0V216H2V212L4 213V212L6 211L7 208H3ZM19 209H18V210H19ZM25 209H26V210H25ZM62 209H63V210H62ZM80 209H79V211H80ZM108 209H109V211H108ZM40 210H42V211H40ZM49 210H52V211H49ZM54 210H56V211H54ZM61 210H62V211L65 210V213L68 212V215H69L70 218H69V217L67 216V214H65L64 212L62 213V215H65L66 217H68V220H67V221L70 220V221L72 222V223L69 222V224H71V225H75V226H71V225H70L71 227L69 226V224L67 223V221H65L66 218L63 217V216H61V212H59V211H61ZM72 210H73V209H72ZM72 210H71V211H72ZM87 210H89V211H87ZM99 210H100L101 212H99ZM123 210H124V211H123ZM146 210H147V211H146ZM182 210H180V211L182 212ZM188 210H189V211H188ZM193 210H192V211H193ZM206 210H209V212L207 211L208 213L206 212V214H205V212H203V211H206ZM19 211H20V210H19ZM33 211H34V212H33ZM90 211H91V212H90ZM121 211H122V212H121ZM131 211H132V212H131ZM139 211H140V212L142 211L141 214L138 213ZM177 211H175L176 214H177ZM20 212H21V211H20ZM57 212H58V213H57ZM73 212H74V211H73ZM77 212H78V213H77ZM109 212H110V213H109ZM120 212H121V213H120ZM52 213H53V214H52ZM55 213H56V214H55ZM89 213H90V214H89ZM95 213H96L97 215H96ZM122 213H123V214H122ZM124 213H125V214H124ZM189 213H187V214H189ZM199 213H200V215H201V219H200V215H199ZM201 213H202V214H201ZM215 213L218 214V216H216L215 220L218 219V218L220 217L219 220H217V221H215L214 218L212 219V217L207 216L208 214H209L210 216H214ZM70 214H71V215H70ZM72 214H73V215H72ZM74 214H75V215H74ZM93 214H95V215L93 216ZM100 214H103V215H100ZM106 214H107V215H106ZM108 214H109V216H108ZM111 214H112L115 218H114L113 216H111ZM120 214H121V215H120ZM133 214H134V215H133ZM139 214L142 215V216H144V217H141ZM204 214H205L206 216H205ZM211 214H212V213H211ZM219 214H220V215H219ZM55 215H56V216H55ZM57 215H58V216H57ZM87 215H88V216H87ZM104 215H106V217H105ZM124 215H126V216H124ZM137 215H138V216H137ZM160 215H161V214H160ZM179 215H177L176 218H179ZM198 215H199V217H198ZM202 215H204V216L206 217L205 219L210 218L211 221H208V220L206 221L205 219H203L204 216H202ZM24 216H25V217H24ZM54 216H55V218H54ZM59 216L61 217V220H62V219H65V220H62V221L60 220V224H59V220H58ZM78 216H79L80 219L77 218ZM98 216H99L100 218H99ZM127 216H128V217H127ZM133 216H134V217H133ZM136 216H137V218H136ZM185 216H186V217H185ZM194 216H195V217H194ZM50 217H51V218H50ZM62 217H63V218H62ZM71 217H72L73 219H72ZM88 217H89V218L91 217V218L93 219L92 221H94V219H95V222H96V221H97V222H101V221L104 220V222H103L104 225H106L107 222H108V224L105 226V227H107L108 229H106V228L104 227V225L101 224L102 222H101L100 224H98V223L96 222L97 225H95V222H94V224H93V225L95 226V227H94V226L92 225L93 222L91 223V220H90V222H88V221H89V220H88V219H89ZM95 217H96L97 219H96ZM101 217H102V218H101ZM109 217H110V218H109ZM119 217H118V218H119ZM138 217H140V218H138ZM151 217H152V216H151ZM155 217H154V218H155ZM192 217H193V218H192ZM56 218H57V219H56ZM75 218H76V219H75ZM86 218H87L88 221L85 222V223H88V224H87L88 226H86V224L84 223V221H85ZM91 218H90V219H91ZM128 218L130 219L131 222L128 220ZM194 218H196L197 221H196ZM55 219H56V220H55ZM59 219H60V218H59ZM82 219H84V221H83ZM99 219H101V220L99 221ZM112 219H113V221H112ZM140 219H142V220H140ZM188 219H189V220H188ZM192 219H194V220H192ZM202 219H203V220H202ZM57 220H58V221H57ZM134 220H135V221H134ZM137 220H138V223H137ZM139 220H140V222H139ZM201 220H202V221H201ZM55 221L58 222V225H57V223H56ZM63 221H64V222H63ZM75 221H76V222H75ZM111 221H112V222H111ZM114 221H115V222H114ZM195 221H196V222H195ZM198 221H199V222H198ZM212 221H214V223H213L214 226H213V224H211ZM62 222H63V223H62ZM109 222H110V223H109ZM113 222H114V224H112ZM126 222H127V223H126ZM133 222H134V223H133ZM190 222H191V223H190ZM208 222H210V223H208ZM29 223H30V224H29ZM45 223H46V224H45ZM64 223H65V224H66V223L68 224V227L71 228V231H69L70 229H69L68 227H66L67 225H64L65 228H64V226L61 227ZM73 223H74V224H73ZM79 223H80V226H78ZM89 223H91V224L89 225ZM117 223L119 224V222H117ZM128 223H129V224H128ZM131 223H133V224H131ZM148 223H149V224H148ZM173 223H172V224H173ZM186 223H185V224H186ZM41 224H42V225H41ZM55 224H56V225H55ZM76 224H77V225H76ZM82 224H83L86 228H87V227H90V226L92 225V226H91V229H92V228H93V229L91 230V229L88 228V231H87V229H86L85 227H83ZM110 224H111V225H110ZM134 224H135V225H134ZM138 224H139V225H138ZM170 224H171V223H170ZM185 224H184V225H185ZM215 224H216L217 226H216ZM30 225H31V226H30ZM33 225L36 227V230H35V228H34ZM40 225H41V226H40ZM81 225H82V227H81ZM137 225H138L139 228L137 227ZM166 225H169V224H166ZM166 225H163V226H164V227L162 226L163 229H162L161 227H160V229L163 231V230L165 229V226H166ZM174 225H175V224H174ZM176 225H175V226H176ZM187 225H186V226H187ZM32 226H33V227H32ZM50 226H51V227H50ZM99 226H100V228H99ZM108 226H109V227H108ZM116 226H117V225H116ZM119 226H120V225H119ZM119 226H118V227H119ZM121 226H120V227H121ZM129 226H130V227H129ZM134 226H135V227H134ZM155 226H156V225H155ZM175 226H174V227H173V225H172V227H171V226H168V227H171V228H168V227L166 226V227L168 228V229H167V228H166V229H167V231L169 230V231H172V233H174L172 229H174ZM188 226H187V228H188ZM208 226H211V228L208 227ZM215 226H216L217 228H215ZM37 227H39V229H38ZM46 227H47V228H46ZM78 227H80L79 230H78ZM102 227H103L104 229H103ZM114 227H115V226H114ZM146 227H147V226H146ZM158 227H159V226H158ZM193 227L195 228V230L192 229ZM62 228H64V229H62ZM66 228H68L69 230L67 229V230H68V231H67ZM76 228H77V229H76ZM81 228H84V230H85V234H84V230L81 229ZM95 228H96V229H95ZM136 228H137V230H138V229H139V230L137 231ZM196 228H197V230H196ZM209 228H210V229H209ZM46 229H48V230H46ZM72 229H73V230H72ZM74 229H76V230H78V231H76V230H74ZM80 229H81V230H80ZM94 229H95L96 231H97V229H98V232L94 231ZM102 229L105 230V231H103ZM134 229H135V230H134ZM151 229H153V231H156L157 234H158V232H159V235H157V236H158V239L161 238L160 234H161V233H164V231L162 232L159 228H158V230H160L161 232L158 231V230H156V229H157L156 227H155V229H154L153 227H152ZM184 229H185L186 231H185ZM202 229H203V230H202ZM211 229H213V230L216 229L215 232L213 231L214 236H212L213 233H211ZM39 230L41 231L40 233H39ZM45 230H46V231H45ZM49 230L51 231V232H50L51 234L48 232ZM100 230H102V231H100ZM129 230H131V231L129 232ZM149 230H150V229H149ZM201 230H202L203 232H202ZM204 230H205V231H204ZM208 230H209V231H208ZM89 231H90V232H89ZM143 231H145V230H142L141 232H143ZM146 231H147V229H146ZM184 231H185V233H184ZM193 231H194V232H193ZM198 231H199V232H198ZM71 232H72V233H71ZM76 232H78V233H76ZM79 232H80V233L82 232V233L80 234ZM86 232L88 233V234H87V237H86L87 239H84V241H85V240H88V239H91L90 237H92L91 240H94V241L96 240L95 242L93 241L94 243H91V242H92L91 240H89V241H91V242H89V241L86 242L88 245L90 244V247H91V248L94 247V245H96L95 243L99 242L98 244H99V246H100V244H102L101 241L103 242V245L100 246V247L98 246V244L96 245V246H98V247H97L98 249H97L96 247H94V249L96 248L95 250L92 248V252H91L92 254L89 253V252H86V253L83 252V249H82V248H85V247H82V245H83V246H86V245H87V244H83V243H82V242H84V241L78 242V241L81 240V238H82V239L84 238L83 235L86 236ZM91 232H92V233H91ZM93 232H94V233H93ZM102 232H103V234H101ZM147 232L150 233L151 230H150V232H149V231H147ZM204 232H205V233H204ZM38 233H39V235H41V234H42V235L39 236V235H37ZM45 233H46V234H45ZM75 233H76V234H75ZM95 233H97V234H95ZM98 233H99V234H98ZM105 233H106V234H105ZM201 233H202V234H201ZM43 234H44V235H43ZM74 234H75V235H74ZM82 234H83V235H82ZM151 234H152V233H151ZM155 234H156V233H155ZM166 234H167V232H166ZM166 234H164V235H166ZM197 234H198V235H197ZM199 234H200V237L202 238V240L199 238ZM206 234H207V235H206ZM211 234H212V235H211ZM223 234H224V233H223ZM77 235H78V236H77ZM91 235H92V236H91ZM94 235H96V238H97L98 240H97V239H94V238H95ZM107 235H108L109 237H108ZM153 235H154V234H153ZM164 235L162 234V236H163L164 238H165V237L167 238V236H164ZM192 235H193L194 237H193ZM201 235H202V236H205V235H206L205 240H204V237H202ZM38 236H39V237H38ZM42 236H44V237H42ZM45 236H46V238H45ZM53 236H55V238H54ZM79 236H80V238H79ZM88 236H90V237H88ZM93 236H94V237H93ZM97 236H98V237H97ZM101 236H102V237H101ZM157 236H155V237H157ZM159 236H160V237H159ZM178 236H179V237H178ZM185 236H184V237H185ZM191 236H192L193 238H192ZM197 236H198V237H197ZM207 236H208V238H210V239H209L210 242L208 241V239H206ZM40 237H41V239L43 238V240H40V241H39ZM99 237H100V239H99ZM104 237H106V238H104ZM134 237H133V238H134ZM163 237H162V238H163ZM177 237H178V238H177ZM56 238H57V239H56ZM76 238H77V240L74 241V239H76ZM102 238H103V239H102ZM162 238H161V241L158 240L159 244H160V242H162V240L164 239V238H163V239H162ZM169 238L167 239V241L170 240ZM191 238H192L193 240H192ZM59 239H60V240H59ZM101 239H102V240H101ZM106 239H107V240H106ZM129 239H130V237H129ZM129 239H127V240H128V244H131V243L133 242V240H131V243H129V241H130ZM176 239H174V240H176ZM45 240H47L46 243H43V241L45 242ZM55 240H57V241H55ZM66 240H67V241H66ZM105 240L107 241L108 244L106 243ZM108 240H109V241H108ZM127 240H126V241H127ZM199 240H201V247H203V248L205 247V249H206V248H207V249H206V250H205V249H203V250L199 249L200 252H198L199 254L197 253L199 256H198L197 254H195V256L192 255L191 257L187 256V255H190V254H188V251H189V250H192V251H193V250H194L193 248H195V247H196V248L199 247V246H198V245L200 244V241H199ZM203 240H204V241H203ZM58 241H60L59 243H60L61 245H62V243H64L61 247H60V244L57 243V244H59V248H58V246H56V244L54 243V242H58ZM68 241H71V243L68 242ZM110 241H112V242H110ZM126 241H125L126 244H125V243H124V244L127 246L128 244H127ZM164 241L166 242V239L163 240V243H161L162 245L160 244L161 246L158 244L159 248H160V247L162 248L163 245H164V247H165V244H166V243H164ZM195 241H199V242H197V243H199V244H196ZM211 241H212V242H211ZM40 242H42L43 245H42V243H40ZM51 242H52V243H51ZM74 242H75V243H74ZM202 242H203L205 245L202 246V244H203ZM39 243H40V244H39ZM110 243H112V244H110ZM113 243H114V244H113ZM167 243H168V242H167ZM44 244H46V245L44 246ZM47 244H49V246H51V245H52V246L49 247ZM65 244H67V245L70 244L69 246H71V247L68 246L69 248L67 247V249H66V247L64 248V245H65ZM169 244H167L166 246L168 247ZM195 244H196V245H195ZM67 245H66V246H67ZM72 245H73L74 248H75V245H77L78 249H79V246L81 245V246H80V249H82V252L85 253L86 256H85V254L80 255V254L82 253V252L80 253L81 250H80V251H79L78 249H75V250H74V248H72ZM91 245H93V246H91ZM111 245H112V246H111ZM182 245H184V246H182ZM191 245H192V247H193L194 245H195V246L191 249ZM43 246H44V247H43ZM47 246H48V247H47ZM107 246H108V247H107ZM42 247H43V248H42ZM46 247H47V249H49L50 251H49V250L45 251V248H46ZM52 247H55V250H58V251L60 250L59 253H58L57 251H56V252H53L54 255H55L56 253H58V254H56V255H57V256L59 255V257H57L56 255H55V256L53 255V253H52V251H53V250H52ZM56 247H57V248H56ZM62 247H63V248H62ZM81 247H82V248H81ZM87 247H88V246H87ZM111 247H112V248H111ZM114 247L116 248V251H115V248H114ZM164 247H163V248H164ZM201 247H199V248H201ZM60 248H61V249H60ZM70 248H71L72 250H70ZM103 248H104V249H103ZM108 248H110V249H108ZM175 248H174V249H175ZM189 248H190V249H189ZM196 248H195V250H194L195 252L193 251V253H196V252H197ZM40 249H41V250H40ZM42 249H44V250H42ZM53 249H54V248H53ZM63 249H64L65 251H63ZM102 249H103V250H102ZM170 249H168V251H169ZM55 250H54V251H55ZM76 250H77V252H78V251H79V252L76 253ZM86 250L88 251V250H90V249H89V248H86ZM96 250H98L97 253H96ZM100 250H101V252H100ZM109 250H110V251H109ZM155 250L157 251V252L154 251L155 253H157V256H156L155 254H154V255H155V257H157V258H159V259H163V256H164V257L166 258V260H168V259H169V256L171 255L170 252H167L166 249H162V251H163V250H166V251L163 253L164 255H163V254L160 255V251H161V249H160V250L158 249L159 251H158L157 249H155ZM40 251H43V252H41L42 255H39V254H38ZM61 251H62V252H61ZM69 251H71V252H69ZM173 251H175L176 253L178 252V253H180V254L183 253V254H181V255H185V254H186V255H185V256H180V257H183V258L181 259V258L179 257L181 260H178L179 258L176 259V258H177V254H176L175 252L173 253ZM192 251H191V252H192ZM44 252H46L47 254L44 253ZM49 252H50V254H51V253H52V254H51V255L48 254ZM65 252H66V253H65ZM99 252H100V254H99ZM108 252H110V253L108 254ZM112 252H113V253H112ZM115 252H116V253H115ZM118 252H119V253H118ZM191 252H190V253H191ZM41 253H40V254H41ZM43 253H44L45 255H43ZM67 253H68V254H67ZM74 253H75V254H74ZM87 253H88L89 255H88ZM94 253H95V254H94ZM106 253H107V254H106ZM161 253H162V252H161ZM168 253H169L170 255H169ZM202 253H204V252H202ZM62 254L65 255V257H63V258L60 257V256H63ZM78 254H79L80 256H79ZM97 254H99V256H96ZM158 254L160 255L159 257H158ZM180 254H178V256H179ZM68 255H69V256H68ZM87 255L89 256V259H91V260H87V261H85V259L88 258ZM113 255H114V257H113ZM154 255H153V256L151 255L153 259L150 258V257H151L150 255H149L150 257H148V258H146L145 256H141V255H133V256L135 257V260L132 259L133 257H132V258H131V257L128 258L129 261L132 260V262H129V264H134V263H135V264H142L143 262H144L143 264H145L146 259L149 260V258H150V260L152 259L151 262H150V264H156V259H155ZM167 255H168V256H167ZM173 255H172V256H173ZM41 256H42V257H41ZM46 256H47V257H46ZM52 256H54V257H52ZM74 256H75V257H74ZM78 256H79V257H78ZM83 256H85L86 258L83 257ZM90 256H91V257H90ZM100 256H101V257H100ZM102 256H103L104 258H103ZM119 256H120V257H119ZM136 256H137V259H136ZM172 256L170 257V259L173 258ZM196 256H198V257H196ZM51 257H52V260H51ZM55 257H57V258L55 259ZM94 257H95V258H94ZM97 257H98L99 259H98ZM107 257H108V258H107ZM140 257H141V258H140ZM143 257H144L143 260H145V261L142 260L141 263H139L140 260H141ZM49 258H50V259H49ZM77 258H78V259H77ZM111 258H113V259L116 261V263H115V261L108 260V259H111ZM138 258H139V259H138ZM165 258H164V259H165ZM167 258H168V259H167ZM174 258H173V259H174ZM191 258H192L193 260H190ZM43 259H45V260H43ZM60 259H62V262H61ZM96 259H98V260H96ZM154 259H155V260H154ZM159 259H158V260H159ZM41 260H42V261H46V260H47V261H46V262H42ZM49 260H50V261H49ZM76 260H77V261H76ZM79 260H80V261H79ZM95 260H96V263H95ZM100 260H101V261H100ZM107 260H108V261H107ZM150 260H149V261H150ZM177 260H178V261H177ZM59 261H60V262H59ZM73 261H74V262H73ZM105 261H106V262H105ZM109 261H110V262H109ZM134 261H135V262H134ZM152 261H155V263H152ZM168 261H169V260H168ZM170 261H172V259H171ZM186 261H187V262H186ZM58 262H59V263H58ZM98 262H99V263H98ZM104 262H105V263H104ZM136 262H137V263H136ZM146 262H147V261H146ZM184 262H185V263H184ZM199 262H200V263H199ZM67 263H65V264H67ZM120 263H121V262H120ZM180 263H179V264H180ZM121 264H122V263H121ZM123 264H124V263H123ZM125 264H127V263H125ZM146 264H147V263H146ZM148 264H149V262H148ZM195 264H196V263H195Z\"/></svg>",
  "mask_w": 264,
  "mask_h": 264
}]
</instances>
